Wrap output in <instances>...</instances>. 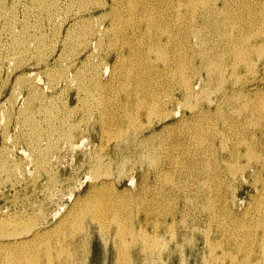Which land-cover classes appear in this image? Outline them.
<instances>
[{"label":"rangeland","instance_id":"obj_1","mask_svg":"<svg viewBox=\"0 0 264 264\" xmlns=\"http://www.w3.org/2000/svg\"><path fill=\"white\" fill-rule=\"evenodd\" d=\"M15 1V2H14ZM35 1H39L38 3L37 2H34ZM44 0H20V2H19V0H0V39H1V43H3V45H1V43H0V48H2V49H0V67H1V69H3V70H1L0 69V75L2 76V77H0V103L2 104L1 106H0V113L1 114H5V116L4 115H1L0 114V149L2 150L3 149V151H1L0 152V157H2V158H0V174H1V178H0V192H2V193H0V207H2V209H0V212H1V214H2V216H1V214H0V228H2V229H7V227H8V231L7 232H9V229H11L10 230V232H13V226H14V228H15V230L16 229H18L19 227V225H23L24 223L25 224H27V225H25L26 226V228H25V226L23 225L22 227H24V228H19L18 230H20V233L22 234V235H24V236H20V233L18 232V230H14L15 232H13L16 236H8L7 235V233L6 234H2L1 232V235H0V251H2V252H0V259H1V261H2V255H1V253L3 254L4 252H3V250H2V248H1V244H6V241H10V240H13V238H15V237H17V233L16 232H18L19 233V237H17V238H20V239H25V238H27V237H29L30 235H32V233L33 232H35L36 231V228H37V230H39L40 229V227H41V225L42 224H40V223H43L45 220H43L44 218H48L49 220H50V223H51V225H53L54 223H55V221L57 220H59L60 219V217H63L62 215H64L65 213H67L68 211H70L72 208H70V207H73L74 206V204L73 203H75V200L77 199V198H83L84 200L88 197V195H92V193H95L98 189H93V185H95L96 183H98V181H96V179L94 178V173H96V171L93 169V167H94V165L95 164H97V162H98V165L99 164H103L104 166H109L110 168H111V166H112V170H110V169H108V170H110L111 171V173H113V175H114V177H111L112 176V174H111V176L109 175L110 173H109V171H106V170H104L103 169V175L101 176V178L103 177L105 180H107L109 183H110V187H112V191L113 190H115L116 189V191H115V193H118L117 195L118 196H120L121 198H123L122 197V194H124V200L123 199H119V205L121 204V206L124 204L125 205V207L124 206H122L124 209H122V208H120V211L121 212H119V210H118V214L120 213L122 216H120V214H119V216L120 217H123V219H125L126 221H124V223H125V225H127V227H128V229H130L131 231H134V230H137L138 229V226H139V224H138V218L139 217H141L142 218V222L144 223L145 222V220H144V215H145V213H144V210H146L147 208H148V204L149 205H153L154 203H156V201H158L159 200V198H160V201L158 202L159 204L158 205H156L158 208H156V210L158 211V213H163L164 212V214L166 213V212H171V215H169L168 217H167V215L166 216H163V214H161L160 216L156 213V215L155 214H153L151 217H150V224L148 225V227H147V229H148V231L150 232L151 231V233H152V231H154V230H158L159 231V233H160V237H159V243L160 244H157V245H159V247L157 248V249H155L154 251V253L153 254H143L142 253V255L139 257V259H135V257H134V262L136 261L137 263H135V264H145L146 262H147V264L149 263H153V264H165V262H166V264H179V262H180V264H201V263H203V264H205L204 263V261L205 260H207V263L208 264H220L221 262L223 263V260L221 259V258H223L224 256H225V253L223 254V252H224V250L228 247V239H227V237H219L218 238V236L215 234L216 233V223H215V221L217 220V219H220V220H226L227 218H228V220L229 219H231V217H233V215L232 214H229L226 210L227 209H229V207L231 208V209H233V210H236V211H238V213L241 215V217H248L249 216V214H244V211H245V209L247 208V206L248 207H250L251 206V202H255V200L257 199V200H259V199H261V197H263V199H264V193H263V191H264V189H263V187H264V163H263V158H264V137H263V135H264V114H263V112H264V93H262V92H264V82H262V81H264V68L262 67L263 65H264V54H262V50H263V53H264V49H261L260 50V54H262L261 56H259L258 58H257V55H255L254 56V58H255V63H258V64H255V66L257 65V67H256V71L254 70L255 69V67H253V69L250 71V70H248L247 71V69H245L247 72H245V70H244V68L242 69H240L239 71V75H240V73H241V76L240 77H242V73H243V77L241 78V80L239 79L240 77H238L237 78V76H239L238 75V73H234L235 75H236V77H235V75L234 74H231V77H232V80H233V82H231L232 80H231V77L229 78V76H230V72H232L233 70V68L232 69H230L232 66H231V62H233L232 60H233V57L231 56V54L229 55V51H225L226 50V46L224 45V42H226L225 41V39H224V35H227L226 33H223L222 35H223V37H221V38H218V34L216 33L215 34V31L213 30V27H216V26H219L220 24H221V26L223 25L222 24V22L223 23H225L224 24V26L226 25V23H228V20H229V23H232L231 21L233 20V17H236V18H238V21H239V19L242 17V14H243V16H247V15H249V13L247 12V9H248V6H247V4L249 3V1L250 0H243V2H242V0H228L227 2H226V0H198L199 1V3H198V1H195V4L196 5H194V6H189V5H191L190 4V2L188 1V0H152V3H155L156 5H160V6H164V8L165 9H167V10H165V12L164 13H168V14H171V16H173L174 15V12H175V10H176V7H180V10L182 11V12H187L186 14H185V18L186 19H184L183 20V23H181V25L183 26V27H185V28H183L180 24L179 25H175V27H174V25L172 24V26H173V35H171L170 34V36H171V38H173L174 39V41L175 42H172L173 41V39H172V41H171V44L173 43L174 44V46H172L171 44H170V40H168L170 37L167 35H164L163 36V34L159 37V39L161 38V40H162V42L160 43V46H163V45H165V48L167 47L166 46V43L168 42L169 44H167L168 45V49H167V52H169V54L167 53V55H168V59H172V57H174V56H176L177 54H179V53H181V56L180 57H182L183 59H182V61L184 60V56L185 55H187V57H188V59H187V57L185 56V59H186V61L188 62L187 64L191 67V68H193L195 65H196V67H194V68H197V69H195V71L197 72L196 74V76H198L199 78H203V81L205 80V82H206V80H208V78H209V71L207 70L208 68H210V67H208V66H210V64H215L217 61H218V64H219V62L221 63H223V65H222V63L221 64H219V65H222V66H227V68L229 69H226V67H222L223 68V72L224 71H227V73L226 72H224V73H226L225 74V77L228 75V77H227V80L229 81H227V83L225 84V83H223V84H221V85H223L224 87H225V89H227V91H228V94L229 95H234V97L235 96H237V97H235L236 99H239V101L237 100L236 101V99L234 100V106L233 105H231V104H226L225 102V104H224V108H225V111H226V114H227V116L228 117H231V118H229L228 120L229 121H227V122H225V121H221L219 118H215V117H212V119L210 120V121H208L207 123L208 124H206V122H204V120H203V123L202 122H199L200 124H202V126L204 127V128H209L210 127V129H206L207 131L205 132V133H207V135L206 136H208L207 138H206V136H204L205 137V145H206V147L207 148H209V153L208 154H210V156L208 155V154H206V156L204 157V162L206 161V163H211L210 165H209V169H208V172H204V174H200L199 172H197L196 170L195 171H193V173H194V175H195V177H196V175H201L200 177H198V178H200L199 180H200V182H199V184H200V186H198V188L200 187L201 189H198L197 188V186H193L194 184H193V182H195L196 181V179H194L192 176V178L191 179H193V180H191L190 181V184H189V186L188 187H190V189L187 187V188H185V179L183 178L184 177V170H182V169H184L183 168V166H184V160H182V158L184 159V154L182 153L183 151H184V148H185V145H184V141L181 139L182 138V136H180L179 135V133L181 134V132H180V129H185V124H183L182 122H181V124H183L184 125V127H183V125H181V124H179L178 126H177V124H176V122L178 123L179 122V120L181 119V115H182V113L184 114V112H185V114H190L191 113V108H190V110H189V107L186 109V107H183L184 105H179L178 103L179 102H177V98H180L181 99V94L178 92L179 90H177V89H179V85H180V78H179V76H171V78H173V79H171V81H170V79H169V81L171 82L168 86L170 87V86H172L171 88H173L172 90H170V89H168L169 87L168 86H165V88L163 87V86H161V87H163L164 89H162L161 87H160V91L162 92H160L159 91V93L158 94H160V96L161 97H159V99H160V101L161 102H159V104H158V106H156L155 107V110L157 109V107L159 108V105H160V103H161V105H160V107L161 108H159V109H157L156 110V112L155 111H153L152 112V114L150 113V112H148V110H147V108H142L141 109V112L139 111V113L141 114H137L136 112H137V110L136 109H134L135 107V100H132V98H134L135 97V91H134V89L136 88V85H135V80L137 79V77L139 76L138 74H136V72L138 71V70H134L135 71V73H134V77L133 78H131V79H127V76H128V71H125V70H127L126 69V67L128 66V64L130 63L129 61H127V59L128 58H131V57H127V56H130L129 54L131 53L130 52V50H131V48H132V50L131 51H133V53H134V51H135V53L136 54H141V55H139L142 59H145L144 61L146 62V61H149V62H146V63H148V67H149V69H150V71H148L146 74H147V76H148V82H150V83H152V81H156V80H158V81H160V78L158 77L159 75H160V72H162V67L164 68V66H163V63H161L160 62V56L158 55V53L156 54L155 53V51L153 52V49H151V47H152V45H153V41H151L150 39H148V37H145L146 35H145V28H146V26H145V23H143V24H141V26L142 27H140V28H136L135 29V31H133V30H124V29H127V28H129V26H126V24L125 25H121L122 26V28H121V26H120V28L119 27H117L119 30H117V28L116 29H113V30H115L114 31V33H112L113 32V30H111V28H114V26H116V25H114V26H112L114 23V20H115V18H113L114 17V14H113V12H112V8H111V6L113 5V3H114V1L113 0H83V1H86V2H83L82 0H59V2H58V0H45L44 2H43ZM68 1H71V2H68ZM76 1H77V3H80L79 5L76 3ZM79 1V2H78ZM82 1V2H81ZM105 1H107V2H105ZM162 1V2H161ZM174 1V2H173ZM178 3H176V2ZM204 1V2H203ZM205 1H206V3H205ZM210 1V2H209ZM214 1V2H213ZM222 1V2H221ZM248 1V2H247ZM12 2V3H11ZM14 2V3H13ZM32 2V3H31ZM40 2H42V3H40ZM51 2V3H50ZM56 2V3H55ZM61 2V3H60ZM72 2H74V4H72ZM89 2H91V3H89ZM97 4V5H95V3ZM101 2V3H100ZM103 2H105V3H103ZM158 2H161V3H158ZM163 2H165V3H163ZM186 2H189V3H186ZM216 2V3H215ZM226 2V3H225ZM230 2H235L234 4L233 3H231L230 4ZM242 4H241V3ZM250 2H256V0H251ZM53 3V4H52ZM58 3V4H57ZM64 3V4H63ZM85 3V4H84ZM103 3V4H102ZM167 3V4H166ZM179 3H181V5H179ZM184 3H186V4H184ZM204 3V4H203ZM210 3V4H209ZM213 3H214V7H213ZM219 3V4H218ZM225 3V4H224ZM237 3V4H236ZM241 5H240V4ZM5 4V5H4ZM11 4H13L12 5V7H11ZM33 4V5H32ZM36 4H38V6H36ZM48 4H52V5H48ZM55 4V5H54ZM77 4V5H76ZM81 4H84V5H81ZM106 6H105V5ZM108 4V5H107ZM172 4V5H171ZM187 4H188V6H187ZM203 4V5H202ZM205 4H206V6H208V7H205ZM216 4V5H215ZM3 5V6H2ZM21 5V6H20ZM41 5H43V6H47V7H43V6H41ZM64 5V6H63ZM69 5H70V8H69ZM74 5V6H73ZM81 5V6H80ZM88 5H90V6H88ZM99 5V6H98ZM103 5V6H102ZM124 5V3H122V4H120V6H122V7H120L121 9H122V11H123V13L124 14H128L129 15V13H128V11H127V8L126 7H124L123 6ZM186 5V6H185ZM211 5V6H210ZM223 5V6H222ZM239 5V6H238ZM8 6V7H7ZM28 6V7H27ZM34 6H36V7H34ZM41 6V7H40ZM60 6V7H59ZM72 6H73V8H72ZM78 6V7H77ZM102 6V7H101ZM166 6V7H165ZM174 6V7H173ZM196 6V7H195ZM217 6V7H216ZM229 6H233L232 8L231 7H229ZM243 7V9H242V7ZM7 7V8H6ZM21 7V8H20ZM55 7V8H54ZM57 7H59V8H57ZM62 7V8H61ZM67 7H68V9H67ZM81 7V8H80ZM87 7V8H86ZM94 7V8H93ZM108 7V8H107ZM169 7V8H168ZM186 7V8H185ZM190 7H191V9L192 8H194L195 9V11H191V9H190ZM202 7H204V8H202ZM213 7V8H212ZM223 7H225L224 9H223ZM4 8V9H3ZM15 8H17V9H15ZM30 8V9H29ZM38 8H40V10L38 9ZM42 8V9H41ZM46 8H48V9H46ZM61 8V9H60ZM73 10H72V9ZM78 8H79V10H78ZM86 8V9H85ZM91 9V10H89V9ZM175 8V9H174ZM210 8H211V11H210ZM228 10H227V9ZM239 8V9H238ZM246 8V9H245ZM2 9V10H1ZM11 9H12V11H11ZM22 9V10H21ZM25 9V10H24ZM33 9V10H32ZM50 9V10H49ZM65 9H67V10H65ZM71 9V10H70ZM81 9V10H80ZM97 9V10H96ZM125 9V10H124ZM172 9V10H171ZM185 9H189L188 11L187 10H185ZM204 9H205V11H204ZM208 9V10H207ZM230 9H232V10H230ZM237 11H236V10ZM4 10V11H3ZM9 10V11H8ZM17 12V14H16V12ZM28 11V12H25V11ZM54 10H55V12H54ZM59 10V11H58ZM60 10H62V12L60 11ZM75 10V11H74ZM84 10V11H83ZM174 10V11H173ZM197 10V11H196ZM207 10V11H206ZM219 10V11H218ZM221 10H223V11H221ZM236 12H235V11ZM242 10V11H241ZM3 11V12H2ZM37 11H38V13H37ZM42 12V13H40V12ZM44 11V12H43ZM69 12V14H67L68 12ZM74 11V12H73ZM78 11H80V12H78ZM106 11V12H105ZM108 11V12H107ZM125 11H127V12H125ZM167 11V12H166ZM169 11V12H168ZM201 11V12H200ZM203 11V12H202ZM213 11V12H212ZM218 11V12H217ZM225 11V12H224ZM231 11V12H230ZM234 11V12H233ZM239 11H240V13H239ZM245 13H244V12ZM7 13V15H6V13ZM11 12V13H10ZM15 12V13H14ZM56 12H58V13H56ZM59 12H60V14H59ZM72 12V13H71ZM76 12H78V13H76ZM83 12V13H82ZM171 12V13H170ZM188 12H189V14H188ZM195 12H197V14H196V16H194V14H195ZM199 12V13H198ZM205 12V13H204ZM217 13V15L215 14V13ZM219 12H221V15H220V13ZM243 12V13H242ZM246 12H247V15H246ZM10 13V14H9ZM13 13V14H12ZM23 13H26V14H23ZM37 13V14H36ZM56 13V14H55ZM108 13V14H107ZM192 13V14H191ZM194 13V14H193ZM206 14V16H207V18H204V16H203V18L201 17V18H199L200 16H201V14ZM224 13H226V16H225V14ZM230 13H231V15H233V14H235V16L233 15L232 17H230ZM4 14H5V16H4ZM19 14V15H18ZM30 14V15H29ZM38 14H40V15H38ZM103 14V15H102ZM156 15H158V17H160V14H162V13H159V12H156L155 13ZM229 14V15H228ZM3 15V16H2ZM12 17H11V16ZM24 15V16H23ZM26 15V16H25ZM27 15H28V18H27ZM35 15V16H34ZM48 15H49V17H48ZM54 17H53V16ZM65 15H67V16H65ZM197 15H198V17H197ZM216 15V16H215ZM240 15V16H239ZM6 16H8L7 17V20H5L4 18H6ZM14 16L17 18H15L14 19ZM20 16V17H19ZM38 16V17H37ZM42 16V17H41ZM62 16V17H61ZM72 16V17H71ZM74 16V17H73ZM77 18H76V17ZM83 16H84V18H83ZM98 16V17H97ZM106 16H108L107 18H106ZM212 16V17H211ZM228 16V17H227ZM2 17V18H1ZM4 17V18H3ZM37 17V18H36ZM58 17V18H57ZM60 17V18H59ZM64 17H66L65 19L67 20V22H66V20H64ZM69 17V18H68ZM104 17V18H103ZM191 17V18H190ZM211 17V18H210ZM217 17H218V19H217ZM219 17H221V18H219ZM223 17V18H222ZM9 18H11V19H13V20H11V19H9ZM56 18V19H55ZM63 18V19H62ZM83 18V19H82ZM87 18V19H86ZM89 18L91 19V20H89ZM93 18H95V19H93ZM97 18V19H96ZM103 18V19H102ZM112 19V21H110L111 19ZM199 18V19H198ZM229 18V19H228ZM231 18V19H230ZM3 19H4V21H3ZM21 19V20H20ZM52 19V20H51ZM71 19V20H70ZM77 19V20H76ZM79 19H81V20H79ZM171 19H173V17L171 18ZM189 19H190V21H191V24H190V21H189ZM215 19H217V20H215ZM220 19V20H219ZM222 19H224V20H222ZM2 20V21H1ZM15 20H17V21H20L19 23L17 22V21H15ZM23 20V22H21ZM28 20V22L27 23H30L31 22V24H27L25 21H27ZM30 20V21H29ZM51 20V24L49 23V21ZM61 21V26H63L62 27V30H61V26H60V21ZM63 20V21H62ZM86 20V21H85ZM95 20V21H94ZM186 20V21H185ZM192 20H195L196 21V23H195V21L193 22ZM206 20V21H205ZM7 21V22H6ZM10 21V22H9ZM34 21H36L37 22V25L36 24H34L33 22ZM41 21H42V23H41ZM59 21V22H58ZM65 21V22H64ZM89 21H91L92 22V24L91 23H89ZM94 21V22H93ZM106 21V22H105ZM108 21V22H107ZM109 21H110V23H109ZM173 22H176V20H172ZM187 21H189V22H187ZM204 21V22H203ZM210 23H209V22ZM217 24H215L214 22ZM217 21V22H216ZM225 21V22H224ZM227 21V22H226ZM4 22V23H3ZM12 22H15V23H18L19 25H17V24H15L14 23V27H13V24H12ZM35 22V23H36ZM55 22V23H54ZM64 24H63V23ZM76 22V23H75ZM87 22H88V24H87ZM99 22H101V23H99ZM103 22H105V23H103ZM193 22V23H192ZM203 22V23H202ZM3 23V24H2ZM8 23H10V24H12V25H9ZM22 23H24V24H22ZM33 23V24H32ZM41 23V24H40ZM43 23H45V26L43 25L42 26V24ZM48 23V24H47ZM54 25H53V24ZM57 23V24H56ZM72 23L74 24L73 26H72ZM97 23V24H96ZM113 23V24H112ZM116 23V22H115ZM172 23V22H171ZM189 25H188V24ZM199 25H198V24ZM205 23V24H204ZM27 24V25H26ZM76 24H79V25H76ZM82 24V25H81ZM91 24V25H90ZM93 24H95V26L93 25ZM108 24V25H107ZM112 24V25H111ZM201 24V25H200ZM204 24V25H203ZM212 24V25H211ZM241 24V26H242V23H240ZM239 24V22H238V24H237V26L238 25H240ZM3 25H8L7 27L9 28H7V27H5V26H3ZM34 25H36L37 26V28H35L36 26H33ZM49 25H51V26H49ZM86 25V26H85ZM95 27V29H94V27ZM99 25H102V27L101 26H99ZM191 25V26H190ZM195 25V26H194ZM197 25H198V30H199V28H200V35H201V37H200V35H199V37L198 36H194L195 34H197V32L196 33H190V32H194V30H193V28L195 27V29H197ZM216 25V26H215ZM258 26L257 27H259L260 28V30H262V25L261 24H257ZM17 26H19V28H17ZM41 26V27H40ZM48 26H49V28H48ZM55 26H57V27H55ZM74 26H75V28H76V30H75V28H74ZM78 26V27H77ZM82 26L83 27H87L86 29L85 28H82ZM90 26H91V28H90ZM111 26V27H110ZM124 26H126V27H124ZM177 26V27H176ZM188 26V27H187ZM194 26V27H193ZM201 26V27H200ZM202 26H203V28H202ZM206 26H208L209 27V29H208V27H206ZM223 26V27H224ZM236 26V28L238 29L237 31L239 32L240 30H243V28H244V26H239V27H237ZM2 27V28H1ZM13 27V28H12ZM23 27V28H22ZM26 27H28L27 29H25ZM30 27H33L32 28V30L33 29H35L34 31H32L31 30V28ZM39 27V28H38ZM46 27V28H45ZM51 27V28H50ZM73 27V28H72ZM102 29H101V28ZM106 27V28H105ZM182 27V28H181ZM190 27L192 28L191 30H190ZM204 27H206L205 29L207 30V31H204ZM5 29V31L7 32V33H5V31H4V29ZM22 28V29H21ZM43 30H42V29ZM52 28H53V31L54 30H56L55 32V34H54V32L52 31ZM80 28V30H78ZM124 28V29H123ZM142 28H144L143 30H142ZM177 28V29H176ZM179 28H181V29H179ZM187 28V29H186ZM239 28H241V29H239ZM11 29H12V31L13 32H15V33H20L19 35L21 36V38L19 37V35L17 34V35H15V33H11L12 31H11ZM18 29V30H17ZM21 29V30H20ZM25 29V30H24ZM46 29V30H45ZM49 29V30H48ZM51 29V30H50ZM58 29V30H57ZM71 29L74 31H71ZM81 29L83 30V31H81ZM91 29V30H90ZM93 29V30H92ZM106 29H108V32L106 31ZM224 29V28H223ZM225 29H226V27H225ZM8 30L9 31H11L10 32V34L8 33ZM22 30L23 31H28V32H26V34H25V32H23L24 33V35H23V33H22ZM31 30V31H30ZM37 30H39V31H37ZM41 30V31H40ZM95 30V31H94ZM97 30V31H96ZM123 30H124V32H123ZM176 30H178V31H180V33L178 32V31H176ZM187 30V31H186ZM213 30V31H212ZM4 31V32H3ZM17 31V32H16ZM20 31V32H19ZM29 31H30V33L31 34H33V37H32V35L29 33ZM80 31V33L82 32H84V36H82L83 34L81 33L80 35H79V33H77V32H79ZM89 31H91V32H89ZM92 31H94V33L92 32ZM98 31H100V32H98ZM102 31V32H101ZM111 31V32H110ZM117 31H119V32H121L120 34H118L119 32H117ZM126 31V32H125ZM184 31H186V32H184ZM203 31V32H202ZM209 31V34L207 33ZM237 31L235 30L234 32H236V33H233L234 35L235 34H238L237 33ZM47 32V33H46ZM52 32V33H51ZM60 32V33H59ZM67 32V33H66ZM69 32L71 33H73L74 34V36H73V34L71 33V34H69ZM87 32V33H86ZM96 32V33H95ZM107 32V33H106ZM109 32H110V34H109ZM136 32H138L139 33V35H138V33H136ZM144 32V33H143ZM178 33V34H180L179 36H177L176 35V33ZM187 33V34H184V33ZM4 33H5V35H4ZM39 33V34H38ZM41 33V34H40ZM43 33V34H42ZM88 33H90V34H93V35H91V36H88V35H90V34H88ZM115 33H117L119 36H117ZM135 33V34H134ZM141 33V34H140ZM201 33H203V34H201ZM8 34H9V36H8ZM37 34V35H36ZM45 34V35H44ZM49 34V35H48ZM53 34V35H52ZM105 34H107V36H110V37H107ZM112 34V35H111ZM125 34H127V35H125ZM133 34V35H132ZM138 36H137V35ZM189 34V35H188ZM199 34V33H198ZM197 34V35H198ZM215 34V35H214ZM15 35V36H14ZM30 35V36H29ZM56 35H59L60 36V38H59V36H57L56 37ZM66 35V36H65ZM79 37H78V36ZM86 35H87V37H86ZM99 35H101V36H99ZM104 35H105V37H104ZM114 35H116L115 37H114ZM121 35H122V39L121 38H119V37H121ZM129 35H131V36H129ZM135 35V36H134ZM144 35V36H143ZM213 35V36H212ZM221 34L219 35V37L220 36H222ZM7 36L9 37L8 38V40H7ZM10 36H12V38L10 39ZM13 36L14 37H16L15 39H13ZM23 36L25 37V39L23 38ZM29 36V37H28ZM53 36V37H52ZM55 36V37H54ZM67 38L68 36L69 37H72L71 39L68 37L67 39H69L68 41H67V39L65 38V37ZM79 38V39H77V37ZM82 38H81V37ZM125 37V40H124V37ZM128 36H129V38H128ZM143 36V37H142ZM186 36H187V38H186ZM207 36V37H206ZM210 36V37H209ZM212 36V37H211ZM227 36H229V35H227ZM2 37V38H1ZM4 37L6 38V39H4ZM31 37H32V39H31ZM36 39H35V38ZM44 37V38H43ZM52 37V38H51ZM85 37L87 38V40H88V42H87V40L85 39ZM89 37H92V38H89ZM100 39H99V38ZM106 37H107V39H106ZM112 37V38H111ZM136 37H137V39H136ZM138 37H139V39H138ZM141 37V38H140ZM146 38V39H143V38ZM163 37V38H162ZM167 37V38H166ZM169 37V38H168ZM176 39H175V38ZM186 38V40L187 41H189V42H186L185 41V38ZM203 37H204V39L205 40H207V41H204V39H203ZM209 37V38H208ZM18 38H20L19 40H20V43H19V40H17ZM27 38L28 39H30V40H27ZM42 40H41V39ZM55 38H59L58 39V41L56 40H54ZM64 38V39H63ZM86 40H84V39ZM114 38H116V39H114ZM119 38V39H118ZM127 38V39H126ZM131 38V39H130ZM133 38V39H132ZM135 38V39H134ZM178 38V39H177ZM181 38V39H180ZM200 39V40H198V39ZM215 38V39H214ZM220 39V40H217V39ZM225 38H227V37H225ZM41 40L40 42L38 41V40ZM44 39V40H43ZM46 39H47V41H46ZM49 39L51 40V41H49ZM73 39H75V41L77 42H75V41H72V42H70L71 40H73ZM80 39H81V41H80ZM83 39V40H82ZM91 39V40H90ZM109 39V40H108ZM111 39V40H110ZM113 39V40H112ZM129 39V40H128ZM150 40V41H148V40ZM164 39V40H163ZM183 39H184V41H183ZM197 39V40H196ZM212 39H214V40H212ZM229 39V38H228ZM23 40H26V41H24L25 43V45H23V46H21L22 44H21V42L23 43ZM35 40V41H34ZM54 40V41H53ZM78 40V41H77ZM116 42H115V41ZM119 40V41H118ZM128 42H127V41ZM130 40H132V41H130ZM135 40H137V41H135ZM141 40H142V42H141ZM145 40V41H144ZM183 43V42H185V43H181L180 41ZM194 40V41H193ZM198 41L200 44H197L196 43V41ZM209 40V41H208ZM211 40V41H210ZM224 40V41H223ZM227 40V39H226ZM14 42V41H16V42H14V43H16V44H14V43H11V42ZM28 41V42H27ZM29 41H30V45H32V46H30L29 45ZM34 41V42H33ZM38 41V42H37ZM60 41V42H59ZM63 41H65V42H63ZM84 41H85V43H84ZM104 43H103V42ZM108 41H110V42H108ZM121 41H122V43H121ZM165 41V42H164ZM200 41H202V42H200ZM6 42V43H5ZM10 42V43H9ZM20 44H18V43ZM32 42V43H31ZM39 43L38 45L36 44V43ZM48 44H50V45H46L47 43ZM50 42V43H49ZM55 42H57V45L58 46H56V43ZM74 42V43H73ZM83 43L84 44V46H81V44H78V43ZM90 42H91V44H90ZM97 44V46L99 47V44H100V49L98 48V47H96L95 46V44ZM98 42V43H97ZM99 42H102V44L101 43H99ZM108 42V43H107ZM118 42H120V43H118ZM136 44H135V43ZM146 42V43H145ZM148 42H150V43H148ZM156 42H157V40H156ZM180 42V43H179ZM203 42H209V43H206V44H204ZM211 42V43H210ZM221 42H223V43H221ZM5 43V44H4ZM26 43H28V45H29V47L32 49H30V48H28L27 46V44ZM35 43V44H34ZM51 43H53V44H51ZM55 43V44H54ZM66 43V44H65ZM69 44V46H67L68 44ZM87 43H88V45H87ZM114 43V44H113ZM115 43H118V47H117V44H115ZM139 43V44H138ZM144 43H145V45H144ZM177 43H179V44H177ZM190 44V45H187V44ZM192 43V44H191ZM10 44V45H9ZM14 44V45H13ZM17 44H18V46H20L19 48H18V46H17ZM74 44V45H73ZM82 44V45H83ZM106 44V45H105ZM109 44V45H108ZM112 46H111V45ZM128 44V45H127ZM149 44H150V46H149ZM163 44V45H162ZM195 44H197V45H200L201 47H203L201 44H203L204 45V47H203V49L200 47V46H197V45H195ZM212 44H215V45H212ZM217 44V45H216ZM220 44H221V47H220ZM244 44H246V42H244ZM8 47H10V48H7V46ZM35 45V46H34ZM40 45V46H39ZM75 45H79L78 47L77 46H75ZM87 45V46H86ZM91 45V46H90ZM116 45V46H115ZM137 45V46H136ZM140 45V49L138 48V46ZM144 45V46H143ZM176 45H178V49L176 48L177 46ZM192 45H194V46H192ZM209 45H210V47H209ZM219 45V46H218ZM6 46V47H5ZM13 46V47H12ZM17 46V48L19 49V51H20V49H21V47H22V49H23V51L21 52L20 51V53L22 54H20L19 52H18V50L15 48V47ZM34 46V47H33ZM37 46L39 47V48H41V49H43V50H40L39 48H37ZM50 46H52V47H50ZM72 46V47H71ZM74 46V47H73ZM93 46H95L96 48H94ZM104 46H106V47H104ZM124 48H123V47ZM143 46V47H142ZM182 48V49H180V47ZM182 46H184V47H186L187 49H188V47L189 46H191V48L189 47V51L191 52H188L187 51V49H186V51H187V53H184V51H183V53L185 54L184 56H183V53H182V51H180V50H183L184 49V47H182ZM212 46L214 47V48H212ZM45 47L46 48H48V49H46L45 50ZM54 47H55V50H53L54 49ZM64 47V49H62ZM81 47H83V48H81ZM101 47L103 48V50L101 49ZM120 47V48H119ZM137 47V48H136ZM141 47L144 49V51L142 52V50L143 49H141ZM171 47V48H170ZM197 47H198V49H197ZM206 47V48H205ZM216 47H217V49L219 48V50L218 51H215V49H216ZM14 48V49H13ZM24 48H26V50L24 49ZM52 48V49H51ZM57 48V49H56ZM69 48V49H68ZM78 48H79V50H78ZM88 48H89V50H88ZM106 48V49H105ZM113 48V49H112ZM146 48V49H145ZM147 48H149V49H147ZM173 48H174V50H173ZM199 48H201V50H199ZM207 48H210V51H209V49L207 50ZM212 48V49H211ZM221 48V49H220ZM225 48V50H222V49H224ZM9 49V50H8ZM11 49H12V51H13V55L11 54V53H9L10 51H11ZM21 49V50H22ZM30 49V50H29ZM37 49L39 50V52L37 51ZM49 49H51L50 50V52H48L49 51ZM74 49H75V53H74ZM82 49H84L85 50V52H84V50H82ZM95 49H97V50H95ZM111 49V50H110ZM121 49H122V51H121ZM130 49V50H129ZM141 50V51H139V50ZM150 49H151V51H150ZM180 49V50H179ZM196 49H197V52H196ZM216 49V50H217ZM3 50H5L4 52H3ZM8 52H7V51ZM14 50H16L19 54H18V56H17V52L15 51L14 52ZM24 50H25V52H24ZM29 50V51H28ZM66 50H68V52L66 51ZM73 50V51H72ZM102 50V51H101ZM108 50V51H107ZM113 50V51H112ZM118 50V51H117ZM150 52H149V51ZM198 50H199V53H202V52H204L203 50H206L204 53H203V55L201 54V56L199 55V53H198ZM11 51V52H12ZM33 51H36V52H33ZM40 51H43V52H45V53H41ZM64 51H65V53H64ZM81 51V52H80ZM92 51V52H91ZM111 51V52H110ZM129 51V52H128ZM146 51V52H145ZM174 51V52H173ZM211 53H214V55L211 53H209V52ZM216 52V54H215V52ZM220 51H221V53L223 54V55H221L220 56ZM223 51V52H222ZM2 52H3V54H2ZM24 52V53H23ZM26 52H28L29 53V55H28V53H26ZM62 52V54H60L59 55V53H61ZM71 52V53H70ZM73 52V53H72ZM94 52V53H93ZM104 52V53H103ZM107 52V53H106ZM139 52V53H138ZM142 52V53H141ZM145 52V53H144ZM153 52V53H152ZM173 52V53H172ZM175 52L177 53V52H179V53H177V54H175ZM4 53H8L7 55H5ZM34 53V54H33ZM38 53H39V55H38ZM49 53V54H48ZM64 53V54H63ZM77 53H79V57H78V54ZM100 53V54H99ZM118 53H119V55H118ZM124 53V54H123ZM149 53V54H148ZM151 53V54H150ZM193 54V56L195 57V58H193V61L191 60L192 59V55H190V54ZM196 55H195V54ZM225 53V54H224ZM2 54V55H1ZM26 54V55H25ZM36 54V57L34 56ZM42 54L44 55L43 57H42ZM47 56H46V55ZM68 54H74V58H72V55L71 56H68ZM94 54V55H93ZM109 54V55H108ZM144 54V55H143ZM145 54H147V55H145ZM174 54V55H173ZM189 54V55H188ZM198 54V55H197ZM206 54L207 55H209V57L208 56H206ZM219 54V55H218ZM11 55V56H10ZM25 55V56H24ZM31 55V59H30V56ZM33 55V56H32ZM51 55H52V57H51ZM64 55V56H63ZM89 55H90V57H89ZM97 55H98V59H97ZM121 55V56H120ZM158 55V56H157ZM173 55V56H172ZM206 57H208V58H206ZM228 55V56H227ZM3 56V57H2ZM9 56V58H7V57ZM13 56V57H12ZM19 57V56H21V57H19V58H17V57ZM49 57L48 59L46 58V57ZM86 56H88V57H86ZM96 57V60L97 61H95L94 59H95V57ZM119 56H120V60H118L119 59ZM148 56V57H147ZM155 56V57H154ZM159 57V58H157V57ZM178 56V55H177ZM196 56H197V58H196ZM203 56V57H202ZM212 58H211V57ZM215 56V57H214ZM223 56V57H222ZM225 56V57H224ZM263 56V59H260V63H259V61L258 62H256V60L258 59L259 60V58H261ZM7 58V60L5 59V58ZM24 57V58H23ZM27 57V58H26ZM39 57V58H38ZM46 59H45V58ZM61 57H62V59H61ZM71 57V58H70ZM78 59H77V58ZM116 57V58H115ZM122 57H123V59H122ZM145 57V58H144ZM150 57L151 58H153V60H155V59H157V60H159L158 62L159 63H157V65H156V62H154V61H151L152 59H150ZM171 57V58H170ZM221 57V58H220ZM232 57V58H231ZM5 59V61L4 60H2V59ZM10 58H11V60H10ZM12 58H14V59H12ZM22 58V59H21ZM25 58H26V60H25ZM42 60H41V59ZM51 58V59H50ZM67 58V59H66ZM70 59V61H69V59ZM88 58V59H87ZM100 58V59H99ZM102 58V59H101ZM105 58H106V60H105ZM147 58V59H146ZM149 58V59H148ZM205 59V61L203 60V59ZM214 58V59H213ZM217 58H219V60L217 59ZM17 59H19V61L17 60ZM36 59V60H35ZM38 59V60H37ZM40 59V60H39ZM47 61H45V60ZM54 59H55V61H54ZM56 59H60V61H61V65H60V61H58V60H56ZM73 59V60H72ZM116 59V60H115ZM191 60V62H192V64H191V62H190V64H189V61ZM196 59V60H195ZM210 59V60H209ZM221 59H222V61H221ZM224 59V60H223ZM9 60L10 61H12L13 60V62L15 63H13L14 65H12V62H9ZM15 60V61H14ZM23 62H22V61ZM29 60V61H28ZM63 60H65V61H63ZM87 60H88V62H87ZM91 60V61H90ZM93 60H94V62H93ZM123 62H122V61ZM129 60V59H128ZM189 60V61H188ZM201 60V61H200ZM227 60V61H226ZM228 60H229V62H228ZM9 63H8V62ZM21 62V63H18V62ZM40 62V61H42V62H40V64L41 65H38L39 63H37V62ZM68 61H69V63H68ZM77 61V62H76ZM79 61V62H78ZM84 61V63H86L85 65L82 63ZM100 62V63H98V65H95V64H97L96 62ZM102 61H104L103 62V64L104 65H102ZM114 61H116V62H114ZM121 61V62H120ZM156 61V60H155ZM196 61V62H195ZM203 61V62H202ZM210 61V62H209ZM214 61V62H213ZM224 61H225V63H224ZM3 62H5V63H3ZM28 62H30L29 64H28ZM44 62V63H43ZM50 62V63H49ZM52 62V63H51ZM73 62H75V65H73L74 63ZM90 62H93V63H90ZM154 64H153V63ZM184 62V61H183ZM206 64H205V63ZM208 62V63H207ZM228 62V63H227ZM55 63V64H54ZM65 63V64H64ZM106 63L108 64V65H106ZM118 63V64H117ZM119 63L120 64H122L121 66L119 65ZM196 63V64H195ZM202 63V64H201ZM210 63V64H209ZM227 63V64H226ZM21 66H20V65ZM22 64H25V65H22ZM44 64V65H43ZM64 64V65H63ZM93 64V65H92ZM159 64V65H158ZM203 64H205V65H203ZM207 64H209V65H207ZM217 64V63H216ZM48 65V66H47ZM54 65H55V67H54ZM64 66V68H63V66ZM67 65H68V68L66 69V67H67ZM70 65H72L73 67L72 68H70L71 66ZM81 65V66H80ZM83 65V66H82ZM94 65L96 66V67H94ZM99 65H100V67H99ZM118 65V66H117ZM124 65V66H123ZM150 65V66H149ZM20 66V67H19ZM41 66V67H40ZM61 66V69H59V67ZM70 66V67H69ZM91 66V67H90ZM103 66H105V67H103ZM107 66H108V71L106 70L107 69ZM116 66V67H115ZM119 66H120V69H119ZM126 66V67H125ZM151 66H153V68H158V69H153ZM156 66V67H155ZM200 66H201V68H200ZM204 66V67H203ZM231 66V67H230ZM17 67V68H16ZM52 67L53 68V70H52V68L50 69V68ZM88 67V69H86V68ZM112 67V68H111ZM114 67V68H113ZM125 67V68H124ZM205 67L207 68V69H205ZM6 70H5V69ZM15 68V69H14ZM48 68V69H47ZM57 68V69H56ZM65 69L64 71H63V69ZM79 68V69H78ZM81 68V69H80ZM83 68V69H82ZM102 68V69H101ZM123 68H124V70H123ZM152 68V69H151ZM204 68V69H203ZM10 69V70H9ZM11 69H12V72H11ZM18 69V70H17ZM45 69V70H44ZM50 69V70H49ZM93 69V70H92ZM97 69V70H96ZM112 69V70H111ZM115 70V72H114V70ZM119 69V70H118ZM212 69V68H211ZM225 69V70H224ZM260 69V70H259ZM46 70H48V71H46ZM57 70H59V72L57 71ZM69 70V71H68ZM72 70L75 72V74L77 73L78 74V76H80L79 78L74 74V72H72ZM81 73H79L78 71ZM90 70V71H89ZM93 72H92V71ZM102 70V71H101ZM152 70H153V72H152ZM158 70V71H157ZM167 70V69H166ZM203 70H205V71H203ZM41 71V73H39ZM87 71V72H86ZM88 71H89V74H87L88 73ZM94 71H97V72H94ZM103 71H105V72H103ZM157 71V72H156ZM201 71H203V72H201ZM230 71V72H229ZM3 72V73H2ZM32 72L34 73V74H32ZM36 72V73H35ZM45 72V73H44ZM46 72H48V73H46ZM51 72V73H50ZM54 72V73H53ZM58 72V73H57ZM64 72V73H63ZM86 72V73H85ZM90 72H92V73H90ZM102 72V73H101ZM108 72V73H107ZM113 72V73H112ZM127 72V73H126ZM140 72V71H139ZM252 72H258V74H256V73H252ZM10 73H12V74H10ZM29 75H28V74ZM43 73V74H42ZM54 75H53V74ZM61 73H63L62 75H61ZM86 74V75H82V74ZM94 73H97V77H95V74ZM99 73V74H98ZM101 73V74H100ZM113 75V76H116L115 78L114 77H112V76H110L111 74ZM118 74V76H117V74ZM122 73V74H121ZM153 73L155 74V76L156 77H158V78H156L154 75H153ZM156 73H158V74H156ZM205 73V74H204ZM206 73H207V75H206ZM223 73V74H224ZM246 73V74H245ZM248 73V74H247ZM251 73V74H250ZM31 74V75H30ZM49 74V75H48ZM56 74V75H55ZM57 74H59V76H57ZM67 74H69V75H67ZM116 74V75H115ZM121 74V75H120ZM125 74V75H124ZM127 74V75H126ZM149 74H150V76H149ZM201 74V75H200ZM11 75V76H10ZM23 76V77H20V76ZM27 77H25V76ZM39 76V78L38 77H36V76ZM44 75V76H43ZM47 75V76H46ZM72 75V76H71ZM76 76L75 78H74V76ZM90 75V76H89ZM94 76V77H92V76ZM101 75V76H100ZM120 75V76H119ZM123 75V76H122ZM132 75V74H131ZM138 75V76H137ZM234 75V76H233ZM245 75H249V76H251L252 75V77H249V76H245ZM255 75V76H254ZM258 77H257V76ZM28 76H33V79L31 78V77H28ZM50 76V77H49ZM52 76V77H51ZM55 76H57V77H55ZM67 76V77H66ZM81 76H82V78H81ZM89 76V77H88ZM146 76V75H145ZM147 76H146V78H147ZM201 76V77H200ZM208 76V77H207ZM254 76V77H253ZM261 76H262V78H261ZM18 79H17V78ZM20 77V78H19ZM46 77H48V79L46 78ZM71 77L73 78V79H71ZM87 77V78H86ZM103 77V78H102ZM124 77H125V79H124ZM150 77H152V78H150ZM235 77V78H234ZM260 77V78H259ZM28 78H29V81H28ZM35 78V79H34ZM38 78V79H37ZM52 78V79H51ZM53 78H55V79H53ZM64 78V79H63ZM66 78V79H65ZM90 78H92L93 79V82H92V79H91V82H92V85L90 84L91 82H90ZM95 78V79H94ZM101 78H102V81H103V83H100V81H101ZM112 78H114V79H112ZM151 80H150V79ZM153 78H156V80L155 79H153ZM170 78V77H169ZM179 78V79H178ZM239 79V83L237 82V81H235L234 82V80L235 79ZM244 78V79H243ZM245 78H247V80H245ZM1 79L2 80H4L3 82L1 81ZM8 79V80H7ZM10 79V80H9ZM20 79V80H19ZM47 79V80H46ZM51 81H50V80ZM60 79V80H59ZM74 79H76V80H74ZM110 79V80H109ZM120 79V80H119ZM126 79H127V81H129V82H131V80H132V82L129 84V86L127 85L128 83H127V81H126ZM25 80H27V81H25ZM34 80V81H33ZM36 80H38V81H36ZM49 80V81H48ZM56 82H55V81ZM61 80H63V81H61ZM65 80V81H64ZM70 80H72V81H70ZM74 80V81H73ZM77 80H78V82H77ZM83 82H82V81ZM86 80H88V81H86ZM98 80V81H97ZM113 80H115L114 82H112ZM118 80V81H117ZM134 80V81H133ZM173 80H175V82L173 81ZM178 80H179V82L180 83H178ZM218 78L216 79V77H214L213 78V80L211 81V85H210V87H212L211 89L213 90H211V91H209L210 93H209V95L211 94V97L207 94V95H205V97H204V95H201L202 97H204L205 99H203L202 97H201V99H200V96H199V98L198 99H195V100H197V102L199 103H196V105H197V107L196 108H194V109H196V110H200L201 108H206V109H208V107H210V106H208V105H211V106H213V107H215V105H216V103H218V102H220V101H223L222 99H221V97H222V95L220 94V93H218V92H220V91H218L217 92V89H219L220 87H223V86H219L218 85ZM231 80V81H230ZM243 80V81H242ZM249 80H255L256 82H254L253 84H252V81H250L249 82ZM7 81V82H6ZM9 81V82H8ZM30 81H31V83H30ZM53 81V82H52ZM58 81V82H57ZM59 81H60V83H59ZM73 82V83H70V82ZM80 81L82 82V83H80ZM87 83H86V82ZM97 81V82H96ZM101 81V82H102ZM107 81V82H106ZM110 81V82H109ZM118 82V84H117V82ZM122 83H121V82ZM157 81V82H158ZM202 81V82H203ZM240 81H242L241 82V84H240ZM245 81V82H244ZM259 81H261V82H259ZM2 82V83H1ZM15 82H17L18 84H16ZM28 82V83H27ZM51 82V83H50ZM90 82V83H89ZM97 84H99V85H97ZM105 82V83H104ZM112 82V83H111ZM115 82H116V84H115ZM177 82V83H176ZM218 82V83H217ZM236 82L238 83L237 84V86L235 85L236 84ZM249 82V83H248ZM6 83H8V84H6ZM22 83V84H21ZM30 83V84H29ZM48 83H50V84H48ZM79 83V84H78ZM83 83H85V84H83ZM95 83V84H94ZM121 83V84H120ZM125 83V84H124ZM133 83V84H132ZM167 83V82H166ZM165 83V84H166ZM174 83V84H173ZM210 83V82H209ZM208 83V84H209ZM213 83H214V85H215V87H217V86H219V87H217V88H215V87H213L214 85H213ZM229 83H234V85L235 86H233L234 87V89H236V91H235V94H234V91H233V87H232V85H230ZM244 83H248V84H244ZM6 84V85H5ZM26 84V85H25ZM53 84V85H52ZM55 84V85H54ZM58 84V85H57ZM60 84V85H59ZM65 84V85H64ZM71 86H70V85ZM81 84H82V86H81ZM86 84H89V85H87V88H86V86H83V85H86ZM93 84H94V87H93ZM100 84L102 85L101 87H100ZM105 84V85H104ZM108 84H110L109 86L110 87H108L107 85ZM111 84H114V85H111ZM217 84V85H216ZM228 84V85H227ZM251 84V85H250ZM14 85H16L17 87H19V88H17L16 86H15V88H14ZM19 85V86H18ZM22 85V86H21ZM29 85V86H28ZM30 85L34 88H30ZM52 87V86H54V87H52V89H54V90H52L51 88H50V86ZM57 85V88H55V86ZM68 86V88L69 89H67L66 87ZM80 85V87H77V86H79ZM121 85V86H120ZM132 85V86H131ZM177 85H178V87H177ZM213 85V86H212ZM239 85V86H238ZM254 85V89H253V86ZM35 86V87H34ZM64 86H65V90H64ZM74 86L76 87V88H74ZM105 86V87H104ZM112 86V87H111ZM118 86H120V87H118ZM133 86H135L133 89H132V87ZM241 86V87H240ZM256 86V87H255ZM21 87H22V90H21ZM24 87V88H23ZM25 87H26V89H25ZM90 87V88H89ZM93 87V88H92ZM95 87L96 88H99V89H96L95 91V93H98L97 95L95 94V97H94V89H95ZM107 87V88H106ZM122 87H124V88H122ZM128 87H131V89H129ZM168 87V88H167ZM232 87V88H231ZM14 88V89H13ZM30 88V89H29ZM37 88H39V92H38V89L36 90ZM60 88V89H59ZM70 88H72V90L70 89ZM82 88V89H81ZM87 90H85V89ZM104 88H106V90L104 89ZM108 88H112V89H114V93H112L113 91H112V89H110V91H109V89ZM116 88V89H115ZM119 88L121 89V90H119ZM128 88V89H127ZM166 88H167V90H166ZM232 90H231V89ZM251 91H248V89ZM252 88V89H251ZM16 89H17V91H16ZM27 89H29V90H27ZM76 89V90H75ZM78 89H79V91H78ZM89 89L92 91H89ZM104 91V93H102L103 91ZM126 89V90H125ZM162 89V90H161ZM175 89V90H174ZM214 89H216V91L214 92ZM229 89V90H228ZM261 89V90H260ZM13 90V91H12ZM19 90V91H18ZM31 90V91H30ZM33 90H35V92L33 91ZM42 90V91H41ZM43 90L45 91V92H43ZM56 90V91H55ZM65 91V93H63L64 91ZM74 90V91H73ZM81 90H85L84 92L83 91H81ZM130 90V95H133V96H130V95H128V96H130V97H128L127 96V92ZM132 90V91H131ZM220 90V89H219ZM50 91V92H49ZM70 92V93H68V92ZM76 91H77V93H78V95L80 94V96H78L77 95V93H76ZM100 91H102L101 93H99ZM109 92V95H108V92ZM112 91V92H111ZM121 91V92H120ZM122 91H123V93H122ZM164 91L166 92V94H167V96L165 95L164 96ZM176 91V92H175ZM237 91H238V94H237ZM247 91V92H246ZM12 92V93H11ZM13 92H14V94L15 95H17V96H15V95H13ZM21 94H20V93ZM29 94H28V93ZM34 92V93H33ZM41 92V93H40ZM49 92V93H48ZM51 92H53V93H51ZM81 92H83V93H81ZM90 92V93H89ZM117 92V93H116ZM118 92H120V94H118ZM167 92H171L170 93V96H169V93H167ZM175 92V93H174ZM214 94H213V93ZM17 93V94H16ZM44 93V94H43ZM61 95H60V94ZM67 93V94H66ZM88 95H86V94ZM91 93H92V97L93 98H91ZM125 93H126V95H125ZM164 93V94H163ZM232 93V94H231ZM245 93V94H244ZM258 93H262L261 94V96H262V98H261V96L259 97V99H258V96L260 95V94H258ZM18 94H20V96L18 95ZM33 94V95H32ZM35 94V95H34ZM59 94V95H58ZM64 94H66L65 96H64ZM104 94V95H103ZM163 94V95H162ZM213 94V95H212ZM240 94V95H239ZM241 94H242V96L245 98H247V97H249V98H243L242 96H241ZM248 94V95H247ZM32 96V98L33 99H30V97ZM38 95V96H37ZM44 95H47V96H45L44 97ZM58 97H57V96ZM98 95H100V96H98ZM103 95V96H102ZM107 95H108V97H107ZM113 95V96H112ZM116 95H118V96H116ZM172 95H174V98H173V96ZM178 95V96H177ZM256 95H258L257 96V98H256ZM9 96H10V98H9ZM19 96V97H18ZM26 96V99L24 98ZM29 96V97H28ZM36 96H37V98H36ZM41 96V97H40ZM51 96V97H50ZM105 96V97H104ZM123 96H125V97H123ZM159 96V95H158ZM171 96H172V98H171ZM209 96V97H208ZM218 96V97H217ZM239 96H241V97H239ZM254 96V97H253ZM13 97L15 98V100L13 99ZM36 99H35V98ZM45 98V101H42V100H44V98ZM47 97V98H46ZM65 97V98H64ZM80 97V98H79ZM86 97V98H85ZM90 97V98H89ZM98 97H101V98H98ZM103 97V98H102ZM110 97H111V99H110ZM127 97H128V99H127ZM166 97H170V98H168V101L170 102H168L166 99ZM177 97V98H176ZM220 97V98H219ZM250 97H253V98H255V99H253V98H250ZM29 98V99H28ZM42 98V99H41ZM52 99L51 101H49L50 99ZM56 98H60V99H62V100H60V99H56ZM83 98V99H82ZM94 98H96V99H98L97 101H95V103H93V105H92V102H94ZM105 98V99H104ZM127 100V102H126V100ZM166 98V99H165ZM206 98H208L207 99V101H206ZM216 98H218V99H216ZM11 99V100H10ZM18 99V100H17ZM28 99V100H27ZM47 99V100H46ZM64 99V100H63ZM79 101H78V100ZM81 99H82V101H81ZM87 99V100H86ZM92 99H93V101H92ZM99 99H101V100H103L102 102H103V104H102V102H100V100ZM109 99V100H108ZM115 99V100H114ZM131 99V100H130ZM162 99V100H161ZM171 99H173V101L171 100ZM220 99V100H219ZM9 100H10V102H9ZM27 102H34V101H36V100H38L37 102H32L31 103V105H28V104H30V103H27ZM29 100H31V101H29ZM41 100V101H40ZM57 100V101H56ZM59 100V101H58ZM89 100L91 101L90 102V104H89ZM106 100V101H105ZM123 100H125V102L123 101ZM128 100H130L131 102H129ZM195 100H193L192 101V103L195 105ZM206 102H208L209 100L211 101V100H213L212 102V104H211V102H209V103H206ZM215 100H218V101H216L215 103H214V101ZM245 100V101H244ZM257 104H255L253 101ZM256 100V101H255ZM7 103H6V102ZM13 101V102H12ZM15 101V102H14ZM18 101V102H17ZM25 101V102H24ZM41 103H40V102ZM65 101H68V102H66L65 103ZM87 101V102H86ZM104 101L106 102V104L104 103ZM111 101H113V102H111ZM115 101V102H114ZM120 101V102H119ZM173 103H172V102ZM202 101V102H201ZM235 101H236V103H235ZM242 101H243V103H242ZM49 102V103H48ZM51 102H53V103H51ZM78 102H80L81 104H79ZM83 102V103H82ZM117 102V103H116ZM149 102V101H148ZM151 102V101H150ZM166 102H168V103H166ZM177 102V103H176ZM258 102V103H257ZM263 104H261V103ZM4 103H6V104H4ZM10 105H9V104ZM14 105V109L11 107V105L12 104ZM15 103H17L16 105H15ZM24 103V104H23ZM39 104V108L40 107H42V108H40V110H37V109H39L38 108V104ZM46 103H47V105H46ZM63 103V104H62ZM79 105H78V104ZM86 103V104H85ZM109 103H111L110 105H109ZM113 103V104H112ZM124 103V104H123ZM165 103V104H164ZM201 103H203V107H202V105H200ZM238 103H240V104H238ZM3 104H4V106H6V107H3ZM25 104H27L28 106H30V107H28L27 105H25ZM42 104H45L47 107H45V105H42ZM49 104H52V105H50V108H52V109H50L49 108ZM65 104V105H64ZM83 104V105H82ZM98 105V107H96L97 105ZM114 104H117V105H114ZM119 104V105H118ZM121 104V105H120ZM167 104H169L168 106H167ZM170 104H171V106L172 105H174V106H170ZM176 104H178L179 105V107H177V105ZM207 104V105H206ZM242 104H243V106H242ZM247 104V105H246ZM248 104H250L249 106L251 107H253V105L252 104H255L254 106V109L251 107H249L248 106ZM258 104H259V106H258ZM21 105H22V108H24V105L25 106H27V107H25L24 109H22L21 108ZM53 105H55V106H53ZM57 105H59L58 107H57ZM64 105V106H63ZM68 105V106H67ZM81 105V106H80ZM86 105V106H85ZM90 105V106H89ZM103 105V106H102ZM109 105V106H108ZM126 105V106H125ZM129 105L131 106V107H129ZM134 105V106H133ZM163 105V106H162ZM164 105H166V106H164ZM200 107H199V106ZM236 105V106H235ZM245 105V106H244ZM261 105V106H260ZM9 106H10V108H9ZM31 106H33L32 108H31ZM37 106V107H36ZM78 107V109H77V107ZM79 106H80V108H79ZM88 106V107H87ZM94 106V107H93ZM108 106V107H107ZM113 106H114V108H113ZM118 106V107H117ZM119 106H120V108H119ZM125 106V107H124ZM225 106H227V107H225ZM242 106V108H243V110H240V107ZM247 106H248V110L246 109L245 110V108H247ZM258 106V107H257ZM263 106V107H262ZM7 107H8V109H7ZM44 107V108H43ZM53 107H55V108H53ZM60 107V108H59ZM62 107H63V110H62ZM66 107V108H65ZM73 107V108H72ZM91 107H92V109H91ZM105 107H107L108 108V110H105V109H107V108H104ZM127 107H129V113L127 114V112H128V108ZM134 107V108H133ZM162 107H163V109H162ZM168 107V108H167ZM173 108V109H171V108ZM182 107V108H181ZM231 107V108H230ZM233 107V108H232ZM236 107L238 108V110L237 111H234V110H236ZM245 107V108H244ZM257 107V108H256ZM261 107V108H260ZM5 109V111L6 112H3L4 111V109ZM19 108H21V112L24 110V112H23V115L21 114V112H20V109ZM27 108V109H26ZM30 108V109H29ZM35 108V109H34ZM48 110H47V109ZM59 110H58V109ZM70 108H71V110H70ZM90 108L91 110H92V112H90V113H92V115H90L89 114V112L87 111L88 109ZM98 108V109H97ZM110 108V109H109ZM134 109L133 110V112H132V109ZM165 108L167 109V110H165ZM181 108V109H180ZM184 108H185V110H184ZM227 108H229V110L227 109ZM235 108V109H234ZM255 108H256V110H255ZM7 109V110H6ZM34 109V110H33ZM46 109V110H45ZM53 110V111H51V114L49 113V114H47V112L46 111H50V110ZM60 111V117H57L59 114V112L57 113V111ZM61 109V110H60ZM82 109H83V111H82ZM89 109V110H90ZM99 109H101L100 111H99ZM120 109H121V111H120ZM124 109V110H123ZM127 109V110H126ZM144 109H146V110H144ZM169 109V110H168ZM205 109V110H206ZM227 109V110H226ZM234 109V110H233ZM260 111V114H258L259 113V111ZM27 110H29L28 111V113H32V112H35V113H33L32 115H31V117L32 116H34L35 117V120L33 119L34 117H32V120H34V121H27V118H25V117H28L30 114H28V113H26V115L24 116V113L27 111ZM31 110V111H30ZM43 111V110H45V111H43V114H42V112H40V111ZM66 110V111H65ZM73 110V111H72ZM79 110V111H78ZM90 110V111H91ZM97 110V111H96ZM119 110V111H118ZM131 110V111H130ZM163 110H164V112H163ZM173 110V112H171V111ZM176 110H179V112H180V115H179V112L178 111H176ZM184 110V111H183ZM188 110V111H187ZM230 110H231V112L232 113H230ZM263 110V111H262ZM18 111V112H17ZM56 111V112H55ZM69 111V112H68ZM86 111H87V114H86ZM99 111V112H98ZM104 111V112H103ZM109 111V112H108ZM113 113H112V112ZM114 111H115V113L117 114H114ZM146 111V112H145ZM157 111H159V112H157ZM160 111H162V112H160ZM166 111H167V113H170V114H168V118L166 117V120L164 119L163 121H160L159 122V117H157L158 115H160V116H166L167 115V113H166ZM170 111V112H169ZM228 111H229V113H228ZM245 111H247V112H245ZM252 111V112H251ZM8 112V115H10V116H12V117H8V115H6V113ZM62 112H63V114H62ZM75 112V113H74ZM83 112V115L81 114ZM85 112V113H84ZM106 112H108L107 113V115L105 114ZM118 112V113H117ZM122 112V113H121ZM123 112H124V114H123ZM131 112V113H130ZM134 112H135V114H134ZM148 112V114H146ZM154 112L155 113H158V115H154ZM174 112H175V115H174ZM176 112L178 113V114H176ZM237 114H236V113ZM248 112H250V114H248ZM254 112V113H253ZM11 113H13V115L11 114ZM38 113V114H37ZM41 113V114H40ZM71 113V114H70ZM73 113V114H72ZM78 113V114H77ZM104 113V114H103ZM122 115H121V114ZM159 113H161V114H159ZM241 113V114H243L242 116H240L239 114ZM262 113V114H261ZM17 114V115H16ZM21 114V117L19 118V116L18 115H20ZM47 114L48 116L50 115V116H54L53 118L52 117H50V119L52 120L53 119V121L52 122H54V123H52V125L54 126V129L53 130H55L54 132L55 133H53V130L51 131L50 130V127L48 126L47 127V115L45 116V115ZM52 114H55V115H52ZM57 114V115H56ZM65 114H67V115H65ZM101 114V115H100ZM111 114V115H110ZM118 114H120V115H118ZM134 116H133V115ZM151 114V115H150ZM164 114V115H163ZM172 114V115H171ZM236 114V115H235ZM245 114V115H244ZM41 117H39V116ZM76 115V116H75ZM82 115V116H81ZM86 115V116H85ZM123 115H125V116H123ZM131 117V115L133 116L132 118H130V120H129V117ZM140 115V116H139ZM145 115H146V119H145ZM149 115H150V117H149ZM170 115V116H169ZM230 115V116H229ZM235 115V116H234ZM237 115H239V116H237ZM250 115V116H249ZM257 115H259V116H257ZM8 118H7V117ZM44 116H45V120L44 121H46V122H41L40 120L43 118L44 119ZM63 116H64V118H63ZM65 116H66V119H65ZM72 116V117H71ZM83 116H85L84 118H83ZM93 116V117H92ZM101 118H100V117ZM106 116V117H109V118H107L106 119V117H105V119L107 120V121H109V122H107L106 120H104V117ZM111 116H113V117H111ZM115 116H117V119H116V117ZM140 117V118H142V119H140V118H136V117ZM154 116H155V118H154ZM179 116V117H178ZM237 116V117H236ZM244 116V117H243ZM248 118H247V117ZM263 116V117H262ZM30 117V118H31ZM57 117V118H56ZM68 117H70V118H68ZM74 117H75V121H74ZM78 117V118H77ZM82 117V118H81ZM90 117H92V119L90 118ZM103 117V118H102ZM120 117H121V120H120ZM125 119H127V121L129 122V124H128V122L126 123V121L124 120V118ZM127 117V118H126ZM152 117H153V119H152ZM171 117V118H170ZM232 117H233V121H231V119H232ZM235 117V118H234ZM239 117H241V118H239ZM245 117H246V119H245ZM2 118V119H1ZM10 118V119H9ZM29 118V120H31ZM61 118V119H60ZM63 118V119H62ZM72 118V120H69V119H71ZM88 118H89V121H88ZM134 118H135V120H134ZM240 120H239V119ZM250 118V119H249ZM258 120H256V119ZM263 120V122H262V120ZM18 119H20L22 122H25L26 124H24V123H22L20 120H18ZM24 119H26L25 121H23ZM38 119H40V120H38ZM42 119V120H43ZM60 119V120H59ZM101 121H100V120ZM103 119V120H102ZM110 119V120H109ZM113 119V120H112ZM123 119V120H122ZM141 120V123L143 124H141L142 126H145V125H147V124H145V123H149L146 127H144V129H143V127L140 125V127H142V128H140V129H138V127H136V128H134L135 126H139V121ZM149 119H150V121H149ZM204 119V118H203ZM215 119V120H214ZM218 119V120H217ZM243 119V120H242ZM245 119V120H244ZM247 119H249L247 122H245ZM254 120V122L256 123H253L252 124V122H253V120ZM6 122H5V121ZM12 120V121H11ZM56 120V121H55ZM58 120H59V122H58ZM64 120V121H63ZM87 120V124H86V121ZM95 120V121H94ZM112 120V121H111ZM131 120L133 121V123L135 124L136 122H139L138 124H136V125H134V124H131L132 122H131ZM149 121V122H146V121ZM153 120V121H152ZM155 120H157V121H155ZM177 120V121H176ZM1 121L4 123L5 122V124H1ZM9 121V122H8ZM12 123H11V122ZM39 121H40V124H39ZM69 121V122H68ZM70 121H72V122H70ZM81 121V122H80ZM100 121V123L98 124L97 122H99ZM103 121H106L107 122V126L106 127H103V128H101V126H103ZM135 121V122H134ZM215 123H214V122ZM218 121H219V123H218ZM245 123H244V122ZM250 121V122H249ZM261 121V122H260ZM19 122V123H18ZM28 122H30V124L28 123ZM67 124H66V123ZM83 122V123H82ZM94 122V123H93ZM105 122V123H106ZM110 122L112 123V124H110ZM115 122V123H114ZM116 122H117V124H116ZM122 122V123H121ZM152 122V123H151ZM226 123V127H225V124H223V123ZM231 122V123H230ZM239 123V124H237V123ZM7 123V124H6ZM10 123V124H9ZM17 123V124H16ZM32 123V124H31ZM35 123L36 124H38V125H35ZM43 125H42V124ZM58 123H62V124H59V126H58ZM65 123V124H64ZM71 123V124H70ZM77 123V124H76ZM82 125H80V124ZM85 123V124H84ZM89 123V124H88ZM97 123V124H96ZM198 123V124H199ZM210 123L212 124V126H209L210 125ZM215 125H214V124ZM228 123V124H227ZM234 123H236V126H235V124ZM243 123V124H242ZM20 124V125H19ZM23 124H24V126H23ZM27 124H29V126L27 125ZM44 124H46L45 125V127H47L48 128V130H47V128H45L44 127ZM69 124V125H68ZM72 124H74L75 126H78V127H75L74 125H72ZM96 124V125H95ZM125 124V126H123ZM152 124V125H151ZM192 124V123H191ZM197 123H196V125H198ZM199 124V126H201ZM234 124V125H233ZM251 124V125H250ZM4 125V126H3ZM8 126L7 128H4V127H6V126ZM29 127V130H27V126ZM32 125H34V126H32ZM57 125V126H56ZM80 125V126H79ZM91 125V126H90ZM106 125V124H105ZM110 125V126H109ZM114 126L113 128H112V126ZM118 125V126H117ZM127 125H129V126H127ZM155 125V126H154ZM158 125V126H157ZM172 125H174V127L172 126ZM177 127H176V126ZM196 125H194V126H196ZM205 125H207V126H205ZM237 125H239V126H237ZM240 125H243V126H240ZM2 126H3V128H2ZM19 126H21V127H19ZM26 126V127H25ZM30 126H32V127H30ZM41 126H43L42 127V130L40 131V129H41ZM61 126V127H60ZM64 126V127H63ZM66 126V127H65ZM72 126H73V128H74V130H73V128H72ZM92 126H94V127H92ZM96 126V127H95ZM121 126V127H120ZM131 126V127H130ZM133 126V127H132ZM148 126H149V128H148ZM164 126H166V128H167V130H166V132H168L169 130V132L166 134V132H165V134H164V132L163 133H161L162 132V130H163V127ZM179 126H182L181 128L179 127ZM193 125H191L190 127H194ZM215 126V127H214ZM222 126V127H221ZM228 126V127H227ZM248 126V128H249V126H251L250 128H249V131H248V129L246 128ZM259 126V127H258ZM11 129H10V128ZM37 127V128H36ZM68 127H70V130L66 133L65 132V130L67 131L69 128ZM79 127H80V129H79ZM83 127V128H82ZM88 127V128H87ZM92 127V128H91ZM117 127H119V128H117ZM123 127V128H122ZM151 127L154 129V132H155V134H161L160 136L161 137H163L164 135H166V136H164L163 137V139L159 136V138H158V135L156 136V139H155V145H154V147H156L157 149L158 148H162L163 147V149L164 150H162V153L161 154H159L158 156H160V157H158V159L156 160V161H153L152 162V160L150 161V159L148 158V157H146V158H144V156H146V155H148V153H146V151H148L146 148H144V146H142V145H138V146H136V144L134 145L136 148H137V150H138V152L136 153V152H132V153H125V154H122V153H115L114 151H113V146L115 145V143H116V140H117V138L115 139V137H117L118 135H122L121 133L124 131L125 132V134L127 135V134H131V133H136V132H140V130H141V132L142 131H145V132H143V133H147L148 132V130H150L151 129ZM174 129H173V128ZM211 127H213V128H211ZM225 127V128H224ZM246 129H245V128ZM253 127V128H252ZM256 127V128H255ZM258 127V128H257ZM8 128H9V130H8ZM17 128H19L20 130H22V129H24V131L22 130V131H19V129L18 130H15V129H17ZM33 129V131H34V129L36 128V130L37 131H39V133L37 134V131H35V132H33L32 131V129ZM40 128V129H39ZM43 128H44V130H43ZM57 130H56V129ZM61 128H64V129H61ZM66 128H68V129H66ZM76 128V129H75ZM101 128V129H100ZM114 128H116V130L114 129ZM130 128V129H129ZM172 128V129H171ZM176 128V129H175ZM180 128V129H179ZM220 128H221V130H220ZM231 128V129H230ZM234 128H236L235 130H233ZM238 128V129H237ZM241 128H243V129H241ZM252 128V129H251ZM4 130V132H3V130ZM59 129H61V130H59ZM78 129H79V131H78ZM82 129V130H81ZM95 129V130H94ZM102 129H104V130H102ZM113 129V130H112ZM123 131H122V130ZM127 129H129V130H127ZM135 129V130H137V131H135L134 130V132H131V131H133V130ZM143 129V130H142ZM162 129V130H161ZM182 129V130H183ZM218 131H216V130ZM223 129H225V130H223ZM227 129V130H226ZM228 129H229V133H228ZM240 129V130H239ZM263 129V130H262ZM46 130V131H45ZM63 130H64V132H65V134H68L69 132L71 133V134H68V135H66V136H63ZM72 130V131H71ZM76 130V131H75ZM85 130V131H84ZM86 130H87V132H88V134H87V132H86ZM99 130H101V131H99ZM117 130H118V133H117ZM172 130H173V132H172ZM209 130V131H208ZM215 131V135L213 134L214 133V131ZM223 130V131H222ZM231 130V131H230ZM237 130H239V131H237ZM247 130V131H246ZM6 131V132H5ZM9 131V132H8ZM14 131H16V132H14ZM32 131V133H30ZM52 132V133H50V132ZM73 131H75V132H73ZM84 131V132H83ZM110 131V132H109ZM119 131H122V132H119ZM178 131V132H177ZM192 132L194 131V129H192L191 130ZM212 131V132H211ZM237 131V132H236ZM252 131H255V133L253 132L252 133ZM256 131H258L257 133H256ZM21 132H24V134L23 133H21ZM47 133V134H45V133ZM59 132V138H60V132H61V135L64 137V139H65V141H64V139L62 140V136H61V138H60V141L58 142V144H57V140L59 139L58 138V135H57V133ZM63 132V133H62ZM81 132V133H80ZM92 132H96V133H92ZM104 134H103V133ZM105 132H108V133H106L107 135H105ZM170 132H172V133H170ZM216 132H217V135L218 134H221L220 136H217L216 135ZM221 132H223V133H221ZM225 132V133H224ZM232 132V133H231ZM1 133H4L6 136H4V134H1ZM16 133V134H15ZM26 133H28V134H26ZM33 133H35V134H33ZM42 133V134H41ZM73 133V134H72ZM76 133V134H75ZM79 133V134H78ZM83 133H84V135L85 134H87V135H85L86 136V138H85V136L83 135ZM97 133H98V135H97ZM113 133V134H112ZM116 133V134H115ZM120 133V134H119ZM175 133V134H174ZM205 133L203 132V134H201V135H205ZM211 133L213 134V136L211 135ZM228 133V134H227ZM231 133V134H230ZM236 133V134H235ZM242 133H243V135H242ZM249 133V134H248ZM261 133V134H260ZM13 134V135H12ZM15 134V135H14ZM22 134V135H21ZM30 134V135H29ZM50 134H52V138L50 137L51 135ZM53 134H54V136H53ZM64 134V135H65ZM82 134V136H81V140H79V138H80V135ZM102 136H101V135ZM109 134H111V135H109ZM117 135V136H115V135ZM124 134V133H123ZM171 134V135H170ZM193 134H195V135H193ZM193 134H192V142H190V152H191V155H196L197 154V151H198V153H199V149H201V145L200 144H202L201 142L199 143V140H197V139H199V134L198 133H195V132H193ZM227 134V135H226ZM239 134V135H238ZM253 134V135H252ZM18 135H20V136H18ZM30 137H29V136ZM34 135H35V138H33L34 137ZM38 135H40V137H42V138H38ZM43 135V136H42ZM48 135H49V137L51 138L50 139V141L48 142V143H50V144H48L46 141H48L49 140V138L47 139V137H48ZM74 136V141L72 140V136ZM105 135V136H104ZM115 136V137H111V136ZM168 135V136H167ZM179 135V136H178ZM211 135V136H210ZM222 135H224L223 137H227V138H225V139H228L227 141L225 140V139H222L223 137H222ZM231 137H229V136ZM232 135H235V138H234V136H232ZM236 135H238L237 137H236ZM242 135V136H241ZM255 136V137H252V136ZM257 135V136H256ZM17 136H18V138H17ZM24 138H23V137ZM25 136H26V138H25ZM36 136H37V140H36ZM47 136V137H46ZM110 138H108V137ZM173 136L175 137V139L173 138ZM177 136V137H176ZM195 136V137H194ZM246 137V139H245V137ZM249 136H251V138H249ZM260 136V140L258 139V137ZM3 137V138H2ZM10 137V138H9ZM14 137V138H13ZM15 137H16V140H14L15 139ZM29 139H31V140H33V141H31V140H29ZM44 137V138H43ZM70 137V139H68V141H67V138H69ZM77 137V138H76ZM107 137V138H106ZM202 137V136H201ZM213 137V138H212ZM244 137V138H243ZM249 139H248V138ZM257 137V138H256ZM261 137H263V138H261ZM21 138V139H20ZM23 138V139H22ZM56 138H58L57 140H56ZM90 138H92L91 140H90ZM101 138V139H100ZM103 138V139H102ZM176 138L178 139V140H176ZM180 138V139H179ZM196 139V142H195V139ZM218 138H221V139H218ZM233 138V139H232ZM239 139V141L237 140H234V139ZM240 138H242V139H240ZM254 138V140L255 141H253V140H250V139H253ZM3 139V140H2ZM8 139V140H7ZM10 139V140H9ZM18 139H20V140H18ZM25 139H28V140H25ZM34 139H35V143H34V145H35V147L33 146V142H34ZM39 139H40V141L43 143V145H42V143L39 141ZM42 139V140H41ZM47 139V140H46ZM55 139V140H54ZM89 139V140H88ZM112 139V143H110V140ZM114 139V140H113ZM210 139H213V140H210ZM215 139V140H214ZM53 140L56 142H54V143H52L51 144V142H53ZM69 140H70V143H69ZM76 140V141H75ZM100 141V144H99V141ZM103 140V141H102ZM108 140V141H107ZM222 140H224V141H222ZM229 140H231V141H229ZM241 140V141H240ZM243 140H245L244 142H243ZM249 140V141H252L251 143L250 142H248L247 143V141ZM4 141H6V142H4ZM9 141V142H8ZM12 141H13V143L14 142H16V143H14L15 144V146L16 147H14V148H16V149H13L12 151H14V152H10V148H13V144H12ZM19 141V142H18ZM39 141V143H41V145H38L39 143H36V142H38ZM44 141H45V143H44ZM65 143H64V142ZM87 141V142H86ZM107 141V142H106ZM160 141H161V143H160ZM165 141V142H164ZM166 141H167V144H165L166 143ZM175 141H176V143H175ZM178 141V142H177ZM208 141V142H207ZM209 141H211V142H209ZM259 141V142H258ZM66 142L68 143V144H70L71 146H69L68 144H66ZM73 142V143H72ZM75 142V143H74ZM83 142V143H82ZM89 142H91L92 143V146H91V143H89ZM104 144V146H102L103 144ZM105 142H106V144L107 145H105ZM156 142H157V144H156ZM163 142V143H162ZM170 142V143H169ZM194 142V143H193ZM214 142V143H213ZM215 142H216V144H215ZM220 142V143H219ZM223 144H222V143ZM224 142H227L226 144L228 145H226ZM238 142V143H237ZM240 142V143H239ZM246 142V143H245ZM253 142H256L255 144H257V145H255L256 146V148H255V146H254V143ZM9 143V144H8ZM25 143H27V144H25ZM31 143V146H33V147H31L29 144ZM47 143V144H46ZM81 143V144H80ZM160 143V144H159ZM175 145H174V144ZM178 143V144H177ZM182 145H180V144ZM208 143V144H207ZM212 143H213V145H212ZM236 143V145H234V144ZM253 143V144H252ZM5 144V145H4ZM12 144V145H11ZM20 144V145H19ZM36 144H37V146H36ZM56 145V147H51L52 145ZM62 145V146H60V145ZM66 144V145H65ZM78 144H80V145H78ZM87 144H88V146H87ZM102 144V145H101ZM165 144V146H163ZM169 144V145H168ZM180 145V146H177V145ZM186 144V143H185ZM195 144H196V146H198L197 148L195 147ZM199 144V145H198ZM232 144V145H231ZM241 144V145H240ZM250 144H252V145H250ZM261 144H262V146L263 147H261ZM6 145H7V148H5L6 147ZM25 145H27V146H25ZM28 145H29V147H28ZM48 145H49V147H48ZM58 145H59V147H58ZM68 145V146H67ZM73 145V146H72ZM76 145V146H75ZM97 145V146H96ZM108 145H110V146H108ZM157 145L158 146H161L162 145V147H157ZM166 145H167V147H166ZM173 145H174V147H173ZM212 145V146H211ZM214 145H215V149L214 148H212V147H214ZM223 145V146H222ZM244 145V146H243ZM250 145V147H248ZM10 148H9V147ZM40 146V147H39ZM43 146H44V148H43ZM46 146V147H45ZM67 146V147H66ZM83 146V147H82ZM87 146V147H86ZM98 146H101L102 148L100 149V147H98ZM107 146L109 147V149L107 148ZM131 146L132 147H134L133 146V144H131ZM169 146V147H168ZM192 146H194L193 148H192ZM200 146V147H199ZM209 146V147H208ZM217 146V147H216ZM226 146V147H225ZM240 148H239V147ZM252 146H254L253 148H252ZM260 146V147H259ZM4 147V148H3ZM19 149H18V148ZM23 147V148H22ZM61 147V148H60ZM71 147V148H70ZM74 147H76L75 149H74ZM80 147V148H79ZM93 147H95V149L93 148ZM98 148V150H97V148ZM140 149H139V148ZM165 147V148H164ZM176 147V148H175ZM184 147V148H183ZM220 147V148H219ZM222 147V148H221ZM227 148V150H225V148ZM238 147V148H237ZM247 147V148H246ZM31 148H33V149H31ZM35 148H36V150H35ZM40 148V150H38V149ZM48 148V149H47ZM53 149L54 148V150H50V149ZM64 148H66V149H64ZM105 148V149H104ZM168 150H167V149ZM172 148V149H171ZM182 148V149H181ZM192 148V149H191ZM195 148V149H194ZM216 148H219V149H216ZM234 148V149H233ZM257 148H258V150H257ZM6 149H7V151H9V152H7L6 151ZM10 149V150H9ZM22 149L24 150L23 152H22ZM44 149V150H43ZM63 149H64V151H63ZM80 149V150H79ZM83 149H84V152H83ZM88 149V150H87ZM89 149H90V151H92V152H90L89 151ZM95 150V152H94V150ZM103 149L104 150H106V151H103ZM143 149H145L144 151H143ZM174 149V150H173ZM176 149H177V152H176ZM179 149V150H178ZM194 149V150H193ZM211 149V150H210ZM221 149H224V151H222ZM241 150V151H238V150ZM244 149V150H243ZM246 149H251V150H253V151H245ZM262 149V150H261ZM20 150V151H19ZM34 151V153H33V151ZM43 150V151H42ZM56 150V151H55ZM58 150H60L61 151V153L60 152H58ZM66 150V151H65ZM67 150L70 152H67ZM76 150H77V152H76ZM101 150V151H100ZM142 150V152H140ZM151 150V149H150ZM149 150V151H150ZM170 150V151H169ZM172 150V151H171ZM195 150H197V151H195ZM214 150V151H213ZM218 151V152H216V151ZM233 150V151H232ZM235 150H236V152H235ZM257 150V151H256ZM28 151V152H27ZM39 151V152H38ZM49 151V152H48ZM51 151V152H50ZM53 151V152H52ZM55 151V152H54ZM64 153H63V152ZM107 151H109V152H107ZM148 151V152H149ZM166 151V153H164ZM169 151V152H168ZM181 151V152H180ZM195 153H194V152ZM212 151L215 153V155H214V153H212ZM228 151V152H227ZM237 151L240 153H242V155H240L239 153L238 154H236L237 153ZM8 154H7V153ZM25 152H27V153H25ZM30 152L32 153V154H34L35 155V153H37L36 155H39V156H37V158L36 159H34L35 157H36V155L34 156V155H31V157H29L30 156ZM41 152V153H40ZM47 152L49 153L48 155H47ZM97 152V153H96ZM98 152H100V154H101V156L100 155H98L99 153ZM115 154H114V153ZM172 152V153H171ZM194 154H193V153ZM211 152V153H210ZM220 152H221V154H220ZM230 152H234V155L231 157L230 155L232 154V153H230ZM249 153V155L250 156H248V154H243V153ZM250 152L251 153H253L254 154V152H255V154H254V156L257 154V155H260V156H255L254 158L257 160H255L254 158H253V154H250ZM2 153H4V154H2ZM6 153V154H5ZM11 153H12V156H13V158H17L18 159V157H20L18 160L17 159H14L13 161H11L13 158H12V156H10L11 155ZM13 153H15V154H13ZM23 153H25V154H27L28 155V157H27V155H26V157H25V154H23ZM51 153L53 154V155H51ZM66 153H68V154H66ZM81 153V154H80ZM87 153H90V154H87ZM91 153H94L93 155H91ZM133 153H135V155L133 154ZM139 153V154H138ZM143 153L144 154H146V155H143ZM168 153V154H167ZM176 155H175V154ZM179 155H178V154ZM183 155H182V154ZM217 153V154H216ZM219 153V154H218ZM227 153H229V154H227ZM263 154V158H262V154ZM17 154V155H16ZM47 156H46V155ZM86 154V155H85ZM97 156H96V155ZM106 154H108V155H106ZM119 154V155H118ZM122 154V155H121ZM130 154V155H129ZM131 154H133V155H131ZM137 154V155H136ZM142 154V155H141ZM170 154H172V155H170ZM224 154V155H223ZM2 155V156H1ZM8 155V156H7ZM16 155V156H15ZM19 155V156H18ZM41 155V156H40ZM44 157H43V156ZM54 155H56V156H54ZM57 155H60V156H58L57 157ZM63 155H67L66 157L65 156H63ZM89 155V156H88ZM91 155V156H90ZM105 155V156H104ZM110 155V156H109ZM123 155H124V157H123ZM125 155H127L128 156V158L126 159L125 158ZM141 155V156H140ZM168 155V156H167ZM175 155V156H174ZM222 155V156H221ZM225 155H227V156H225ZM237 155V156H236ZM245 155V156H244ZM32 156H33V158H32ZM51 156V157H50ZM63 158H62V157ZM94 156V157H93ZM104 156V157H103ZM116 156V157H115ZM119 156V157H118ZM131 157V160H130V157ZM137 156H140V157H137ZM167 156V157H166ZM173 157V159H171V161H169L170 160V158H172ZM177 156H179V157H177ZM180 156H182V157H180ZM209 156V157H208ZM226 157L227 159H223V157ZM235 156H236V158H235ZM241 158H240V157ZM249 158H248V157ZM252 156V157H251ZM7 157V158H6ZM11 159H10V158ZM40 157H43L44 159L42 160V158H40ZM60 157V158H59ZM81 157H85L86 159L84 160L83 158H81ZM91 157V158H90ZM98 157V158H97ZM100 157H102L101 159L102 160H105V161H102V160H100ZM113 157V158H112ZM134 157H135V159H134ZM175 157V158H174ZM206 157H208V159L206 158ZM215 157V158H214ZM218 157H219V159H218ZM222 157V158H221ZM229 157H231L230 158V160H229ZM234 157V160L232 159ZM241 160H238V158ZM243 157H244V159H243ZM247 157V158H246ZM252 159H251V158ZM259 157H261L260 158V160L259 159H257V158H259ZM9 159V161L8 160H6V159ZM28 158V159H27ZM46 158V159H45ZM61 159V160H58V159ZM66 158H67V160H66ZM69 158V159H68ZM89 158H90V160H89ZM93 158H94V160H93ZM96 158H97V160H96ZM121 158H124V160L123 159H121ZM137 158V159H136ZM144 158V159H143ZM148 158V159H147ZM176 158H178L177 160H176ZM214 158V159H213ZM6 160V161H4L3 162V160ZM21 159V160H20ZM23 159H25V160H23ZM30 159H32V160H30ZM42 160V161H40V160ZM48 159H50L49 161H47ZM100 160V162H102V163H100L99 162V160ZM110 159V160H109ZM111 159H112V161H111ZM140 159H142V160H140ZM161 159V160H160ZM165 159V160H164ZM209 159H210V162H208L209 161ZM212 159V160H211ZM250 160V162H249V160ZM261 159L263 160L262 162H261ZM17 160V162H15ZM33 160H35L34 162H33ZM45 160V161H44ZM58 160V161H57ZM84 160V161H83ZM89 160V161H88ZM92 160V161H91ZM128 160V161H127ZM130 160V161H129ZM144 160V161H143ZM147 160V161H146ZM159 160V161H158ZM163 160V161H162ZM181 160V161H180ZM248 160V161H247ZM253 160V161H252ZM255 160V161H254ZM24 164H22L21 162ZM37 161V162H36ZM40 161V162H39ZM44 161V162H43ZM47 161V162H46ZM50 161H52V162H50ZM61 161V162H60ZM108 161H111L110 163L108 162ZM115 161V162H114ZM121 161H123L122 163H120ZM127 161V162H126ZM135 161H137L136 162V165H135V163L134 164H132L133 162H135ZM142 162V165H143V167H139V166H142L141 165V163L140 162ZM160 162V164L161 165H159V163L158 162ZM224 161V162H223ZM235 162L234 163V166H233V162ZM243 161H244V163H243ZM3 162V163H2ZM13 162H15V163H13ZM29 162V163H28ZM32 162H33V164H32ZM39 162V163H38ZM48 162H50V163H48ZM107 162L109 163L108 165H107ZM113 162L116 164V166H115V164H113ZM124 162H126V163H124ZM130 162H132L131 164H130ZM149 162H151V168H149L150 167V163ZM163 162V163H162ZM164 162H166V163H164ZM169 162H172V163H169ZM174 162V163H173ZM177 162V163H176ZM180 162V164H178ZM182 162V163H181ZM215 162V163H214ZM216 162L218 163L219 162V164H217L216 165ZM222 162V163H221ZM230 162H232V163H230ZM236 162L237 163H241V164H237L236 165ZM246 162H248L249 164H247ZM259 163V165L261 164V167L258 165V163ZM13 165H12V164ZM21 163V164H20ZM34 163H35V165H34ZM39 165H38V164ZM45 163V164H44ZM47 163H48V165H47ZM55 163H57V164H55ZM84 164V165H82L83 167H81V165L80 164ZM89 163V164H88ZM95 163V164H94ZM123 163L125 164V165H123ZM127 163H129V164H127ZM138 163V164H137ZM156 163V164H155ZM168 163V164H167ZM228 163V164H227ZM253 163V164H252ZM4 166H3V165ZM16 164V165H15ZM26 164H27V166H26ZM30 164V165H29ZM61 164V165H60ZM86 164V165H85ZM90 164H91V166H90ZM114 166H113V165ZM122 164V165H121ZM140 164V165H139ZM147 164H148V166H147ZM173 166V168H172V166ZM177 164H178V166H177ZM183 164V165H182ZM212 164H214L213 166H211ZM225 164V165H224ZM231 164V165H230ZM249 165V166H247V165ZM262 164H263V166H262ZM11 165L15 168H12L11 167ZM21 165V166H20ZM41 165L43 166V165H46V166H44V167H41ZM52 165V166H51ZM61 167H60V166ZM119 165V166H118ZM160 166V168L162 167V165L164 166V169L166 170V173H167V171H168V173L166 174L165 172H164V177H165V179H164V177H163V175H159L157 172V168H159V166ZM179 165H182V166H179ZM205 166H206V164H204ZM229 165V166H228ZM239 165V166H238ZM241 165V166H240ZM25 166H26V168H25ZM38 166H40V167H38ZM59 166V167H58ZM88 166V167H87ZM89 166L92 168V170L89 168ZM102 166V165H101ZM123 166V167H122ZM136 168H134V167ZM155 166V167H154ZM166 166V167H165ZM217 166V167H216ZM223 166V167H222ZM236 166V167H235ZM238 166V167H237ZM246 166V167H245ZM252 166V167H251ZM5 167L8 169V170H6L5 169ZM23 167V168H22ZM34 167V168H33ZM50 167H52V168H50ZM54 167V168H53ZM73 167H74V169H75V172H72V171H74V169H73ZM76 167V168H75ZM78 167V168H77ZM81 167V168H80ZM108 167V168H109ZM125 167V168H124ZM129 167V168H128ZM210 167L211 168H213V170H214V172H213V170H210ZM225 167H227L228 169H229V171H228V169L227 168H225ZM229 167H233V169L232 168H229ZM243 167V168H242ZM248 167V168H247ZM254 167V168H253ZM3 168V169H2ZM36 168V169H35ZM39 168V169H38ZM59 168V169H58ZM85 168V169H84ZM116 168V169H115ZM120 170H119V169ZM126 169V172L124 171V169ZM138 168H144V169H138ZM147 168V169H146ZM182 168V169H181ZM219 168V169H218ZM222 168H223V170H222ZM245 168H247V169H245ZM258 170H257V169ZM11 169L13 170L12 171V173H11ZM19 169H21V170H19ZM23 169H25L24 170V173H23ZM43 171H42V170ZM50 170V171H47L48 173H46V170ZM55 169H56V171H55ZM84 169V170H83ZM87 169V170H86ZM90 169V170H89ZM102 169V168H101ZM100 169V170H101ZM115 169V170H114ZM131 169L132 171H133V169H134V171H133V173H132V171H129V170ZM148 169H149V173H148ZM170 169V170H169ZM173 169H175V170H173ZM215 169H217V171L219 172H217ZM225 169V170H224ZM231 169H232V173L234 172H236L235 174L233 173V175L235 176L236 174V176L239 178H237V177H234L233 175H232V173H231ZM240 169V170H239ZM4 172V174L2 173V171ZM18 170V171H17ZM36 170V171H35ZM45 170V171H44ZM52 170H54V171H52ZM82 170V171H81ZM120 171V173H122V174H124V177L122 176V174H120V173H118L117 171ZM123 170V171H122ZM128 170V171H127ZM147 170V171H146ZM157 172H156V171ZM182 170V171H181ZM194 170V169H193ZM228 172H227V171ZM243 171V173H242V171ZM261 170V171H260ZM15 171V172H14ZM20 171V172H19ZM38 171V172H37ZM41 171V172H40ZM71 171V172H70ZM79 171H80V173H79ZM92 171H94V172H92ZM102 171V170H101ZM100 171V172H101ZM105 171L106 172H108V176L107 177H105V175L107 174V173H105ZM113 171V172H112ZM137 171V172H136ZM142 171H143V173H142ZM151 171V172H150ZM156 173H155V172ZM169 171H170V173H171V176L169 175L170 173H169ZM181 171V172H180ZM210 171V172H209ZM215 171H216V173H215ZM237 171H239V172H237ZM244 171H245V174H244ZM10 172V173H9ZM51 172V173H50ZM57 174H56V173ZM77 172H78V174H77ZM92 172V173H91ZM129 174H128V173ZM145 172V173H144ZM153 172V173H152ZM174 172V173H173ZM196 172H197V174H196ZM213 172V173H212ZM253 172H254V175H253ZM258 172V173H257ZM5 173H6V175H5ZM9 173V177L7 176V174ZM14 173V174H13ZM18 175H17V174ZM21 173V175H19ZM23 173V174H22ZM26 173V174H25ZM32 173V174H31ZM38 173V174H37ZM39 173H41V174H39ZM46 173V174H45ZM62 175H61V174ZM82 173H84L83 174V176H82ZM90 173H91V175H90ZM117 173V174H116ZM132 173V174H131ZM138 173V174H137ZM153 175H152V174ZM154 173H155V176H154ZM177 173H179V176H178V174ZM180 173H181V175H180ZM206 173V174H205ZM225 173H226V175H225ZM261 173V174H260ZM13 174V175H12ZM25 174V175H24ZM47 174H48V177H47ZM54 174H55V176H54ZM75 174V175H74ZM94 174V175H93ZM102 174V173H101ZM148 174V175H147ZM158 174V175H157ZM172 174L173 175H175V177H172ZM211 174H215L214 176L213 175H211ZM242 176H244L243 178L241 177V175ZM23 175V176H22ZM36 175V176H35ZM38 175V176H37ZM40 175V176H39ZM46 175V176H45ZM50 175V176H49ZM61 175V176H60ZM70 175L71 176H73L72 177V179H71V177H70ZM117 175H118V177H117ZM120 175V176H119ZM145 177H144V176ZM168 175V176H167ZM203 175V176H202ZM207 175H208V177H207ZM248 175V176H247ZM259 175H261V176H259ZM3 176V177H2ZM13 176H15L16 178H12ZM22 176V177H21ZM33 178H32V177ZM59 176V177H58ZM63 176V177H62ZM68 176V177H67ZM79 176L81 177V179L79 178ZM88 176V177H87ZM90 176V177H89ZM125 176H126V178H125ZM128 176V177H127ZM158 176H160L161 177V179L158 177ZM176 176H177V181H179L180 183H179V185L177 186V184H178V182L176 181V180H174V178H176ZM181 176H182V178H181ZM206 176V177H205ZM210 176H211V178H210ZM227 176V177H226ZM229 176H231V178L229 177ZM233 176V177H232ZM253 176V177H252ZM254 176H256V177H258L257 179L259 180V179H261L260 181H258ZM7 178V180L6 179H3V178ZM23 177H25V178H23ZM30 177V178H29ZM35 177H37L36 179H35ZM42 178V180H41V178ZM47 177V178H46ZM50 177H53L52 178V181L54 182H56V185L51 181V179H50ZM64 177H67V178H64ZM76 177V178H75ZM110 177V178H109ZM119 177H121V179L119 178ZM129 177H131V178H129ZM132 177H133V180H132ZM166 177H167V180L168 181H166ZM204 177V178H203ZM213 177V178H212ZM248 177V178H247ZM12 178V179H11ZM20 178H22L23 179V181H22V179H20ZM29 178V179H28ZM38 178H39V180H38ZM62 178V179H61ZM64 178V179H63ZM74 178V179H73ZM116 178H118V179H116ZM147 178V179H146ZM158 178H159V183H158ZM173 180H172V179ZM201 178H203L202 180H201ZM208 178V180L210 181H208V180H206ZM221 178V179H220ZM232 180H230V179ZM234 178V179H233ZM245 178V179H244ZM255 178V179H254ZM8 179H9V181H8ZM28 179V180H27ZM32 179H33V181H32ZM61 179V180H60ZM79 181H78V180ZM95 181H94V180ZM109 179H110V181H112V183L109 181ZM123 179V180H122ZM138 179V180H137ZM140 179H142V180H140ZM149 179V180H148ZM170 179V180H169ZM184 179V180H183ZM211 179H213V181H214V183H216V184H214L213 183V185L211 184L213 181L211 180ZM215 179V180H214ZM217 179V180H216ZM218 179H220V180H218ZM236 179V180H235ZM239 181H238V180ZM244 179V180H243ZM263 179V180H262ZM5 180H6V182H7V184L5 183ZM13 180V183L11 182ZM14 180H15V182H14ZM76 180V181H75ZM92 180V181H91ZM116 180H118V182L116 181ZM120 180V181H119ZM135 180V181H134ZM155 180V181H154ZM163 180H165V181H163ZM172 180V181H171ZM249 180V181H248ZM253 180H255L254 182H253ZM4 181V182H3ZM18 181V182H17ZM20 181V182H19ZM22 181V182H21ZM28 181H29V183H28ZM60 182V183H58V182ZM141 181V182H140ZM171 181V183L169 184V182ZM184 181V182H183ZM202 181H205V183L204 182H202ZM212 181V182H211ZM237 181L238 182H240V183H237ZM246 181V182H245ZM17 182V183H16ZM43 182V183H42ZM50 182V183H49ZM68 182V183H67ZM71 182V183H70ZM115 184H114V183ZM139 182V183H138ZM156 184H155V183ZM175 182H177V184H174ZM219 182H221V183H219ZM233 183V184H231V183ZM255 184H253V183ZM260 182V183H259ZM261 182H263V183H261ZM4 183V184H3ZM10 183V184H9ZM19 183V184H18ZM31 183H32V185H31ZM34 183H35V185H34ZM41 183V184H40ZM54 185H53V184ZM58 183V184H57ZM66 183V184H65ZM75 183V184H74ZM93 183V184H92ZM125 183V184H124ZM144 183L145 184V188L147 187V190H151L152 189V187H154L155 188V185H156V189L154 190V188L149 192V191H146V189L144 188V184L142 185V184ZM148 183V184H147ZM149 183H151V184H149ZM154 183V184H153ZM158 183V184H157ZM161 183V184H160ZM203 183V185H202V187H204V189L201 187V184ZM217 183H218V185H217ZM228 184V185H225V184ZM236 183V185H235V188H234V184ZM248 183V184H247ZM251 183H252V185H251ZM30 186H28V185ZM44 184V186L42 187V185ZM47 186H46V185ZM69 184V185H68ZM113 184V185H112ZM141 184V185H140ZM148 186H147V185ZM160 184V185H159ZM164 185V187H163V185ZM173 184V185H172ZM206 184V185H205ZM210 184V185H209ZM238 184V185H237ZM241 184V185H240ZM250 184V185H249ZM262 184V185H261ZM10 185H12V186H10ZM16 185V186H15ZM27 185V186H26ZM73 186L74 188V191H72L73 189H72V187L71 186ZM139 185V186H138ZM151 185V186H150ZM153 185V186H152ZM184 185V186H183ZM196 185V184H195ZM225 185V186H224ZM13 186H14V188H13ZM19 186V187H18ZM22 186H24V187H22ZM32 186H35V188L34 187H32ZM50 186V187H49ZM59 186V187H58ZM62 186V187H61ZM115 186V187H114ZM123 186V187H122ZM157 186H159V187H157ZM169 186H170V188H169ZM177 186V187H176ZM184 188H183V187ZM206 186H208V187H206ZM209 186L211 187V189L209 188ZM213 186H218V188L216 187L215 189L213 188ZM239 186V187H238ZM262 186V187H261ZM9 187V188H8ZM25 187H27V188H25ZM54 187L55 188H57L56 190H54ZM66 187H68V190H66ZM88 187V188H87ZM140 187V188H139ZM171 187H173L172 189H171ZM176 187V188H175ZM178 187H180V188H178ZM206 187V188H205ZM21 188V189H20ZM30 188V189H29ZM35 189H39L38 191L37 190H35V192H34V190ZM89 188H91V189H89ZM142 188V189H141ZM149 188V189H148ZM151 188V189H150ZM158 188V189H157ZM163 189L164 190V192H163V190H159V189ZM174 188H175V190H174ZM182 188L185 190V189H187V190H185L184 192L186 193H184V192H182L183 190H182ZM237 188V189H236ZM257 188V189H256ZM59 189H61L60 191H59ZM65 189V190H64ZM71 189V190H70ZM104 189H106V190H104ZM108 189V190H107ZM110 188H109V186H107L106 188H102L101 189V192H96V193H101V195H102V191H103V194L104 195H102V196H105V197H103V199L104 198H106V199H102L101 197L102 196H100V198H98V200H97V198L96 199H94L93 201L94 202H88L89 204H90V206L91 207H89V204H87L88 205V207L91 209H93L94 210V208L96 209L97 207H98V205H100L102 202V204H104V202H105V204H106V202H108V200L107 199H111L110 197V195H108L110 192H111V189L109 190ZM132 191H131V190ZM142 190V192H141V190ZM166 189V190H165ZM182 191H181V190ZM211 194H209L206 190ZM209 189H210V191H209ZM214 189V190H213ZM232 191H231V190ZM237 191H236V190ZM242 189V190H241ZM23 190V191H22ZM25 190V191H24ZM43 190H45L46 192H44ZM52 190V191H51ZM69 190H70V192H69ZM88 190V191H87ZM90 190H91V193H90ZM124 190V191H123ZM137 190V195H135V193H134V191H136ZM140 192H139V191ZM154 190V191H153ZM159 192L158 194H156L157 193V191ZM170 190V191H169ZM189 190V191H188ZM195 190V191H194ZM199 190V191H198ZM233 190H234V192H233ZM261 190V191H260ZM17 193H15V192ZM37 191V192H36ZM49 193H48V192ZM52 193H51V192ZM58 191H59V195L58 196H56L57 194H58ZM92 191H94V192H92ZM105 191H108V192H106L105 193ZM169 191V192H168ZM172 191H175V192H173V193H175V194H173L172 193ZM180 191V192H179ZM211 191H213V192H211ZM230 191V192H229ZM258 191V192H257ZM8 192V193H7ZM27 192V193H26ZM42 192V193H41ZM55 192H56V195H55ZM63 192V193H62ZM67 192H69V193H67ZM89 192V193H88ZM121 192V193H120ZM123 192V193H122ZM125 192V193H124ZM133 192V193H132ZM148 192V193H147ZM151 192H153V193H151ZM166 192V193H165ZM189 192V193H188ZM217 192H218V194L219 195H217ZM220 192V193H219ZM235 194V196H234V194ZM261 192H262V194H261ZM12 193H15V194H12ZM31 193H34V195L33 194H30ZM37 193V194H36ZM42 195H41V194ZM47 193V194H46ZM52 195H54V196H52ZM62 193V194H61ZM66 193V194H65ZM72 195H71V194ZM95 193V194H96ZM139 193V194H138ZM141 193V194H140ZM143 193H145V194H143ZM156 195H155V194ZM165 193V194H164ZM191 193V194H190ZM198 193H199V195H198ZM209 194V196H208V194ZM215 194L216 193V195L215 196H212V194ZM4 194L5 195H7V196H4ZM10 196H9V195ZM29 194V195H28ZM50 194V196H48ZM79 194V195H78ZM85 195V196H83V195ZM88 194V195H87ZM106 194V195H105ZM131 194V195H130ZM134 196H136V197H134ZM150 194H152V195H150ZM163 194H164V196H163ZM168 194V195H167ZM190 194V195H189ZM195 194V196H193ZM205 194V195H204ZM213 194V195H214ZM229 194V195H228ZM232 194V195H231ZM249 194V195H248ZM251 194V195H250ZM12 195H13V197H12ZM33 195V196H32ZM141 195V196H140ZM149 195V196H148ZM160 195V196H159ZM167 195V196H166ZM169 195H170V197H169ZM173 195V196H172ZM222 195H224L223 196V198H222ZM237 195V196H236ZM258 195H260V196H258ZM15 196H17V200H16V198H15ZM21 196H23L22 198H21ZM38 196H39V199H38ZM60 196H62V197H60ZM64 196V197H63ZM71 196V197H70ZM110 196V197H109ZM126 196V197H125ZM132 196V197H131ZM139 196V197H138ZM144 196V197H143ZM151 196V201H150V199H149V197ZM155 196H157V197H155ZM175 196H176V199H173V197L175 198ZM182 196V197H181ZM185 196H190L189 197V201L186 203V202H184L183 200H184V197ZM197 196V197H196ZM205 196V197H204ZM207 196V197H206ZM211 196V197H210ZM218 196V197H217ZM233 196H234V198H233ZM250 196V197H249ZM9 197V198H8ZM26 197V198H25ZM29 197H30V201L28 200L29 199ZM48 197H50V198H48ZM77 197V198H76ZM134 197V198H133ZM138 197V199H137V201H136V198ZM143 198V199H145V202L143 201V200H141V198ZM148 197V198H147ZM159 197V198H158ZM197 199H196V198ZM212 198L211 200L209 199V198ZM254 197V198H253ZM258 197V198H257ZM7 198V199H6ZM11 198V199H10ZM19 198V199H18ZM36 198H37V200H36ZM43 198V199H42ZM50 200V201H48V199ZM72 198V199H71ZM76 198V199H75ZM172 198V199H171ZM178 198V199H177ZM181 198V199H180ZM193 198L195 199V200H193ZM200 198V199H199ZM217 200V201H219V202H217V201H214L215 199ZM221 198V199H220ZM232 200H231V199ZM235 198L237 199V200H235ZM250 198V199H249ZM256 198V199H255ZM9 199V200H8ZM44 199H45V202H44ZM70 199V200H69ZM100 199V200H99ZM102 199V200H101ZM125 199H127V200H125ZM132 199V200H131ZM139 199L141 200L140 202L141 203H139ZM146 199H147V201L149 202H147L146 201ZM155 199V200H154ZM158 199V200H157ZM167 199V200H166ZM170 199L172 200V202L170 201ZM192 199V200H191ZM205 199H207V200H205ZM208 199H209V201H210V203H207L208 202ZM219 199V200H218ZM228 199V200H227ZM21 200V201H20ZM24 200V201H23ZM34 200V201H33ZM47 200V201H46ZM83 200V201H84ZM131 202H129V201ZM135 200V201H134ZM175 200H179V202H177V201H174ZM198 200V201H197ZM207 201V202H203V201ZM240 200H242L241 201V203H239L240 202ZM256 200V201H257ZM9 201V202H8ZM18 201V202H17ZM40 201V202H39ZM73 201V202H72ZM92 201V200H91ZM96 201V202H95ZM101 201V202H100ZM143 201V202H142ZM155 201V202H154ZM164 203H163V202ZM165 201H166V203H165ZM190 201H196L197 202V207L195 206V208H194V206H192V205H196V202L194 203V202H192L193 204H191L190 205ZM201 201H202V203H201ZM220 201H222L221 203H220ZM225 201V202H224ZM233 201V202H232ZM8 202V203H7ZM16 202V203H15ZM30 202V203H29ZM33 204H32V203ZM36 202V203H35ZM48 202H49V204H48ZM52 202V204H50ZM97 202L98 203H100V204H97ZM121 202H123V203H121ZM126 202V203H125ZM133 202V203H132ZM136 202V203H135ZM138 202V203H137ZM153 202V203H152ZM161 202V203H160ZM168 202V203H167ZM171 202V203H170ZM174 202V203H173ZM214 202H215V208L212 206V210H211V207H207V209L209 210H206V208H202V207H205V206H208V204H211V203H213L212 205H214ZM237 202V203H236ZM243 202V203H242ZM22 203V204H21ZM28 205H26V204ZM41 203V204H40ZM87 203V202H86ZM86 203H85V205H81L82 207H84V209H85V207H87L86 206ZM145 205H143V204ZM146 203V204H145ZM169 203L170 204H172L173 203V205H169ZM176 203V204H175ZM201 204V206L199 205V204ZM206 205H205V204ZM217 203H219L218 205H217ZM224 203V204H223ZM231 203V204H230ZM234 203V204H233ZM252 203V204H253ZM17 204V205H16ZM32 204V205H31ZM37 204V205H36ZM39 204H40V206H39ZM92 204V205H91ZM100 205V206H103V207H100L99 206V209L96 211L95 210V212L97 213H95L94 214V211L93 210H91L92 212L91 213H89L88 214V210L87 209H83L81 206V208L79 207V211L81 210V214H82V216H81V218H83L82 220L83 221H86V222H83L82 223V225H81V223L79 222V223H77L78 225H75L76 223H73L74 224V226L75 227H78L79 225V228L80 229H78V228H76L75 230H74V227H73V225L72 224H67V225H63L59 230H57L56 232H53L54 234L51 236L52 238H51V240H55V237H58L57 235L59 234V236H63L64 234L65 235H67V234H70L71 232L72 233H74L75 231L77 232V234H75V235H77V237L78 236H80V237H85L87 234H88V236H89V238L90 239H88L89 241L87 242V248L85 247V249L83 250L82 249V247H80L82 250H79L78 251V255H76V256H74V257H72V258H77V263H74V260H72L71 262H72V264L74 263V264H82V261H84L83 263L84 264H114V261H117L116 259H117V257H118V255L116 254V249H114L115 248V246H114V243L117 241V239H116V237L114 236V232H115V229H116V225L113 223V224H111V227H109V228H112V229H110V231H109V228H107V231H103L104 229H100V226L98 225V223L97 222H95V221H93V223L90 221V219H91V217H95V215H98V216H102L103 215V211L105 210V207L107 206V204L105 205ZM132 206H131V205ZM139 204H140V206H139ZM162 204V205H161ZM163 204H165L164 206H163ZM187 204L189 205V206H187ZM205 206H204V205ZM224 206H223V205ZM236 204V206H234ZM26 206V207H24V206ZM34 205H36L35 207H34ZM46 205V206H45ZM48 205H50V206H48ZM79 205V204H78ZM94 205V206H93ZM97 207H96V206ZM128 205V206H127ZM137 205V206H136ZM175 205H177V207L175 206ZM187 206L186 208L187 209H185V206ZM232 205V206H231ZM10 208H9V207ZM18 207V208H16V207ZM77 206V205H76ZM75 206V207H76ZM136 208H135V207ZM140 207V209H139V207ZM143 206V207H142ZM165 207V208H163V207ZM171 206V207H170ZM173 206H175L174 208H176V210L173 208ZM192 206V207H191ZM243 206V207H242ZM9 208V209H7V208ZM21 207V208H20ZM33 207V208H32ZM40 207V208H39ZM69 207V208H68ZM74 207V208H75ZM168 207H170V208H168ZM194 208V209H191V208ZM216 207H218V208H216ZM226 207H228L226 210H225V208ZM26 210H25V209ZM36 208V209H35ZM39 208V209H38ZM68 208V209H67ZM73 208V209H74ZM107 208H108V206H107ZM106 208V209H107ZM174 210H173V209ZM181 210H179V209ZM190 208V209H189ZM200 208V209H199ZM238 208V209H237ZM15 209V210H14ZM28 209V210H27ZM33 209H35V210H33ZM45 209H46V211H45ZM49 209V210H48ZM103 209V210H102ZM122 209V210H121ZM128 210V212H127V210ZM134 209H138L139 210V212H138V210H134ZM141 209L143 210V211H141ZM161 211V210H164V211H159V210ZM168 209V210H167ZM172 209V210H171ZM183 209H185V210H187L186 212H185V210H183ZM188 209L189 210H192V214H191V211H189L188 212ZM196 209V210H195ZM200 211H199V210ZM216 209V210H215ZM10 210V211H9ZM11 210H13V211H11ZM21 210H23V211H21ZM102 210V211H101ZM185 212V214H187V215H185L184 214V212ZM195 210V211H194ZM243 210V211H242ZM8 211H9V213H8ZM26 213H25V212ZM28 211H31V213L30 212H28ZM35 211V212H34ZM40 211V212H39ZM42 211V212H41ZM99 211H100V213H99ZM115 211H117V210H115ZM115 211H113V213L115 212ZM124 211V212H123ZM174 211V212H173ZM180 211V212H179ZM196 211H197V213H196ZM199 211V212H198ZM214 211H217V212H215V213H217V217H216V214L214 213ZM219 211V212H218ZM221 211V212H220ZM226 211V212H225ZM242 211V212H241ZM4 212V213H3ZM15 212V213H14ZM24 212V213H23ZM36 212H38V213H36ZM46 214H45V213ZM55 212L57 213V216H56V218H53V214H55ZM83 212L86 214V215H88L87 217H86V215L84 214L83 215ZM87 212V213H86ZM102 212V213H101ZM108 212H110V214L108 213ZM112 211H109L108 209H107V214H106V217L108 216V217H111L112 216V214L113 213H111ZM130 212V213H129ZM135 212V213H134ZM188 212V213H187ZM194 212V213H193ZM202 212V213H201ZM211 212H213V213H211ZM12 215H11V214ZM28 213V214H27ZM36 213V214H35ZM44 213V214H43ZM51 213H52V215H51ZM74 213V212H73ZM73 213H71V214H73ZM127 213V214H126ZM138 213V214H137ZM139 213L141 214V215H139ZM174 213V214H173ZM181 213H182V216L183 217H181V216H179V215H181ZM200 213H201V215H200ZM205 214V217L206 218H204V214ZM220 213V214H219ZM4 214V215H3ZM5 214H6V216H5ZM20 214V215H19ZM33 216H31V215ZM34 214V215H33ZM39 214V215H38ZM42 214V215H41ZM91 214L93 215L94 214V216H91ZM101 214V215H100ZM175 214H176V216H175ZM212 214L215 216V221L213 220V219H211L210 217H212ZM228 214V215H227ZM11 217H10V216ZM14 215V216H13ZM16 215L17 216H19V221L16 219L15 220V217H16ZM25 215V216H24ZM31 216V220H30V217L29 216ZM37 217H36V216ZM41 215V216H40ZM47 215V216H46ZM109 215H111V216H109ZM124 215V216H123ZM154 215H155V217H154ZM158 215V216H157ZM189 215V216H188ZM197 215V216H196ZM201 217V216H203V217H199V216ZM222 215V217H220ZM225 217H224V216ZM8 216H9V218H8ZM13 216V217H12ZM90 216V217H89ZM162 216V217H161ZM171 216V217H170ZM174 216V217H173ZM187 216V217H186ZM191 216V217H190ZM193 216V217H192ZM195 216H196V218H195ZM210 216V217H209ZM228 216V217H227ZM2 217V218H1ZM22 218V220H21V218ZM24 217V218H23ZM29 217V218H28ZM36 217V218H35ZM41 217V218H40ZM43 217V218H42ZM84 217H85V219H84ZM89 217V218H88ZM97 217V216H96ZM125 217V218H124ZM173 217V218H172ZM181 217V218H180ZM185 217V218H184ZM5 218V219H4ZM18 218V217H17ZM27 218V219H26ZM35 218V219H34ZM38 218V219H37ZM130 218V219H129ZM151 218H152V220H151ZM153 218H154V220H153ZM157 218H159V219H157ZM160 218H162V219H160ZM163 218H165V219H163ZM169 218V219H168ZM171 218V219H170ZM174 218H175V221H173L174 223H176V224H174L171 220H174ZM186 218H188V219H186ZM191 218V219H190ZM193 218V219H192ZM209 220H208V219ZM213 218V217H212ZM4 219V220H3ZM10 221H12V219H13V222L14 223H12L11 221H10V223L9 222H6V221H8V220ZM23 219H25V221L23 220ZM33 219L35 220V221H33ZM87 219V220H86ZM180 219V223H179V220ZM183 219V220H182ZM188 221H186V220ZM201 219V220H200ZM204 220V223H203V220ZM2 220V221H1ZM6 220V221H5ZM27 220V221H26ZM28 220H29V224H28ZM38 220V221H37ZM40 220H42V222L40 221ZM88 220L90 221V222H88ZM130 220H131V222H130ZM136 220H137V222H136ZM166 220V221H165ZM169 220V221H168ZM185 220V221H184ZM193 220V221H192ZM195 220V221H194ZM198 220H200V222L202 223H200ZM228 220H226V221H228ZM17 221V222H16ZM21 221V222H20ZM24 223H23V222ZM35 222V224H33V222ZM36 221L38 222V223H36ZM154 221V222H153ZM162 221V222H161ZM165 221V222H164ZM177 221V222H176ZM183 221V223H181ZM213 221H214V223H213ZM2 222H4V223H2ZM88 222V223H87ZM130 222V223H129ZM135 222V223H134ZM156 222H158V223H156ZM172 222V223H171ZM186 222V223H185ZM191 222V223H190ZM210 222V223H209ZM211 222H212V225H210L211 224ZM6 223H8L7 225H6ZM11 223H12V226H11ZM15 223H17L16 224V226H15ZM18 223H20L19 225H18ZM33 225H32V224ZM156 225H158V226H154L155 224ZM163 223V224H162ZM167 223V224H166ZM169 223H170V225H169ZM177 223H179V225H180V228H179V226H178V224ZM187 224V223H189V224H187V225H185V224ZM194 223V224H193ZM207 223H209L208 225H207ZM14 224V225H13ZM31 224V225H30ZM88 226H87V225ZM154 224V225H153ZM160 224V225H159ZM172 224H174V226H171ZM181 224H183V227L181 226ZM193 224V225H192ZM198 224V225H197ZM204 224V225H203ZM5 225V226H4ZM9 225V226H8ZM18 225V226H17ZM39 225V226H38ZM86 225V226H85ZM91 225V226H90ZM166 225V226H165ZM195 225H196V227H195ZM202 226V227H200V226ZM205 225H206V227H205ZM5 227V228H3V227ZM11 226V227H10ZM30 226V227H29ZM32 226H36V228L33 230V228L34 227H32ZM70 226V227H69ZM85 226V227H84ZM114 226V227H113ZM167 226H168V228L169 227H171L170 229H168L167 230ZM176 226V227H175ZM186 226V227H185ZM191 227V228H189V227ZM209 226V227H208ZM211 226H213L212 228H210ZM10 227V228H9ZM18 227V228H17ZM21 227V226H20ZM64 227H66V230H64L65 228ZM90 228L91 227V229H89L88 231V233H87V228ZM152 227V228H151ZM155 227H157L156 229H154ZM159 227H160V229H159ZM173 227V228H172ZM185 227V228H184ZM198 227V228H197ZM32 228V229H31ZM67 228H68V230H67ZM74 230V232L71 230ZM81 228H82V232H81ZM193 228V231L191 230ZM195 228H196V230H195ZM201 228V229H200ZM207 228H208V230H207ZM32 231H31V230ZM100 229V230H99ZM175 229H176V231H175ZM204 229H206V231L204 230ZM214 231H213V230ZM23 230V231H22ZM29 230V231H28ZM65 231V233H64V231ZM83 230H85L84 232H83ZM187 230V231H186ZM199 230V231H198ZM210 230H212V231H210ZM70 231V232H69ZM79 231V232H78ZM100 231H102V232H100ZM164 231H165V233H164ZM170 231V232H169ZM174 231V232H173ZM179 231V232H178ZM180 231H181V233H180ZM203 231V232H202ZM24 232V233H23ZM27 232V233H26ZM29 232H31V233H29ZM81 232V233H80ZM92 234H91V233ZM106 232V233H105ZM109 232H111L110 233V236H109ZM162 232V233H161ZM171 232H172V234H171ZM175 232H176V234H175ZM196 232V233H195ZM203 234H202V233ZM210 233V234H207V233ZM215 232V233H214ZM29 233V234H28ZM79 233H80V235H79ZM105 235H104V234ZM107 233H108V236H107ZM199 233V234H198ZM201 233V234H200ZM205 233V234H204ZM27 234V235H26ZM98 234V235H97ZM183 234V236H181ZM186 234V235H185ZM188 234V235H187ZM192 234V235H191ZM213 234V235H212ZM6 235V236H5ZM82 235V236H81ZM175 235H177V237H175ZM194 235V236H193ZM207 235H209V236H207V238H208V240H207V238H206V236ZM210 235H211V238H210ZM3 236V237H2ZM104 236V237H103ZM105 236H106V238H110V239H106L105 238ZM180 236L183 238H180ZM185 236V237H184ZM188 238H187V237ZM191 236L193 237V238H191ZM13 237V238H12ZM102 237V238H101ZM115 237V238H114ZM131 236H130V234H126L125 235V238H127L126 240H128V242L129 241H132L131 240V238H130ZM172 237V238H171ZM194 237H195V239H194ZM54 238V239H53ZM104 238V239H103ZM115 239L114 241H112L113 239ZM174 238H175V240H174ZM197 238V239H196ZM204 238V239H203ZM216 238V239H215ZM218 238V239H217ZM101 239V240H100ZM181 239H182V241H181ZM184 239H190L189 241H190V243H192V245L191 244H189V242H188V240L187 241H185ZM191 239H192V241H191ZM194 239V240H193ZM210 239V240H209ZM212 239H213V241H212ZM221 239V240H220ZM225 239V240H224ZM227 239V240H226ZM110 240V241H109ZM169 240V241H168ZM171 240H173V241H171ZM196 240H198V241H196ZM205 240V241H204ZM207 240V241H206ZM217 240H218V242L220 243H218L217 242ZM224 240V241H223ZM108 241H109V245H106V244H108ZM196 241V242H195ZM204 241V242H203ZM212 241V242H211ZM227 241V242H226ZM2 242H4V243H2ZM96 242V243H95ZM105 242V243H104ZM163 242V243H162ZM170 242H171V247H169L168 248V246H170ZM176 242V243H175ZM180 243V244H178V243ZM195 242V243H194ZM205 242H206V244H205ZM207 242H209V245L210 244H214L215 243V245H211V246H209V245H207ZM211 242V243H210ZM89 243V244H88ZM135 243H138L137 244V247L139 248V244L141 245V241H139V242H135ZM135 243H131L130 244V247L127 249L128 250V254L130 253V252H132V250H133V247L135 246ZM184 243H185V245H184ZM197 243V244H196ZM225 243V244H224ZM176 244H178V246L176 245ZM191 245V246H188V245ZM199 244V245H198ZM216 244H219L218 246L220 247H216L217 245ZM224 244V245H223ZM174 245H175V247L176 248H174ZM182 245V246H181ZM187 246V248H184L183 249V247L184 246ZM194 245V246H193ZM204 245V246H203ZM207 245V246H206ZM4 246H6V245H4ZM3 245H2V247H4ZM89 246V247H88ZM91 246V247H90ZM106 246V247H105ZM193 246V248H190V247H192ZM210 248H209V247ZM223 246H225V247H223ZM162 247V248H161ZM181 247H182V249H181ZM195 247V248H194ZM197 247V248H196ZM200 247V248H199ZM207 248V249H205V248ZM211 247H213V248H211ZM218 249H216V248ZM5 248V247H4ZM79 248V249H80ZM164 248V249H163ZM215 248V249H214ZM223 248V250H221ZM87 249H89V250H87ZM105 249V250H104ZM175 249V250H174ZM186 249V250H185ZM199 249V250H198ZM211 249H214V251H217V252H214V251H212ZM163 250V251H162ZM164 250H165V252H164ZM170 250H172L171 252L168 251ZM199 251V253H198V251ZM209 250H211V251H209ZM90 251V252H89ZM160 251V252H159ZM164 253V254H162V252ZM166 251H167V253H166ZM179 251V252H178ZM185 253H184V252ZM201 251V252H200ZM204 251V252H203ZM83 252V253H82ZM86 252V253H85ZM159 252V253H158ZM184 254H183V253ZM211 252V253H210ZM85 253V254H84ZM89 253V254H88ZM97 253V254H96ZM176 253V254H175ZM205 253V254H204ZM212 254L211 256L214 258L215 257V259L213 260V258L212 257H210L208 254ZM215 253V254H214ZM84 254V255H83ZM107 254V255H106ZM161 254V255H160ZM187 254V255H186ZM198 254V255H197ZM219 255V256H217V255ZM222 254L224 255V256H222ZM84 257H83V256ZM88 257H87V256ZM90 255V256H89ZM149 255V256H148ZM152 255V257H150ZM156 255V256H155ZM158 255V256H157ZM167 255H169L170 256V258H169V256H167ZM181 255V256H180ZM184 255H186V259H185V257H183ZM190 257H189V256ZM207 256V257H205V256ZM221 255V256H220ZM107 256V257H106ZM161 256V257H160ZM164 256V257H163ZM202 256H204V257H202ZM208 256H209V258H208ZM227 256V255H226ZM86 257V258H85ZM95 257V258H94ZM143 259H142V258ZM145 257H147L146 259H145ZM154 257V258H153ZM160 257V258H159ZM168 257V258H167ZM218 257V258H217ZM78 258H80V259H78ZM86 260H85V259ZM107 258V259H106ZM150 258V259H149ZM152 258V259H151ZM166 258L168 259L167 261H165L166 260ZM183 260H182V259ZM203 258H204V260H203ZM219 258H220V260H219ZM226 258H228V257H226ZM145 259V260H144ZM157 259H158V261H157ZM185 259V260H184ZM197 259V260H196ZM209 259V260H208ZM213 260V261H211V260ZM96 260V261H95ZM105 260V261H104ZM107 260V261H106ZM144 260V261H143ZM149 260V261H148ZM155 260V261H154ZM164 260V262L162 263V262H159V261H163ZM203 260V261H202ZM219 262V263H217V261ZM222 260V261H221ZM0 261V262H1ZM35 261V260H34ZM33 261V263H32V260H30V262H29V264H36V262H34ZM86 261V262H85ZM88 261V262H87ZM143 261V262H142ZM153 261V262H152ZM187 261V262H186ZM228 261V260H227ZM142 262V263H141ZM155 262V263H154ZM159 262V263H158ZM167 262H169V263H167ZM194 262H196V263H194ZM213 262V263H212ZM216 262V263H215ZM116 263V262H115ZM206 263V264H207ZM221 263V264H222Z\"/></svg>","mask_w":264,"mask_h":264},{"label":"bare ground","instance_id":"obj_2","mask_svg":"<svg viewBox=\"0 0 264 264\" xmlns=\"http://www.w3.org/2000/svg\"><path fill=\"white\" fill-rule=\"evenodd\" d=\"M1 1H2V0H1ZM5 1H6V0H5ZM44 1H45V0H44ZM44 1H43V2H44ZM49 1H50V0H49ZM53 1H54V0H53ZM64 1H65V0H64ZM73 1H74V0H73ZM82 1H83V0H82ZM82 1H81V2H82ZM89 1H90V0H89ZM113 1H114V3H113V5L111 6V8L113 9V10H112V12H113V14H114V17H113V18H115V20H114V22H113L114 24L112 23L113 25H112V24H111V25H112V26L116 25V26H114V28H111V30L116 29L117 27L120 28L121 25H125V24H126V26H129V28H127V29H124V28H123L124 30H126V31H127V30H130V31L133 30V31H135L136 28H140V27H142L141 24L145 23V26H146V28H145V29H146V30H145V35H146V36H145V37H148V39H150L151 41H153V45H152L151 49H153V52L155 51L156 54L158 53V55L160 56V62L163 63V66H164V68L162 67V69H163L162 72H160V75L158 76V77L160 78V81L156 80V78H158V77H156L157 75L155 76V74L153 73V75L156 77V78H153V79H155L156 81H152V83H150L151 81L148 82V80H147V79H148V76H147V74H146L148 71H150V69H149V67H148V63H146V62H149V61H146V62H145V61H144L145 59H142L143 57L141 58V57L139 56V55H141V54H136L135 51H134V53H133V51H131L132 48H131V50L129 49L131 53L129 54L130 56H127V57H131V58H128L129 60L127 59V61H129L130 63L128 64L127 67L125 66L126 69H127V70H125V71H128L127 79H131V78H133V77H134L133 75H134V73H135L136 70H138V71L136 72V74L139 75V76L137 75L138 77H137V79L135 80V81H136V82H135L136 88L134 89V91H135V97L132 98V100H135V103H134L135 106L133 105L135 108H134V107H133V108L137 110L136 113L138 114L139 111L141 112V109H142V108H147L148 112H150L151 114H152L153 111L156 112L157 109L161 108V107H160L161 103H160L159 108L157 107V109L155 110V107L158 106L159 102H161L160 99H159V97H161V96H160V94H158L159 91H160V87L163 86V87L165 88V86H168V85L172 82L171 79H173V78H171V76H173V77H174V76H179V78H180V82H181V83H180L179 80H178V83H180V85H179L180 87H179V89H177V90H179L178 92L181 94V96H180L181 99L176 97V98H177V102H179V103H178L179 105H184L183 107H186V109L189 107V110H190V108H191V110H192V111L190 110L191 113H190L189 115H188V114H185V112H184V114L182 113V115H181V119L179 120L178 123L176 122L177 126H178L179 124H181V122H182L183 124H185V126H186L185 129L182 128L183 130L180 129L182 126H179V127H180L179 129H180V132H181V134L179 133V135L182 136L181 139L184 141V145H185V148L183 147V148H184V151L182 152V153L184 154V159L182 158V160H184V166H183L184 169H182V168H181V169L184 170V174H183L184 177H183V178H184L185 180H184V179H183V180L185 181V183H184V184H185V188H187V187L189 186V184H190V181L193 180V179H191L192 177H193L194 179H196V181L193 182V184L195 183L196 185L194 184L193 186H197V188H198V186H200V184H199V182H200L199 179H200V178H198V177L201 176L200 174H204V172H208L209 165L211 164V163H210V164H209V163H206V161L204 162V157L206 156V154L209 153V148H207L206 145H205L206 143H205V137H204V136L207 135V133H205V132L207 131L206 129H210V127H209V128H204V127L202 126V124H200L199 122H202V123H203V120H204V122H206V124H208L207 122L210 121V120L212 119V117H215V118H216V117H217V118L220 117L219 119H220V120L222 119V120H221L222 122H223V121L227 122V121L230 120L229 118H231V117H228V116H227L226 111H225V108H224V104L226 103V104L229 105V104L232 103L231 105L234 106V100L236 99L235 97H237V96L234 97V95H229L227 89H225V87L223 86V85H224L223 83L226 84L227 81H228V80H227L228 75L225 77V74L227 73V71H224V72H226V73H224V72H223V68L226 67V69H228L229 67L227 68L228 65H227V66H222V65H223L222 62H221L222 65H219V64H221V63L219 62V64H218V61L216 62L217 64H216V63H215V64H213V63L210 64V63H209L210 66H208V67H210V68L207 69V68L205 67V69H207V70L210 72L209 75H208L209 78H208V80H206V82H205V80L203 81V78L201 79V78H199L198 76H196V75H197L196 73L198 72V71H197V72L195 71V69H197V68H194V67H196V65H195L193 68H191V67L187 64L188 62H187L186 59H185V56L187 57V55H185L184 53H187V51L190 52L191 50L189 51L188 49H189V47L191 48V46H189L188 49H187L186 47L182 46V47H184L183 50H180V49H182V48L179 46V47H180L179 50L182 51V53H183V51H184V53H183V56L185 55V56H184V60H183L184 62L182 61L183 58L180 57V56H181V53H179V52H177V53H179V54H177V53L175 52V54H177L178 56L176 55V56L172 57V59H168L169 57H168L167 53L169 54V52H167V49H168V45H167V44H169V43H168V42L166 43V46H167L166 48H167V49L165 48V45H163V44H162L163 46H160V43L162 42V40H161V38L159 39V37H160L163 33H164L163 36H164V35H166V36L168 35V36L170 37V38L168 37V38H169L168 40H170V44H171V41H172L173 38H171L170 34L173 32V29H174L173 26H172V24L174 25V27H175V25H179V24L181 25V23H183V20L186 19V18H185V17H186L185 14H186L187 12H186V13H185V12H182V11L180 10V7H181V6H180L179 8L176 7V10H175V12H174V15L171 16V14L164 13L165 10H167V9L164 8V6L162 7V6H160V5H156L155 3H152V0H113ZM158 1H159V0H158ZM163 1H164V0H163ZM179 1H180V0H179ZM188 1H189L190 4H191V5H189V6L192 7V6L196 5V4H195V1H198V0H188ZM206 1H207V0H206ZM206 1H205V3H206ZM217 1H218V0H217ZM227 1H228V0H226V2H227ZM229 1H230V0H229ZM234 1H235V0H234ZM238 1H239V0H238ZM250 1H251V0H250ZM250 1H249V3L247 4V6H248L247 12L249 13V15H247V12H246V15H247V16H243V14H242V17L239 19V21H238V18H239V17H238V18L233 17V20L231 21L232 23H229V20H228V23H226L225 26H224L225 23H223V22H222V24H223L222 26H221V24L219 25L218 23H217V24H218L219 26H216L217 24L213 21V22L216 24V25H215L216 27H213V30L215 31V34H216V33L218 34V38L223 37V35H222L223 33H226L227 35H229V36L224 35L225 37H227V38L224 37V39H225V41H226V42H224V45L226 46V50H225V48L222 49V50H225L226 52L229 51V55L231 54V56L233 57V60H232L233 62H231V63H232L231 66H232V67L230 66V67H231L230 69L233 68V69H232L233 71H232V72L229 71V72H230V76H229V78L231 77V74H234V73H238V75H239V72L241 71V70H240L241 68H242V69L244 68V70L247 69V71H248V70H250V69L252 70L253 67H255L254 70L256 71V67H257V65L255 66V64H258V63H255V58H254V56L257 55V58H258L259 56H261L262 54H264V53H263V50H262V54H260V50H261V49H264V0H256V2H250ZM14 2H15V1H14ZM14 2H13V3H14ZM19 2H20V0H19ZM33 2H34V1H33ZM35 2H37V1H35ZM35 2H34V3H35ZM38 2H39V1H38ZM38 2H37V3H38ZM58 2H59V0H58ZM68 2H71V1H68ZM78 2H79V1H78ZM83 2H86V1H83ZM105 2H107V1H105ZM105 2H103V3H105ZM161 2H162V1H161ZM161 2H158V3H161ZM173 2H174V1H173ZM175 2H176V1H175ZM189 2H186V3H189ZM203 2H204V1H203ZM209 2H210V1H209ZM213 2H214V1H213ZM221 2H222V1H221ZM226 2H225V3H226ZM242 2H243V0H242ZM247 2H248V1H247ZM1 3H2V2H1ZM1 3H0V4H1ZM11 3H12V2H11ZM31 3H32V2H31ZM40 3H42V2H40ZM50 3H51V2H50ZM55 3H56V2H55ZM60 3H61V2H60ZM76 3H77V1H76ZM89 3H91V2H89ZM94 3H95V2H94ZM100 3H101V2H100ZM103 3H102V4H103ZM122 3H124L123 6L127 8V11H128V13H129V15H128V14H127V15L124 14L123 11H122V9L120 8V7H122V6H120V4H122ZM163 3H165V2H163ZM176 3H177V2H176ZM186 3H184V4H186ZM198 3H199V1H198ZM215 3H216V2H215ZM225 3H224V4H225ZM227 3H228V2H227ZM231 3H233V2H230V4H231ZM234 3H235V2H234ZM234 3H233V4H234ZM240 3H241V2H240ZM240 3H239V4H240ZM52 4H53V3H52ZM52 4H48V5H52ZM57 4H58V3H57ZM63 4H64V3H63ZM72 4H74V2H72ZM77 4L79 5L80 3H77ZM77 4H76V5H77ZM84 4H85V3H84ZM84 4H81V5H84ZM91 4H92V3H91ZM166 4H167V3H166ZM177 4H178V3H177ZM203 4H204V3H203ZM203 4H202V5H203ZM209 4H210V3H209ZM218 4H219V3H218ZM236 4H237V3H236ZM241 4H242V3H241ZM241 4H240V5H241ZM4 5H5V4H4ZM12 5H13V4H11V7H12ZM32 5H33V4H32ZM54 5H55V4H54ZM74 5H75V4H74ZM74 5H73V6H74ZM81 5H80V6H81ZM95 5H97V4L95 3ZM104 5H105V4H104ZM107 5H108V4H107ZM171 5H172V4H171ZM179 5H181V3H179ZM215 5H216V4H215ZM2 6H3V5H2ZM20 6H21V5H20ZM36 6H38V4H36ZM36 6H34V7H36ZM41 6H43V5H41ZM41 6H40V7H41ZM63 6H64V5H63ZM73 6H72V8H73ZM88 6H90V5H88ZM98 6H99V5H98ZM102 6H103V5H102ZM102 6H101V7H102ZM105 6H106V5H105ZM185 6H186V5H185ZM187 6H188V4H187ZM189 6H188V7H189ZM210 6H211V5H210ZM222 6H223V5H222ZM238 6H239V5H238ZM7 7H8V6H7ZM7 7H6V8H7ZM27 7H28V6H27ZM43 7L45 8V7H47V6H43ZM59 7H60V6H59ZM59 7H57V8H59ZM77 7H78V6H77ZM165 7H166V6H165ZM173 7H174V6H173ZM191 7H190V9H191ZM195 7H196V6H195ZM205 7H208V6H206V4H205ZM213 7H214V3H213ZM213 7H212V8H213ZM216 7H217V6H216ZM229 7H231V6H229ZM232 7H233V6H232ZM232 7H231V8H232ZM241 7H242V6H241ZM20 8H21V7H20ZM54 8H55V7H54ZM61 8H62V7H61ZM61 8H60V9H61ZM69 8H70V5H69ZM72 8H71V9H72ZM80 8H81V7H80ZM86 8H87V7H86ZM86 8H85V9H86ZM93 8H94V7H93ZM107 8H108V7H107ZM122 8H123V7H122ZM168 8H169V7H168ZM185 8H186V7H185ZM202 8H204V7H202ZM224 8H225V7H223V9H224ZM3 9H4V8H3ZM15 9H17V8H15ZM29 9H30V8H29ZM38 9L40 10V8H38ZM41 9H42V8H41ZM46 9H48V8H46ZM67 9H68V7H67ZM67 9H65V10H67ZM71 9H70V10H71ZM88 9H89V8H88ZM174 9H175V8H174ZM226 9H227V8H226ZM232 9H233V8H232ZM232 9H230V10H232ZM238 9H239V8H238ZM242 9H243V7H242ZM245 9H246V8H245ZM1 10H2V9H1ZM21 10H22V9H21ZM24 10H25V9H24ZM32 10H33V9H32ZM49 10H50V9H49ZM68 10H69V9H68ZM72 10H73V9H72ZM78 10H79V8H78ZM80 10H81V9H80ZM89 10H91V9H89ZM96 10H97V9H96ZM124 10H125V9H124ZM171 10H172V9H171ZM185 10H187V9H185ZM188 10H189V9H188ZM188 10H187V11H188ZM207 10H208V9H207ZM207 10H206V11H207ZM227 10H228V9H227ZM235 10H236V9H235ZM235 10H234V11H235ZM3 11H4V10H3ZM3 11H2V12H3ZM8 11H9V10H8ZM11 11H12V9H11ZM14 11H15V10H14ZM16 11H17V10H16ZM16 11H15V12H16ZM28 11H29V10H28ZM28 11L26 10L25 12H28ZM58 11H59V10H58ZM60 11L62 12V10H60ZM74 11H75V10H74ZM74 11H73V12H74ZM83 11H84V10H83ZM127 11H125V12H127ZM173 11H174V10H173ZM191 11L193 12V11H195V9L192 8ZM196 11H197V10H196ZM204 11H205V9H204ZM210 11H211V8H210ZM218 11H219V10H218ZM218 11H217V12H218ZM221 11H223V10H221ZM234 11H233V12H234ZM236 11H237V10H236ZM236 11H235V12H236ZM241 11H242V10H241ZM15 12H14V13H15ZM39 12H40V11H39ZM43 12H44V11H43ZM54 12H55V10H54ZM67 12H68V11H67ZM69 12H70V11H69ZM69 12H68L67 14H69ZM78 12H80V11H78ZM78 12H76V13H78ZM105 12H106V11H105ZM107 12H108V11H107ZM156 12L162 13V14H160V17H158V15L155 14ZM166 12H167V11H166ZM168 12H169V11H168ZM200 12H201V11H200ZM202 12H203V11H202ZM212 12H213V11H212ZM224 12H225V11H224ZM230 12H231V11H230ZM243 12H244V11H243ZM243 12H242V13H243ZM5 13H6V12H5ZM10 13H11V12H10ZM10 13H9V14H10ZM37 13H38V11H37ZM37 13H36V14H37ZM40 13H42V12H40ZM56 13H58V12H56ZM56 13H55V14H56ZM71 13H72V12H71ZM82 13H83V12H82ZM170 13H171V12H170ZM198 13H199V12H198ZM204 13H205V12H204ZM204 13L201 14V16H200L199 18H201V17L203 18V16H204V18H207L208 15L206 16V14H204ZM214 13H215V12H214ZM219 13H220V15H221V12H219ZM239 13H240V11H239ZM244 13H245V12H244ZM12 14H13V13H12ZM16 14H17V12H16ZM23 14H26V13H23ZM59 14H60V12H59ZM107 14H108V13H107ZM188 14H189V12H188ZM191 14H192V13H191ZM193 14H194V13H193ZM196 14H197V12H195L194 16H196ZM215 14L217 15V13H215ZM224 14H225V16H226V13H224ZM6 15H7V13H6ZM18 15H19V14H18ZM29 15H30V14H29ZM38 15H40V14H38ZM102 15H103V14H102ZM216 15H215V16H216ZM228 15H229V14H228ZM233 15L235 16V14H233ZM233 15H231V13H230V17H232ZM2 16H3V15H2ZM4 16H5V14H4ZM10 16H11V15H10ZM23 16H24V15H23ZM25 16H26V15H25ZM34 16H35V15H34ZM52 16H53V15H52ZM54 16H55V15H54ZM54 16H53V17H54ZM65 16H67V15H65ZM239 16H240V15H239ZM7 17H8V16H6V18H4V17H3V18H4L5 20H7ZM11 17H12V16H11ZM19 17H20V16H19ZM37 17H38V16H37ZM37 17H36V18H37ZM41 17H42V16H41ZM48 17H49V15H48ZM61 17H62V16H61ZM71 17H72V16H71ZM73 17H74V16H73ZM75 17H76V16H75ZM97 17H98V16H97ZM107 17H108V16H106V18H107ZM172 17H173V19H171ZM197 17H198V15H197ZM208 17H209V16H208ZM211 17H212V16H211ZM211 17H210V18H211ZM227 17H228V16H227ZM1 18H2V17H1ZM15 18H16V17L14 16V19H15ZM17 18H18V17H17ZM17 18H16V19H17ZM27 18H28V15H27ZM57 18H58V17H57ZM59 18H60V17H59ZM65 18H66V17H64V20H66ZM68 18H69V17H68ZM76 18H77V17H76ZM83 18H84V16H83ZM83 18H82V19H83ZM103 18H104V17H103ZM103 18H102V19H103ZM190 18H191V17H190ZM199 18H198V19H199ZM219 18H221V17H219ZM222 18H223V17H222ZM4 19H3V21H4ZM9 19H11V18H9ZM55 19H56V18H55ZM62 19H63V18H62ZM86 19H87V18H86ZM93 19H95V18H93ZM96 19H97V18H96ZM110 19H111V18H110ZM217 19H218V17H217ZM217 19H215V20H217ZM228 19H229V18H228ZM230 19H231V18H230ZM11 20H13V19H11ZM20 20H21V19H20ZM51 20H52V19H51ZM51 20L49 21V23L51 22ZM70 20H71V19H70ZM76 20H77V19H76ZM79 20H81V19H79ZM89 20H91V19L89 18ZM172 20H176V22H173ZM219 20H220V19H219ZM222 20H224V19H222ZM1 21H2V20H1ZM15 21H17V20H15ZM29 21H30V20H29ZM59 21H60V20H59ZM59 21H58V22H59ZM62 21H63V20H62ZM85 21H86V20H85ZM94 21H95V20H94ZM94 21H93V22H94ZM110 21H112V19H111ZM110 21H109V23H110ZM185 21H186V20H185ZM189 21H190V19H189ZM189 21H187V22H189ZM192 21L194 22L195 20H192ZM205 21H206V20H205ZM6 22H7V21H6ZM9 22H10V21H9ZM17 22L19 23L20 21H17ZM21 22H23V20H22ZM25 22L27 23L28 20L25 21ZM35 22H36V21H34L33 23L37 25V22H36V23H35ZM64 22H65V21H64ZM66 22H67V20H66ZM105 22H106V21H105ZM105 22H103V23H105ZM107 22H108V21H107ZM115 22H116V23H115ZM171 22H172V23H171ZM193 22H192V23H193ZM203 22H204V21H203ZM203 22H202V23H203ZM208 22H209V21H208ZM216 22H217V21H216ZM224 22H225V21H224ZM226 22H227V21H226ZM238 22H239V24L242 23V26H244L243 30H240L239 32L237 31L238 29L236 28ZM3 23H4V22H3ZM3 23H2V24H3ZM14 23H15V22H12L13 27L15 26ZM18 23H15V24L19 25ZM33 23H32V24H33ZM41 23H42V21H41ZM41 23H40V24H41ZM54 23H55V22H54ZM62 23H63V22H62ZM75 23H76V22H75ZM89 23L92 24L91 21H89ZM99 23H101V22H99ZM195 23H196V21H195ZM209 23H210V22H209ZM258 23L261 24V25L263 26V27H262V30H260V28L257 27V26H258V25H257ZM8 24H9V25H12V24H10V23H8ZM22 24H24V23H22ZM27 24H31V22H30V23H27ZM27 24H26V25H27ZM47 24H48V23H47ZM50 24H51V23H50ZM52 24H53V23H52ZM56 24H57V23H56ZM63 24H64V23H63ZM87 24H88V22H87ZM91 24H90V25H91ZM96 24H97V23H96ZM187 24H188V23H187ZM190 24H191V21H190ZM197 24H198V23H197ZM204 24H205V23H204ZM204 24H203V25H204ZM0 25H1V24H0ZM36 25H34V26H36ZM43 25L45 26V23H43L42 26H43ZM53 25H54V24H53ZM61 25H62V24H61V21H60V26H61ZM73 25H74V24L72 23V26H73ZM76 25H79V24H76ZM81 25H82V24H81ZM93 25L95 26V24H93ZM93 25H92V26H93ZM107 25H108V24H107ZM188 25H189V24H188ZM191 25H192V24H191ZM191 25H190V26H191ZM198 25H199V24H198ZM198 25H197V29H195V27H194L195 25H194V26H193V27H194V28H193L194 32H190V33H196V32H197V34H198V33H199V34H198V35L195 34L194 36H198V37H199V35H200V31H201L202 29L200 30V28H199V30H198ZM200 25H201V24H200ZM211 25H212V24H211ZM3 26L7 27L8 25H7V26H6V25H3ZM32 26H33V25H32ZM34 26H33V27H34ZM37 26H38V25H37ZM37 26H36L35 28H37ZM49 26H51V25H49ZM49 26H48V28H49ZM63 26H64V25H63ZM63 26H61V30H62V27H63ZM85 26H86V25H85ZM94 26H93V27H94ZM99 26L102 27V25H99ZM126 26H124V27H126ZM181 26H182V25H181ZM223 26H224V27H223ZM239 26H241V24L238 25L237 27H239ZM242 26H241V27H242ZM13 27H12V28H13ZM33 27H30L31 30H32ZM40 27H41V26H40ZM55 27H57V26H55ZM77 27H78V26H77ZM87 27H88V26H87ZM87 27H86V28H87ZM101 27H100V28H101ZM110 27H111V26H110ZM176 27H177V26H176ZM182 27H183V26H182ZM182 27H181V28H182ZM187 27H188V26H187ZM200 27H201V26H200ZM206 27H208V26H206ZM206 27H204V31H207V30L205 29ZM225 27H226V29H225ZM1 28H2V27H1ZM7 28H8V27H7ZM9 28H10V27H9ZM9 28H8V29H9ZM17 28H19V26H17ZM22 28H23V27H22ZM22 28H21V29H22ZM27 28H28V27H26L25 29H27ZM38 28H39V27H38ZM45 28H46V27H45ZM50 28H51V27H50ZM72 28H73V27H72ZM74 28H75V26H74ZM82 28H85V27L82 26ZM86 28H85V29H86ZM88 28H89V27H88ZM88 28H87V29H88ZM90 28H91V26H90ZM105 28H106V27H105ZM121 28H122V26H121ZM181 28H179V29H181ZM183 28H185V27H183ZM202 28H203V26H202ZM223 28H224V29H223ZM3 29H4V28H3ZM21 29H20V30H21ZM25 29H24V30H25ZM41 29H42V28H41ZM87 29H86V30H87ZM94 29H95V27H94ZM101 29H102V28H101ZM143 29H144V28H142V30H143ZM176 29H177V28H176ZM186 29H187V28H186ZM191 29H192V28L190 27V30H191ZM208 29H209V27H208ZM239 29H241V28H239ZM17 30H18V29H17ZM31 30H30V31H31ZM34 30H35V29H33L32 31H34ZM42 30H43V29H42ZM45 30H46V29H45ZM48 30H49V29H48ZM50 30H51V29H50ZM57 30H58V29H57ZM75 30H76V28H75ZM75 30H74V31H75ZM78 30H80V28H79ZM83 30H84V29H83ZM83 30L81 29V31H83ZM90 30H91V29H90ZM92 30H93V29H92ZM117 30H119V29L117 28ZM124 30H123V32H124ZM181 30H182V29H181ZM181 30H180V31H181ZM213 30H212V31H213ZM235 30L237 31L238 34H235V35H234L233 33H236V32H234ZM1 31H2V30H1ZM1 31H0V32H1ZM4 31H5V29H4ZM4 31H3V32H4ZM11 31H12V29H11ZM11 31L8 30V33L10 34ZM13 31H14V30H13ZM13 31H12L11 33H15V32H13ZM30 31H29V33H30ZM35 31H36V30H35ZM37 31H39V30H37ZM40 31H41V30H40ZM52 31H53V28H52ZM55 31H56V30L53 31L54 34L56 33ZM71 31H73V30L71 29ZM74 31H73V32H74ZM84 31H85V30H84ZM94 31H95V30H94ZM94 31H92V32L94 33ZM96 31H97V30H96ZM106 31L108 32V29H106ZM114 31H115V30H113L112 33H114ZM126 31H125V32H126ZM176 31H178V30H176ZM180 31H178V32L180 33ZM182 31H183V30H182ZM186 31H187V30H186ZM186 31H184V32H186ZM16 32H17V31H16ZM19 32H20V31H19ZM23 32H25V31L22 30V33H23ZM26 32H28V31H26ZM26 32H25V34H26ZM89 32H91V31H89ZM98 32H100V31H98ZM101 32H102V31H101ZM107 32H106V33H107ZM110 32H111V31H110ZM110 32H109V34H110ZM117 32H119V31H117ZM121 32H122V31H121ZM121 32H119L118 34H120ZM127 32H128V31H127ZM184 32H183V33H184ZM202 32H203V31H202ZM5 33H7V32L5 31ZM5 33H4V35H5ZM31 33H32V32H31ZM31 33H30V34H31ZM46 33H47V32H46ZM51 33H52V32H51ZM59 33H60V32H59ZM66 33H67V32H66ZM71 33H72V32H71ZM71 33L69 32V34H71ZM77 33H79V35H80L82 32L80 33V31H79V32H77ZM86 33H87V32H86ZM95 33H96V32H95ZM136 33H138V32H136ZM143 33H144V32H143ZM175 33H176V32H175ZM207 33L209 34V31H208ZM9 34H8V36H9ZM17 34H18V33H15V35H17ZM19 34H20V33H19ZM19 34H18V35H19ZM38 34H39V33H38ZM40 34H41V33H40ZM42 34H43V33H42ZM72 34H73V33H72ZM82 34H83L82 36H84V32H83ZM88 34H90V33H88ZM115 34H116L117 36H119L117 33H115ZM134 34H135V33H134ZM140 34H141V33H140ZM180 34H181V33H180ZM180 34L176 33L177 36H179ZM184 34H187V33H184ZM201 34H203V33H201ZM215 34H214V35H215ZM220 34H221L222 36L219 37ZM15 35H14V36H15ZM23 35H24V33H23ZM31 35H32V37H33V34H31ZM36 35H37V34H36ZM44 35H45V34H44ZM48 35H49V34H48ZM52 35H53V34H52ZM91 35H93V34H90V35H88V36H91ZM105 35L107 36V34H105ZM105 35H104V37H105ZM111 35H112V34H111ZM116 35H114V37H115ZM125 35H127V34H125ZM132 35H133V34H132ZM136 35H137V34H136ZM138 35H139V33H138ZM138 35H137V36H138ZM171 35H173V33H172ZM188 35H189V34H188ZM203 35H204V34H203ZM209 35H210V34H209ZM8 36H7V40H8V38H9ZM14 36H13V39H15V38L17 37V36H16V37H14ZM24 36H25V35H24ZM24 36H23V38L25 39ZM29 36H30V35H29ZM29 36H28V37H29ZM57 36H59V35H56V37H57ZM65 36H66V35H65ZM65 36H64V37H65ZM73 36H74V34H73ZM77 36H78V35H77ZM77 36H76V37H77ZM99 36H101V35H99ZM129 36H131V35H129ZM129 36H128V38H129ZM134 36H135V35H134ZM143 36H144V35H143ZM143 36H142V37H143ZM173 36H174V35H173ZM204 36H205V35H204ZM212 36H213V35H212ZM212 36H211V37H212ZM19 37L21 38L20 35H19ZM32 37H31V39H32ZM52 37H53V36H52ZM52 37H51V38H52ZM54 37H55V36H54ZM68 37H69V36H68ZM68 37H67V38H68ZM78 37H79V36H78ZM78 37H77V39H79ZM80 37H81V36H80ZM86 37H87V35H86ZM86 37H85V39L87 40ZM107 37H110V36H107ZM107 37H106V39H107ZM123 37H124V36H123ZM145 37H144L143 39H146ZM200 37H201V35H200ZM206 37H207V36H206ZM209 37H210V36H209ZM209 37H208V38H209ZM1 38H2V37H1ZM11 38H12V36H10V39H11ZM20 38H18L17 40H19ZM34 38H35V37H34ZM43 38H44V37H43ZM59 38H60V36H59ZM59 38H58V39H59ZM65 38H66V37H65ZM67 38H66V39H67ZM69 38L71 39L72 37H69ZM81 38H82V37H81ZM89 38H92V37H89ZM98 38H99V37H98ZM111 38H112V37H111ZM119 38L122 39V35H121V37H119ZM119 38H118V39H119ZM140 38H141V37H140ZM162 38H163V37H162ZM166 38H167V37H166ZM174 38H175V37H174ZM184 38H185V37H184ZM186 38H187V36H186ZM186 38H185V41H186V42H189V41L186 40ZM201 38H202V37H201ZM201 38H200V39H201ZM228 38H229V39H228ZM4 39H6V38L4 37ZM35 39H36V38H35ZM40 39H41V38H40ZM40 39L38 40L39 42L42 40V39H41V40H40ZM53 39H54V38H53ZM55 39L58 41L57 38H55ZM55 39H54V40H55ZM63 39H64V38H63ZM83 39H84V38H83ZM83 39H82V40H83ZM85 39H84V40H85ZM99 39H100V38H99ZM114 39H116V38H114ZM126 39H127V38H126ZM130 39H131V38H130ZM132 39H133V38H132ZM134 39H135V38H134ZM136 39H137V37H136ZM138 39H139V37H138ZM148 39H147V40H148ZM175 39H176V38H175ZM177 39H178V38H177ZM180 39H181V38H180ZM197 39H198V38H197ZM197 39H196V40H197ZM200 39H198V40H200ZM203 39H204V37H203ZM205 39H206V38H205ZM205 39H204V41H207V40H205ZM214 39H215V38H214ZM214 39H212V40H214ZM216 39H217V38H216ZM221 39H222V38H221ZM226 39H227V40H226ZM20 40H21V39H20ZM20 40H19V43H20ZM27 40H30V39L27 38ZM43 40H44V39H43ZM54 40H53V41H54ZM56 40H55V41H56ZM68 40H69V39H67V41H68ZM86 40H85V41H86ZM88 40H89V39H88ZM88 40H87V42H88ZM90 40H91V39H90ZM108 40H109V39H108ZM110 40H111V39H110ZM112 40H113V39H112ZM124 40H125V37H124ZM128 40H129V39H128ZM150 40H148V41H150ZM156 40H157V42H156ZM163 40H164V39H163ZM196 40H195V41H196ZM217 40H220V39H217ZM0 41H1V39H0ZM24 41H26V40H23V43L21 42V44H22L21 46L25 45V44H24V43H25ZM34 41H35V40H34ZM34 41H33V42H34ZM38 41H37V42H38ZM46 41H47V39H46ZM49 41H51V40L49 39ZM72 41H75V39L71 40L70 42H72ZM77 41H78V40H77ZM80 41H81V39H80ZM85 41H84V43H85ZM114 41H115V40H114ZM118 41H119V40H118ZM126 41H127V40H126ZM130 41H132V40H130ZM135 41H137V40H135ZM144 41H145V40H144ZM179 41H180V40H179ZM183 41H184V39H183ZM193 41H194V40H193ZM208 41H209V40H208ZM210 41H211V40H210ZM223 41H224V40H223ZM10 42H11V41H10ZM10 42H9V43H10ZM14 42H16V41H14ZM14 42H11V43H14ZM27 42H28V41H27ZM59 42H60V41H59ZM63 42H65V41H63ZM75 42H76V41H75ZM102 42H103V41H102ZM102 42H99V43L102 44ZM108 42H110V41H108ZM108 42H107V43H108ZM115 42H116V41H115ZM127 42H128V41H127ZM132 42H133V41H132ZM141 42H142V40H141ZM164 42H165V41H164ZM172 42H175L174 39H173ZM180 42H181V41H180ZM180 42H179V43H180ZM200 42H202V41H200ZM244 42H246V44H244ZM0 43H1V42H0ZM5 43H6V42H5ZM5 43H4V44H5ZM17 43H18V42H17ZM19 43H18V44H19ZM31 43H32V42H31ZM35 43H36V42H35ZM35 43H34V44H35ZM46 43H47V42H46ZM49 43H50V42H49ZM55 43H56V46H58V45H57V42H55ZM55 43H54V44H55ZM73 43H74V42H73ZM76 43H77V42H76ZM93 43H94V42H93ZM97 43H98V42H97ZM103 43H104V42H103ZM118 43H120V42H118ZM118 43H115V44H117V47H118ZM121 43H122V41H121ZM134 43H135V42H134ZM145 43H146V42H145ZM145 43H144V45H145ZM148 43H150V42H148ZM179 43H177V44H179ZM181 43H182V42H181ZM183 43H185V42H183ZM183 43H182V44H183ZM196 43H197V44H200L198 41H196ZM203 43L206 44V43H209V42H206V43L203 42ZM210 43H211V42H210ZM221 43H223V42H221ZM14 44H16V43H14ZM14 44H13V45H14ZM18 44H17V46H18ZM26 44L28 45V43H26ZM36 44L38 45L39 43H36ZM51 44H53V43H51ZM65 44H66V43H65ZM67 44H68V43H67ZM78 44H81V46H84V44H83L82 42H81V43H78ZM82 44H83V45H82ZM90 44H91V42H90ZM94 44H95V43H94ZM113 44H114V43H113ZM135 44H136V43H135ZM138 44H139V43H138ZM172 44H173V43H172ZM172 44H171V45H172ZM186 44H187V43H186ZM191 44H192V43H191ZM197 44H195V45H197ZM1 45H3V43H1ZM1 45H0V46H1ZM9 45H10V44H9ZM9 45H8V46H9ZM19 45H20V44H19ZM29 45H30V41H29ZM29 45L27 46L28 48H30ZM46 45L48 46V45H50V44L47 43ZM73 45H74V44H73ZM87 45H88V43H87ZM87 45H86V46H87ZM105 45H106V44H105ZM108 45H109V44H108ZM110 45H111V44H110ZM127 45H128V44H127ZM144 45H143V46H144ZM179 45H180V44H179ZM187 45H190V44H187ZM201 45L204 47L203 44H201ZM206 45H207V44H206ZM212 45H215V44H212ZM216 45H217V44H216ZM6 46H7V45H6ZM6 46H5V47H6ZM8 46H7V48H10V47H8ZM17 46H16V47L14 46V47L18 50L19 53H20V51L22 52V51H23L22 47H21L22 50L20 49V51H19L18 48H19L20 46H18V48H17ZM30 46H32V45H30ZM34 46H35V45H34ZM34 46H33V47H34ZM39 46H40V45H39ZM67 46H69V44H68ZM75 46H77V45H75ZM78 46H79V45H78ZM78 46H77V47H78ZM90 46H91V45H90ZM95 46L98 47L97 44H95ZM95 46H93V47L96 48ZM111 46H112V45H111ZM115 46H116V45H115ZM136 46H137V45H136ZM143 46H142V47H143ZM149 46H150V44H149ZM172 46H174V44H173ZM176 46H177L176 48L178 49V45H176ZM192 46H194V45H192ZM197 46H200V45H197ZM218 46H219V45H218ZM12 47H13V46H12ZM23 47H24V46H23ZM50 47H52V46H50ZM69 47H70V46H69ZM71 47H72V46H71ZM73 47H74V46H73ZM104 47H106V46H104ZM122 47H123V46H122ZM142 47H141V49H143ZM194 47H195V46H194ZM200 47H201V46H200ZM203 47H201V48L203 49ZM209 47H210V45H209ZM220 47H221V44H220ZM2 48H3V47H2ZM2 48H0V49H2ZM37 48H39V47L37 46ZM81 48H83V47H81ZM98 48L100 49V44H99V47H98ZM119 48H120V47H119ZM123 48H124V47H123ZM136 48H137V47H136ZM138 48L140 49V45L138 46ZM170 48H171V47H170ZM201 48H199V50H201ZM205 48H206V47H205ZM212 48H214V47L212 46ZM212 48H211V49H212ZM13 49H14V48H13ZM24 49L26 50V48H24ZM30 49H31V48H30ZM30 49H29V50H30ZM32 49H33V48H32ZM32 49H31V50H32ZM39 49H40V50H43V49H41V48H39ZM46 49H48V48L45 47V50H46ZM51 49H52V48H51ZM51 49H49L48 52H50ZM56 49H57V48H56ZM62 49H64V47H63ZM68 49H69V48H68ZM101 49L103 50L102 47H101ZM105 49H106V48H105ZM112 49H113V48H112ZM139 49H138V50H139ZM145 49H146V48H145ZM147 49H149V48H147ZM151 49H150V51H151ZM186 49H187V51H186ZM191 49H192V48H191ZM197 49H198V47H197ZM197 49H196V52H197ZM208 49H209V51H210V48H207V50H208ZM216 49H217V47H216ZM216 49H215V51H218V50H219V48H218L217 50H216ZM220 49H221V48H220ZM8 50H9V49H8ZM25 50H24V52H25ZM29 50H28V51H29ZM53 50H55V47H54ZM78 50H79V48H78ZM82 50H84V49H82ZM88 50H89V48H88ZM95 50H97V49H95ZM102 50H101V51H102ZM110 50H111V49H110ZM168 50H169V49H168ZM173 50H174V48H173ZM199 50H198V53H199ZM4 51H5V50H3V52H4ZM6 51H7V50H6ZM11 51H12V49H11ZM11 51H10L9 53H11V54L13 55V51H12V52H11ZM15 51H16V50H14V52H15ZM37 51L39 52L38 49H37ZM51 51H52V50H51ZM66 51L68 52V50H66ZM72 51H73V50H72ZM107 51H108V50H107ZM112 51H113V50H112ZM117 51H118V50H117ZM121 51H122V49H121ZM139 51H141V50H139ZM143 51H144V49L142 50V52H143ZM148 51H149V50H148ZM150 51H149V52H150ZM201 51H202V50H201ZM203 51L205 52L206 50H203ZM209 51H208V52H209ZM215 51H214V52H215ZM3 52H2V54H3ZM7 52H8V51H7ZM16 52H17V51H16ZM18 52H17V56H18V54H19ZM24 52H23V53H24ZM33 52H36V51H33ZM40 52L42 53L43 51H40ZM45 52H46V51H45ZM45 52H43V53H45ZM80 52H81V51H80ZM84 52H85V50H84ZM91 52H92V51H91ZM110 52H111V51H110ZM128 52H129V51H128ZM142 52H141V53H142ZM145 52H146V51H145ZM145 52H144V53H145ZM153 52H152V53H153ZM173 52H174V51H173ZM173 52H172V53H173ZM204 52L199 53V55H200V56H201V54L203 55ZM206 52H207V51H206ZM222 52H223V51H222ZM0 53H1V52H0ZM26 53H28V52H26ZM36 53H37V52H36ZM46 53H47V52H46ZM50 53H51V52H50ZM64 53H65V51H64ZM64 53H63V54H64ZM70 53H71V52H70ZM72 53H73V52H72ZM74 53H75V49H74ZM93 53H94V52H93ZM103 53H104V52H103ZM106 53H107V52H106ZM138 53H139V52H138ZM190 53H191V52H190ZM190 53H189V54H190ZM209 53H210V52H209ZM211 53H212V52H211ZM211 53H210V54H211ZM2 54H1V55H2ZM4 54L7 55L8 53H7V54L4 53ZM20 54H21V53H20ZM20 54H19V55H20ZM33 54H34V53H33ZM48 54H49V53H48ZM60 54H62V52L59 53V55H60ZM77 54H78V57H79V56H80L79 53H77ZM99 54H100V53H99ZM123 54H124V53H123ZM148 54H149V53H148ZM150 54H151V53H150ZM189 54H188V55H189ZM194 54H195V53H194ZM204 54H205V53H204ZM212 54L214 55V53H212ZM215 54H216V52H215ZM224 54H225V53H224ZM14 55H15V54H14ZM14 55H13V56H14ZM21 55H22V54H21ZM25 55H26V54H25ZM25 55H24V56H25ZM28 55H29V53H28ZM38 55H39V53H38ZM45 55H46V54H45ZM71 55H72V58L75 57L74 54H71ZM71 55L68 54V56H71ZM93 55H94V54H93ZM108 55H109V54H108ZM118 55H119V53H118ZM143 55H144V54H143ZM145 55H147V54H145ZM158 55H157V56H158ZM173 55H174V54H173ZM173 55H172V56H173ZM190 55L193 56V54H190ZM195 55H196V54H195ZM197 55H198V54H197ZM218 55H219V54H218ZM221 55H223V54H222L221 51H220V56H221ZM10 56H11V55H10ZM13 56H12V57H13ZM17 56H16V57H17ZM32 56H33V55H32ZM34 56L36 57V54H35ZM43 56H44V55L42 54V57H43ZM46 56H47V55H46ZM46 56H45V57H46ZM63 56H64V55H63ZM73 56H74V57H73ZM120 56H121V55H120ZM120 56H119V59H118V60H120ZM141 56H142V55H141ZM157 56H156V57H157ZM204 56H205V55H204ZM206 56L209 57V55H207V54H206ZM206 56H205V57H206ZM227 56H228V55H227ZM263 56H264V55H263ZM263 56H262L261 58H259V60L257 59L256 62L259 61V63H260V62L262 61V60L260 61V59H263ZM2 57H3V56H2ZM6 57H7V56H6ZM19 57H21V56H19ZM19 57H17V58H19ZM29 57H30V59H31V55H30ZM45 57H44V58H45ZM51 57H52V55H51ZM86 57H88V56H86ZM89 57H90V55H89ZM94 57H95V56H94ZM147 57H148V56H147ZM154 57H155V56H154ZM202 57H203V56H202ZM208 57H206V58H208ZM210 57H211V56H210ZM214 57H215V56H214ZM222 57H223V56H222ZM224 57H225V56H224ZM232 57H231V58H232ZM4 58H5V57H4ZM4 58H3L2 60L5 61V59L7 60V58H9V56H8L7 58H5V59H4ZM23 58H24V57H23ZM26 58H27V57H26ZM26 58H25V60H26ZM38 58H39V57H38ZM46 58L48 59L49 57H46ZM46 58H45V59H46ZM70 58H71V57H70ZM76 58H77V57H76ZM115 58H116V57H115ZM144 58H145V57H144ZM157 58H159V57H157ZM170 58H171V57H170ZM193 58H195V57H194V56L192 57V59H191L192 61H193ZM196 58H197V56H196ZM211 58H212V57H211ZM220 58H221V57H220ZM12 59H14V58H12ZM21 59H22V58H21ZM40 59H41V58H40ZM40 59H39V60H40ZM45 59H44V60H45ZM50 59H51V58H50ZM61 59H62V57H61ZM66 59H67V58H66ZM68 59H69V58H68ZM77 59H78V58H77ZM87 59H88V58H87ZM97 59H98V55H97ZM99 59H100V58H99ZM101 59H102V58H101ZM122 59H123V57H122ZM146 59H147V58H146ZM148 59H149V58H148ZM150 59H152L151 61L156 62V65H157V63H159V62H158L159 60H157V59H155L156 61L153 60V58H151V57H150ZM187 59H188V57H187ZM202 59H203V58H202ZM213 59H214V58H213ZM217 59L219 60V58H217ZM10 60H11V58H10ZM10 60H9V62H12V65H14V64L16 63V62L14 63L13 60H12V61H10ZM17 60L19 61V59H17ZM35 60H36V59H35ZM37 60H38V59H37ZM41 60H42V59H41ZM56 60H58V59H56ZM72 60H73V59H72ZM94 60L97 61V60H96V57H95ZM94 60H93V62H94ZM105 60H106V58H105ZM115 60H116V59H115ZM189 60H190V59H189ZM189 60H188V61H189ZM191 60L189 61V64H190ZM195 60H196V59H195ZM203 60L205 61V59H203ZM209 60H210V59H209ZM223 60H224V59H223ZM14 61H15V60H14ZM18 61H17V62H18ZM21 61H22V60H21ZM28 61H29V60H28ZM45 61H46V60H45ZM54 61H55V59H54ZM58 61H60V59H59ZM63 61H65V60H63ZM69 61H70V59H69ZM69 61H68V63H69ZM90 61H91V60H90ZM121 61H122V60H121ZM121 61H120V62H121ZM200 61H201V60H200ZM221 61H222V59H221ZM226 61H227V60H226ZM7 62H8V61H7ZM9 62H8V63H9ZM22 62H23V61H22ZM40 62H42V61H40ZM40 62H39V61L37 62V63H39L38 65H41ZM46 62H47V61H46ZM65 62H66V61H65ZM76 62H77V61H76ZM78 62H79V61H78ZM87 62H88V60H87ZM93 62H90V63H93ZM103 62H104V61H102V65L105 64V63L103 64ZM114 62H116V61H114ZM122 62H123V61H122ZM195 62H196V61H195ZM202 62H203V61H202ZM205 62H206V61H205ZM205 62H204V63H205ZM209 62H210V61H209ZM213 62H214V61H213ZM228 62H229V60H228ZM228 62H227V63H228ZM3 63H5V62H3ZM13 63H14V64H13ZM18 63H21V62H18ZM29 63H30V62H28V64H29ZM43 63H44V62H43ZM49 63H50V62H49ZM51 63H52V62H51ZM73 63H74L73 65H75V62H73ZM82 63H83L84 65L86 64V63H84V61H83ZM96 63H97V64H95V65H98V63H100V62L98 61V62H96ZM152 63H153V62H152ZM207 63H208V62H207ZM224 63H225V61H224ZM227 63H226V64H227ZM54 64H55V63H54ZM64 64H65V63H64ZM64 64H63V65H64ZM117 64H118V63H117ZM153 64H154V63H153ZM191 64H192V62H191ZM195 64H196V63H195ZM201 64H202V63H201ZM205 64H206V63H205ZM205 64H203V65H205ZM209 64H207V65H209ZM19 65H20V64H19ZM22 65H25V64H22ZM43 65H44V64H43ZM60 65H61V61H60ZM63 65H62V66H63ZM92 65H93V64H92ZM95 65H94V67H96ZM106 65H108V64L106 63ZM119 65L121 66L122 64L119 63ZM158 65H159V64H158ZM192 65H193V64H192ZM0 66H1V65H0ZM20 66H21V65H20ZM20 66H19V67H20ZM47 66H48V65H47ZM70 66H71V67H70ZM70 66H69L70 68L73 67L72 65H70ZM80 66H81V65H80ZM82 66H83V65H82ZM117 66H118V65H117ZM120 66H119V69H120ZM123 66H124V65H123ZM149 66H150V65H149ZM205 66H206V65H205ZM40 67H41V66H40ZM54 67H55V65H54ZM90 67H91V66H90ZM99 67H100V65H99ZM103 67H105V66H103ZM115 67H116V66H115ZM125 67H124V68H125ZM151 67L153 68V66H151ZM155 67H156V66H155ZM203 67H204V66H203ZM222 67H223V68H222ZM262 67L264 68V65H263ZM16 68H17V67H16ZM49 68H50V67H49ZM51 68H52V67H51ZM51 68H50V69H51ZM63 68H64V66H63ZM63 68H62V69H63ZM67 68H68V65H67L66 69H67ZM85 68H86V67H85ZM111 68H112V67H111ZM113 68H114V67H113ZM124 68H123V70H124ZM152 68H151V69H152ZM200 68H201V66H200ZM211 68H212V69H211ZM0 69H1V67H0ZM4 69H5V68H4ZM14 69H15V68H14ZM47 69H48V68H47ZM50 69H49V70H50ZM56 69H57V68H56ZM59 69H61V66L59 67ZM68 69H69V68H68ZM78 69H79V68H78ZM80 69H81V68H80ZM82 69H83V68H82ZM86 69H88V67H87ZM101 69H102V68H101ZM119 69H118V70H119ZM153 69H158V68H153ZM166 69H167V70H166ZM203 69H204V68H203ZM1 70H3V69H1ZM5 70H6V69H5ZM9 70H10V69H9ZM17 70H18V69H17ZM44 70H45V69H44ZM52 70H53V68H52ZM64 70H65V69H63V71H64ZM92 70H93V69H92ZM92 70H91V71H92ZM96 70H97V69H96ZM106 70H107V71L109 70V69H108V66H107V69H106ZM111 70H112V69H111ZM113 70H114V69H113ZM115 70H116V69H115ZM115 70H114V72H115ZM134 70H135V71H134ZM224 70H225V69H224ZM228 70H229V69H228ZM239 70H240V71H239ZM251 70H250V71H251ZM259 70H260V69H259ZM46 71H48V70H46ZM57 71L59 72V70H57ZM68 71H69V70H68ZM77 71H78V70H77ZM89 71H90V70H89ZM89 71H88L87 74H89ZM101 71H102V70H101ZM139 71H140V72H139ZM157 71H158V70H157ZM157 71H156V72H157ZM203 71H205V70H203ZM203 71H201V72H203ZM247 71L245 70V72H247ZM11 72H12V69H11ZM48 72H49V71H48ZM48 72H46V73H48ZM58 72H57V73H58ZM72 72H74V71L72 70ZM78 72H79V71H78ZM86 72H87V71H86ZM86 72H85V73H86ZM92 72H93V71H92ZM92 72H90V73H92ZM94 72H97V71H94ZM103 72H105V71H103ZM152 72H153V70H152ZM2 73H3V72H2ZM35 73H36V72H35ZM39 73H41V71H40ZM44 73H45V72H44ZM50 73H51V72H50ZM53 73H54V72H53ZM53 73H52V74H53ZM63 73H64V72H63ZM63 73H61V75H62ZM79 73H80V72H79ZM101 73H102V72H101ZM101 73H100V74H101ZM107 73H108V72H107ZM112 73H113V72H112ZM126 73H127V72H126ZM198 73H199V72H198ZM223 73H224V74H223ZM252 73L254 74V73H256V72H252ZM10 74H12V73H10ZM27 74H28V73H27ZM32 74H34V73L32 72ZM42 74H43V73H42ZM74 74H75V72H74ZM76 74H77V73H76ZM76 74H75V75H76ZM80 74H81V73H80ZM94 74H95V77H97V76H96L97 73H94ZM98 74H99V73H98ZM110 74H111V73H110ZM116 74H117V73H116ZM116 74H115V75H116ZM118 74H119V73H118ZM118 74H117V76H118ZM121 74H122V73H121ZM121 74H120V75H121ZM131 74H132V75H131ZM156 74H158V73H156ZM204 74H205V73H204ZM245 74H246V73H245ZM247 74H248V73H247ZM250 74H251V73H250ZM256 74H258V72H257ZM28 75H29V74H28ZM30 75H31V74H30ZM48 75H49V74H48ZM53 75H54V74H53ZM55 75H56V74H55ZM63 75H64V74H63ZM67 75H69V74H67ZM82 75L84 76V75H86V74L83 73ZM120 75H119V76H120ZM124 75H125V74H124ZM126 75H127V74H126ZM145 75L147 76V78H146ZM200 75H201V74H200ZM206 75H207V73H206ZM234 75H235V74H234ZM234 75H233V76H234ZM236 75H237V74H236ZM236 75H235V77H236ZM10 76H11V75H10ZM24 76H25V75H24ZM39 76H40V75H39ZM39 76L37 75L36 77L39 78ZM43 76H44V75H43ZM46 76H47V75H46ZM57 76H59V74H57ZM57 76H55V77H57ZM71 76H72V75H71ZM73 76H74V75H73ZM76 76H77L78 78L80 77V76H78V74H77ZM76 76H74V78H75ZM89 76H90V75H89ZM89 76H88V77H89ZM91 76H92V75H91ZM100 76H101V75H100ZM110 76H112V77H114V78L116 77V76H113L112 74H111ZM122 76H123V75H122ZM149 76H150V74H149ZM208 76H207V77H208ZM240 76H241V73H240L239 76H237V78L240 77ZM245 76H249V75H245ZM254 76H255V75H254ZM254 76H253V77H254ZM256 76H257V75H256ZM0 77H2V76L0 75ZM20 77H23V76L21 75ZM20 77H19V78H20ZM25 77H26V76H25ZM28 77H31V78L33 79V76H28ZM49 77H50V76H49ZM51 77H52V76H51ZM59 77H60V76H59ZM66 77H67V76H66ZM92 77H94V76H92ZM169 77H170V78H169ZM200 77H201V76H200ZM214 77H216V79L218 78V80H217V81L219 82V83L217 82L218 85H219V86H223V87H220V88H219L220 90L217 89V92L220 91V92H218V93H220V94L222 95L221 99H222L223 101H220V102L216 103L215 107H213V106H211V105H208V106H210V107H208V109H206V108H201L200 110H196V109H194V108L197 107L196 103H198L197 100H195V99H198L199 96H200V99H201V97H202L201 95H204V97H205V95H207V94L209 95V93H210L209 91L212 90V89H211L212 87H210V85L212 84L211 81L213 80ZM235 77H234V78H235ZM242 77H243V73H242ZM242 77H240L239 79L241 80ZM249 77H252V75L249 76ZM257 77H258V76H257ZM16 78H17V77H16ZM26 78H27V77H26ZM38 78H37V79H38ZM46 78L48 79V77H46ZM81 78H82V76H81ZM86 78H87V77H86ZM102 78H103V77H102ZM102 78H101V81H102ZM114 78H112V79H114ZM134 78H135V77H134ZM150 78H152V77H150ZM150 78H149V79H150ZM159 78H158V79H159ZM179 78H178V79H179ZM237 78L234 80V82L237 81V82L239 83V79H237ZM259 78H260V77H259ZM261 78H262V76H261ZM17 79H18V78H17ZM34 79H35V78H34ZM47 79H46V80H47ZM51 79H52V78H51ZM53 79H55V78H53ZM63 79H64V78H63ZM65 79H66V78H65ZM71 79H73V78L71 77ZM91 79H92V78H90V82H91ZM94 79H95V78H94ZM115 79H116V78H115ZM124 79H125V77H124ZM127 79H126V81H127ZM169 79H170L171 82L169 81ZM243 79H244V78H243ZM262 79H263V78H262ZM7 80H8V79H7ZM9 80H10V79H9ZM19 80H20V79H19ZM49 80H50V79H49ZM49 80H48V81H49ZM59 80H60V79H59ZM74 80H76V79H74ZM74 80H73V81H74ZM109 80H110V79H109ZM119 80H120V79H119ZM150 80H151V79H150ZM231 80H232V77H231ZM231 80H230V81H231ZM245 80H247V78H245ZM1 81L3 82L4 80L1 79ZM25 81H27V80H25ZM28 81H29V78H28ZM33 81H34V80H33ZM36 81H38V80H36ZM50 81H51V80H50ZM54 81H55V80H54ZM61 81H63V80H61ZM64 81H65V80H64ZM70 81H72V80H70ZM70 81H69V82H70ZM81 81H82V80H81ZM81 81H80V83L83 82V81H82V82H81ZM86 81H88V80H86ZM86 81H85V82H86ZM97 81H98V80H97ZM97 81H96V82H97ZM101 81H100V83H103V81H102V82H101ZM114 81H115V80H113L112 82H114ZM117 81H118V80H117ZM117 81H116V82H117ZM133 81H134V80H133ZM157 81H158V82H157ZM173 81L175 82V80H173ZM202 81H203V82H202ZM242 81H243V80H242ZM242 81H240V84H241ZM250 81H252V84H253L254 82H256L255 80H254V81H253V80H249V82H250ZM2 82H1V83H2ZM6 82H7V81H6ZM8 82H9V81H8ZM52 82H53V81H52ZM55 82H56V81H55ZM57 82H58V81H57ZM77 82H78V80H77ZM90 82H89V83H90ZM92 82H93V79H92ZM92 82L90 83L91 85H92ZM96 82H95V83H96ZM106 82H107V81H106ZM109 82H110V81H109ZM112 82H111V83H112ZM116 82H115V84H116ZM120 82H121V81H120ZM122 82H123V81H122ZM122 82H121V83H122ZM128 82H129V81H127V83H128ZM131 82H132V80H131ZM131 82H129L127 85L129 86V84H130ZM166 82H167V83H166ZM209 82H210V83H209ZM228 82H229V81H228ZM231 82H233V80H232ZM237 82H236V84H235L236 86H237V84H238ZM244 82H245V81H244ZM249 82H248V83H249ZM259 82H261V81H259ZM262 82H264V81H262ZM15 83L18 84L17 82H15ZM27 83H28V82H27ZM30 83H31V81H30ZM30 83H29V84H30ZM50 83H51V82H50ZM50 83H48V84H50ZM59 83H60V81H59ZM70 83H73V82H70ZM86 83H87V82H86ZM95 83H94V84H95ZM104 83H105V82H104ZM121 83H120V84H121ZM165 83H166V84H165ZM168 83H169V84H168ZM176 83H177V82H176ZM208 83H209V84H208ZM248 83H244V84H248ZM6 84H8V83H6ZM6 84H5V85H6ZM21 84H22V83H21ZM78 84H79V83H78ZM83 84H85V83H83ZM94 84H93V87H94ZM96 84H97V83H96ZM117 84H118V82H117ZM124 84H125V83H124ZM132 84H133V83H132ZM173 84H174V83H173ZM221 84H223V85H221ZM229 84H230V85L233 84L232 87L235 86L234 83H229ZM25 85H26V84H25ZM52 85H53V84H52ZM54 85H55V84H54ZM57 85H58V84H57ZM57 85L55 86V88H57ZM59 85H60V84H59ZM64 85H65V84H64ZM69 85H70V84H69ZM87 85H89V84H86V85H83V86H86V88H87ZM97 85H99V84H97ZM104 85H105V84H104ZM109 85H110V84H108L107 86L110 87ZM111 85H114V84H111ZM118 85H119V84H118ZM213 85H214V83H213ZM213 85H212V86H213ZM216 85H217V84H216ZM227 85H228V84H227ZM248 85H249V84H248ZM250 85H251V84H250ZM15 86H16V85H14V88H15ZM18 86H19V85H18ZM21 86H22V85H21ZM28 86H29V85H28ZM32 86H33V85H32ZM32 86L30 85V88H31ZM49 86H50V85H49ZM66 86H67V85H66ZM70 86H71V85H70ZM81 86H82V84H81ZM101 86H102V85L100 84V87H101ZM120 86H121V85H120ZM120 86H118V87H120ZM131 86H132V85H131ZM219 86H217V87H219ZM238 86H239V85H238ZM16 87H17V86H16ZM19 87H20V86H19ZM19 87H17V88H19ZM34 87H35V86H34ZM52 87H54V86H52ZM52 87L50 86L51 89H52ZM77 87H80V85L77 86ZM93 87H92V88H93ZM104 87H105V86H104ZM111 87H112V86H111ZM134 87H135V86H133L132 89H133ZM163 87H161V88L164 89ZM168 87H169V86H168ZM168 87H167V88H168ZM171 87H172V86H170L168 89H170ZM177 87H178V85H177ZM213 87H215V85H214ZM217 87H215V88H217ZM232 87H231V88H232ZM240 87H241V86H240ZM252 87H253V89H254V85H253ZM255 87H256V86H255ZM0 88H1V87H0ZM14 88H13V89H14ZM23 88H24V87H23ZM30 88H29V89H30ZM32 88H33V87H32ZM32 88H31V89H32ZM66 88L69 89L68 86H67ZM74 88H76V87L74 86ZM89 88H90V87H89ZM106 88H107V87H106ZM106 88H104V89L106 90ZM122 88H124V87H122ZM128 88L131 89V87H128ZM128 88H127V89H128ZM167 88H166V90H167ZM231 88H230V89H231ZM25 89H26V87H25ZM29 89H27V90H29ZM33 89H34V88H33ZM35 89H36V88H35ZM37 89H38V92H39V88H37ZM37 89H36V90H37ZM59 89H60V88H59ZM70 89L72 90V88H70ZM81 89H82V88H81ZM84 89H85V88H84ZM96 89H99V88H96V87H95V89H94V94H93L94 97H95V94H96V95L98 94V93H95V92H96V91H95ZM108 89H109V91H110V89H112V88H108ZM115 89H116V88H115ZM162 89H161V90H162ZM172 89H173V88H171L170 90H172ZM232 89H233L234 94H235L236 89H234V87H233ZM232 89H231V90H232ZM247 89H248V88H247ZM251 89H252V88H251ZM21 90H22V87H21ZM52 90H54V89H52ZM64 90H65V86H64ZM64 90H63V91H64ZM75 90H76V89H75ZM85 90H86V89H85ZM85 90H84V91H85ZM87 90H88V89H87ZM87 90H86V91H87ZM101 90H102V89H101ZM105 90H104V91H105ZM119 90H121V89L119 88ZM125 90H126V89H125ZM174 90H175V89H174ZM228 90H229V89H228ZM260 90H261V89H260ZM0 91H1V90H0ZM12 91H13V90H12ZM16 91H17V89H16ZM18 91H19V90H18ZM22 91H23V90H22ZM30 91H31V90H30ZM33 91L35 92V90H33ZM41 91H42V90H41ZM55 91H56V90H55ZM73 91H74V90H73ZM78 91H79V89H78ZM81 91H83V90H81ZM84 91H83V92H84ZM86 91H85V92H86ZM89 91H91V90L89 89ZM102 91H103V90H102ZM102 91H100L99 93H101ZM104 91H103L102 93H104ZM112 91H113V92H112ZM112 91H111V92L114 93V89H112ZM131 91H132V90H131ZM212 91H213V90H212ZM215 91H216V89H214V92H215ZM248 91H250V90L248 89ZM34 92H33V93H34ZM43 92H45V91L43 90ZM49 92H50V91H49ZM49 92H48V93H49ZM67 92H68V91H67ZM83 92H81V93H83ZM91 92H92V91H91ZM107 92H108V91H107ZM120 92H121V91H120ZM120 92H118V94H120ZM160 92H161V91H160ZM175 92H176V91H175ZM175 92H174V93H175ZM246 92H247V91H246ZM250 92H251V91H250ZM11 93H12V92H11ZM19 93H20V92H19ZM21 93H22V92H21ZM21 93H20V94H21ZM27 93H28V92H27ZM29 93H30V92H29ZM29 93H28V94H29ZM35 93H36V92H35ZM40 93H41V92H40ZM51 93H53V92H51ZM63 93H65V91H64ZM68 93H70V92H68ZM76 93H77V91H76ZM89 93H90V92H89ZM116 93H117V92H116ZM122 93H123V91H122ZM161 93H162V92H161ZM164 93H165V94H164ZM164 93H163L164 96H165V95L167 96V94H166L165 91H164ZM167 93H169V92H167ZM170 93H171V92H170ZM170 93H169V96H170ZM212 93H213V92H212ZM262 93H264V92H262ZM262 93H258V94H260V95H259V96L256 95V98H257V96H258V99H259V97L261 96ZM16 94H17V93H16ZM20 94H18V95L20 96ZM43 94H44V93H43ZM59 94H60V93H59ZM59 94H58V95H59ZM61 94H62V93H61ZM61 94H60V95H61ZM66 94H67V93H66ZM66 94H64V96H65ZM83 94H84V93H83ZM85 94H86V93H85ZM163 94H162V95H163ZM213 94H214V93H213ZM213 94H212V95H213ZM231 94H232V93H231ZM237 94H238V91H237ZM244 94H245V93H244ZM13 95H15L14 92H13ZM32 95H33V94H32ZM34 95H35V94H34ZM77 95H78V93H77ZM86 95H87V94H86ZM88 95H89V94H88ZM88 95H87V96H88ZM93 95H92V93H91V95H90L91 98H93V97H92ZM103 95H104V94H103ZM103 95H102V96H103ZM108 95H109V92H108ZM108 95H107V97H108ZM125 95H126V93H125ZM128 95H130V90L127 92V96H128ZM133 95H134V94H133ZM133 95H130V96H133ZM158 95H159V96H158ZM239 95H240V94H239ZM247 95H248V94H247ZM0 96H1V95H0ZM15 96H17V95H15ZM19 96H18V97H19ZM30 96H31V95H30ZM37 96H38V95H37ZM37 96H36V98H37ZM45 96H47V95H44V97H45ZM56 96H57V95H56ZM66 96H67V95H66ZM66 96H65V97H66ZM78 96H80V94H79ZM98 96H100V95H98ZM112 96H113V95H112ZM116 96H118V95H116ZM130 96H128V97H130ZM172 96H173V98H174V95H172ZM172 96H171V98H172ZM177 96H178V95H177ZM209 96L211 97V94H210ZM209 96H208V97H209ZM241 96H242V94H241ZM241 96H239V97H241ZM28 97H29V96H28ZM40 97H41V96H40ZM44 97H43V98H44ZM50 97H51V96H50ZM57 97H58V96H57ZM65 97H64V98H65ZM104 97H105V96H104ZM123 97H125V96H123ZM128 97H127V99H128ZM204 97H202V98L205 99ZM217 97H218V96H217ZM242 97H243V96H242ZM242 97H241V98H242ZM253 97H254V96H253ZM253 97H250V98H253ZM9 98H10V96H9ZM24 98L26 99V96H25ZM34 98H35V97H34ZM36 98H35V99H36ZM46 98H47V97H46ZM79 98H80V97H79ZM85 98H86V97H85ZM89 98H90V97H89ZM98 98H101V97H98ZM102 98H103V97H102ZM125 98H126V97H125ZM125 98H124V99H125ZM166 98H167V99H166ZM166 98H165V99L168 101V98H170V97H166ZM219 98H220V97H219ZM243 98H244V97H243ZM245 98H246V97H245ZM245 98H244V99H245ZM247 98H249V97H247ZM247 98H246V99H247ZM261 98H262V96H261ZM13 99L15 100L14 97H13ZM28 99H29V98H28ZM28 99H27V100H28ZM30 99H33L32 96L30 97ZM41 99H42V98H41ZM49 99H50V98H49ZM52 99H53V98H52ZM52 99H50L49 101H51ZM56 99H60V98H56ZM82 99H83V98H82ZM82 99H81V101H82ZM94 99H95V100H94V102H92V105H93V103H95V101L98 100V99H96V98H94ZM104 99H105V98H104ZM104 99H103V100H104ZM110 99H111V97H110ZM207 99H208V98H206V101H207ZM216 99H218V98H216ZM246 99H245V100H246ZM253 99H255V98H253ZM10 100H11V99H10ZM10 100H9V102H10ZM17 100H18V99H17ZM46 100H47V99H46ZM60 100H62V99H60ZM63 100H64V99H63ZM77 100H78V99H77ZM79 100H80V99H79ZM79 100H78V101H79ZM86 100H87V99H86ZM99 100H100V102L103 101V100H101V99H99ZM108 100H109V99H108ZM114 100H115V99H114ZM125 100H126V99H125ZM125 100H123V101L125 102ZM130 100H131V99H130ZM130 100H128V101L131 102ZM161 100H162V99H161ZM171 100L173 101V99H171ZM193 100L196 101V102H195V105L192 103ZM201 100H202V99H201ZM219 100H220V99H219ZM237 100L239 101V99H236V101H237ZM245 100H244V101H245ZM25 101H26V100H25ZM25 101H24V102H25ZM29 101H31V100H29ZM37 101H38V100H36V101H34V102H37ZM40 101H41V100H40ZM40 101H39V102H40ZM42 101H45V98H44V100H42ZM52 101H53V100H52ZM56 101H57V100H56ZM58 101H59V100H58ZM92 101H93V99H92ZM105 101H106V100H105ZM105 101H104V103L106 104ZM148 101H149V102H148ZM150 101H151V102H150ZM169 101H170V100H169ZM169 101H168V102H169ZM172 101H171V102H172ZM204 101H205V100H204ZM206 101H205V102H206ZM212 101H213V100H211V101L209 100V101L206 102V103L211 102V104H212V103H213ZM216 101H218V100H215L214 103H215ZM236 101H235V103H236ZM246 101H247V100H246ZM252 101H253V100H252ZM255 101H256V100H255ZM5 102H6V101H5ZM7 102H8V101H7ZM7 102H6V103H7ZM12 102H13V101H12ZM14 102H15V101H14ZM17 102H18V101H17ZM26 102H27V101H26ZM32 102H33V101H32ZM32 102H27V103H30V104H28V105H31ZM34 102H33V103H34ZM53 102H54V101H53ZM53 102H51V103H53ZM66 102H68V101H65V103H66ZM86 102H87V101H86ZM90 102H91V101L89 100V104H90ZM97 102H98V101H97ZM111 102H113V101H111ZM114 102H115V101H114ZM119 102H120V101H119ZM126 102H127V100H126ZM126 102H125V103H126ZM168 102H166V103H168ZM177 102H176V103H177ZM201 102H202V101H201ZM224 102H225V103H224ZM247 102H248V101H247ZM249 102H250V101H249ZM249 102H248V103H249ZM253 102H254V101H253ZM6 103H4V104H6ZM40 103H41V102H40ZM48 103H49V102H48ZM78 103L81 104L80 102H78ZM78 103H77V104H78ZM82 103H83V102H82ZM116 103H117V102H116ZM131 103H132V102H131ZM169 103H170V102H169ZM172 103H173V102H172ZM199 103H200V102H199ZM199 103H198V104H199ZM223 103H224V104H223ZM242 103H243V101H242ZM244 103H245V102H244ZM244 103H243V104H244ZM254 103H255V102H254ZM257 103H258V102H257ZM260 103H261V102H260ZM263 103H264V102H263ZM4 104H3V107H6V106H4ZM8 104H9V103H8ZM11 104H12V103H11ZM16 104H17V103H15V105H16ZM23 104H24V103H23ZM37 104H38V103H37ZM53 104H54V103H53ZM62 104H63V103H62ZM79 104H78V105H79ZM85 104H86V103H85ZM102 104H103V102H102ZM110 104H111V103H109V105H110ZM112 104H113V103H112ZM123 104H124V103H123ZM164 104H165V103H164ZM178 104H176L177 107H179ZM209 104H210V103H209ZM236 104H237V103H236ZM238 104H240V103H238ZM243 104H242V106H243ZM255 104H256V103H255ZM255 104H252L253 107L251 106L253 109H254V107L257 105V104L255 105ZM261 104H262V103H261ZM1 105H2V104L0 103V106H1ZM9 105H10V104H9ZM25 105H27V104H25ZM25 105H24V108L28 106V105H27V106H25ZM42 105H45V104H42ZM46 105H47V103H46ZM46 105H45V107L48 106V105H47V106H46ZM50 105H52V104H49V108H50ZM64 105H65V104H64ZM64 105H63V106H64ZM82 105H83V104H82ZM90 105H91V104H90ZM90 105H89V106H90ZM96 105H97V104H96ZM109 105H108V106H109ZM114 105H117V104H114ZM118 105H119V104H118ZM120 105H121V104H120ZM168 105H169V104H167V106H168ZM200 105H202V107L204 106L203 103H201ZM206 105H207V104H206ZM246 105H247V104H246ZM249 105H250V104H248V106H249ZM254 105H255V106H254ZM262 105H263V104H262ZM12 106L14 107L13 104L11 105V107H12ZM53 106H55V105H53ZM58 106H59V105H57V107H58ZM67 106H68V105H67ZM80 106H81V105H80ZM80 106H79V108H80ZM85 106H86V105H85ZM102 106H103V105H102ZM108 106H107V107H108ZM125 106H126V105H125ZM125 106H124V107H125ZM162 106H163V105H162ZM164 106H166V105H164ZM170 106H171V104H170ZM172 106H174V105H172ZM172 106H171V107H172ZM198 106H199V105H198ZM229 106H230V105H229ZM235 106H236V105H235ZM242 106L240 107V110H243ZM244 106H245V105H244ZM248 106H247V108L244 107L245 110H246V109L248 110ZM258 106H259V104H258ZM258 106H257V107H258ZM260 106H261V105H260ZM263 106H264V105H263ZM263 106H262V107H263ZM13 107H12V108H13ZM28 107H30V106H28ZM32 107H33V106H31V108H32ZM36 107H37V106H36ZM55 107H56V106H55ZM55 107H53V108H55ZM76 107H77V106H76ZM87 107H88V106H87ZM93 107H94V106H93ZM96 107H98V105H97ZM107 107H105V108H107ZM117 107H118V106H117ZM129 107H131V106L129 105ZM129 107H127V108H128V112H127V114L129 113ZM171 107H170V108H171ZM174 107H175V106H174ZM174 107H173V108H174ZM199 107H200V106H199ZM225 107H227V106H225ZM249 107H250V106H249ZM251 107H250V108H251ZM257 107H256V108H257ZM9 108H10V106H9ZM21 108H22V105H21ZM21 108H19V109H20V112H21ZM24 108H22V109H24ZM38 108H39V104H38ZM40 108H42V107H40ZM40 108L37 109V110H40ZM43 108H44V107H43ZM59 108H60V107H59ZM65 108H66V107H65ZM72 108H73V107H72ZM98 108H99V107H98ZM98 108H97V109H98ZM103 108H104V107H103ZM105 108H104V109H105ZM113 108H114V106H113ZM119 108H120V106H119ZM167 108H168V107H167ZM173 108H171V109H173ZM181 108H182V107H181ZM181 108H180V109H181ZM230 108H231V107H230ZM232 108H233V107H232ZM256 108H255V110H256ZM260 108H261V107H260ZM3 109H4V108H3ZM7 109H8V107H7ZM7 109H6V110H7ZM13 109H14V108H13ZM26 109H27V108H26ZM29 109H30V108H29ZM34 109H35V108H34ZM34 109H33V110H34ZM46 109H47V108H46ZM46 109H45V110H46ZM50 109H52V108H50ZM50 109H49V110H50ZM57 109H58V108H57ZM77 109H78V107H77ZM80 109H81V108H80ZM87 109H88V108H87ZM89 109H90V108H89ZM89 109H88L87 111L89 112L90 115H92V113L94 112V111L92 112V110H93L92 107H91L92 110L90 109L91 111H90ZM109 109H110V108H109ZM131 109H132V108H131ZM134 109H132V112H133ZM162 109H163V107H162ZM174 109H175V108H174ZM174 109H173V110H174ZM205 109H206V110H205ZM227 109L229 110V108H227ZM227 109H226V110H227ZM234 109H235V108H234ZM234 109H233V110H234ZM45 110H43V111H45ZM47 110H48V109H47ZM55 110H56V109H55ZM58 110H59V109H58ZM60 110H61V109H60ZM62 110H63V107H62ZM70 110H71V108H70ZM100 110H101V109H99V111H100ZM105 110H108V108L105 109ZM123 110H124V109H123ZM126 110H127V109H126ZM144 110H146V109H144ZM147 110H146V111H147ZM165 110H167V109L165 108ZM168 110H169V109H168ZM173 110H172V111L170 110V111L173 112ZM184 110H185V108H184ZM184 110H183V111H184ZM237 110H238V108L236 107V110H234V111H237ZM257 110H258V109H257ZM28 111H29V110H27V111L24 113V116L26 115V113H28ZM30 111H31V110H30ZM43 111L41 110L40 112H42V114H43ZM51 111H53V110L46 111V112H47V114H49V113L51 114ZM56 111H57V110H56ZM56 111H55V112H56ZM63 111H64V110H63ZM65 111H66V110H65ZM72 111H73V110H72ZM78 111H79V110H78ZM82 111H83V109H82ZM87 111H86V114H87ZM96 111H97V110H96ZM99 111H98V112H99ZM101 111H102V110H101ZM118 111H119V110H118ZM120 111H121V109H120ZM130 111H131V110H130ZM146 111H145V112H146ZM170 111H169V112H170ZM176 111L179 112V110H176ZM187 111H188V110H187ZM238 111H239V110H238ZM243 111H244V110H243ZM258 111H259V110H258ZM260 111H261V110H260ZM260 111H259L258 114H260ZM262 111H263V110H262ZM0 112H1V111H0ZM3 112H6L5 109H4ZM17 112H18V111H17ZM23 112H24V110L21 112L22 115H23ZM58 112H59V113H58ZM68 112H69V111H68ZM90 112H92V113H90ZM103 112H104V111H103ZM108 112H109V111H108ZM108 112H106L105 114L107 115ZM111 112H112V111H111ZM148 112H147L146 114H148ZM155 112H154V115H155V114L158 115V113H155ZM157 112H159V111H157ZM160 112H162V111H160ZM163 112H164V110H163ZM163 112H162V113H163ZM245 112H247V111H245ZM251 112H252V111H251ZM33 113H35V112H32V113L30 112V113H28V114H30V115H29L28 117H25V118H27V121H30V122H31V121H34V120H35V117H34V116H32V117H34V118H33L34 120H32V117H31V115H32ZM57 113L59 114L57 117H60V116H61V115H60V111H57ZM74 113H75V112H74ZM84 113H85V112H84ZM112 113H113V112H112ZM117 113H118V112H117ZM121 113H122V112H121ZM121 113H120V114H121ZM130 113H131V112H130ZM164 113H165V112H164ZM166 113H167V111H166ZM228 113H229V111H228ZM230 113H232L231 110H230ZM235 113H236V112H235ZM253 113H254V112H253ZM0 114H1V113H0ZM11 114L13 115V113H11ZM21 114L18 115L19 118L21 117ZM37 114H38V113H37ZM40 114H41V113H40ZM47 114H46V115H47ZM62 114H63V112H62ZM70 114H71V113H70ZM72 114H73V113H72ZM77 114H78V113H77ZM81 114L83 115V112H82ZM103 114H104V113H103ZM114 114H116L115 111H114ZM120 114H118V115H120ZM123 114H124V112H123ZM134 114H135V112H134ZM139 114H140V113H139ZM141 114H142V113H141ZM141 114H140V115H141ZM151 114H150V115H151ZM159 114H161V113H159ZM168 114H170V113H167L166 116H165L164 114H163L164 116H160V115H158L157 117H159V122H160V121H163L164 119L166 120V117L168 116ZM176 114H178V113L176 112ZM236 114H237V113H236ZM236 114H235V115H236ZM238 114H239V113H238ZM240 114H241V113H240ZM240 114H239V115H240ZM248 114H250V112H248ZM261 114H262V113H261ZM263 114H264V112H263ZM1 115H4V116H5L4 113L1 114ZM6 115H8V112L6 113ZM16 115H17V114H16ZM44 115H45V114H44ZM46 115H45V116H46ZM52 115H55V114H52ZM56 115H57V114H56ZM65 115H67V114H65ZM82 115H81V116H82ZM100 115H101V114H100ZM110 115H111V114H110ZM116 115H117V114H116ZM121 115H122V114H121ZM132 115H133V114H132ZM132 115H131V117H129L130 115H129V116L127 115V116L129 117V120H130V118H132V117L134 116V115H133V116H132ZM140 115H139V116H140ZM150 115H149V117H150ZM156 115H155V116H156ZM171 115H172V114H171ZM174 115H175V112H174ZM179 115H180V112H179ZM235 115H234V116H235ZM239 115H237V116H239ZM242 115H243V114H241L240 116H242ZM244 115H245V114H244ZM9 116H10V115H8V117H9ZM38 116H39V115H38ZM45 116H44V119L42 118L43 120H42V119H41V120L38 119V120H40L41 122H42V121H43V122H46V121H44V120H45ZM49 116H50V115H49ZM49 116L47 115V119H46V120H47L48 123H47V122H46V123L48 124L47 127L49 126V127H50V130L52 131V130L54 129V126H53L54 124L52 125V123H54V122H52L53 119L51 120L50 117L53 118L54 116H50V117H49ZM67 116H68V115H67ZM75 116H76V115H75ZM85 116H86V115H85ZM85 116H83V118H84ZM123 116H125V115H123ZM155 116H154V118H155ZM169 116H170V115H169ZM229 116H230V115H229ZM237 116H236V117H237ZM249 116H250V115H249ZM257 116H259V115H257ZM6 117H7V116H6ZM8 117H7V118H8ZM10 117H12V116H10ZM30 117H31V118H30ZM39 117H40V116H39ZM57 117H56V118H57ZM71 117H72V116H71ZM92 117H93V116H92ZM92 117H90V118L92 119ZM99 117H100V116H99ZM103 117H104V116H103ZM103 117H102V118H103ZM105 117H106V116H105ZM105 117H104V120H106L107 118H109V117H106V119H105ZM111 117H113V116H111ZM115 117H116V119H117V116H115ZM178 117H179V116H178ZM243 117H244V116H243ZM246 117H247V116H246ZM246 117H245V119H246ZM262 117H263V116H262ZM12 118H13V117H12ZM21 118H22V117H21ZM29 118H30L31 120H29ZM40 118H41V117H40ZM63 118H64V116H63ZM63 118H62V119H63ZM68 118H70V117H68ZM77 118H78V117H77ZM81 118H82V117H81ZM100 118H101V117H100ZM113 118H114V117H113ZM123 118H124V117H123ZM126 118H127V117H126ZM136 118H140V117L137 116ZM150 118H151V117H150ZM167 118H168V117H167ZM170 118H171V117H170ZM203 118H204V119H203ZM234 118H235V117H234ZM239 118H241V117H239ZM239 118H238V119H239ZM247 118H248V117H247ZM1 119H2V118H1ZM9 119H10V118H9ZM60 119H61V118H60ZM60 119H59V120H60ZM65 119H66V116H65ZM127 119H128V118H127ZM127 119L124 118V120L126 121V123L128 122ZM140 119H142V118H140ZM140 119H139V120H140ZM145 119H146V115H145ZM152 119H153V117H152ZM168 119H169V118H168ZM228 119H229V120H228ZM245 119H244V120H245ZM249 119H250V118H249ZM249 119H247L245 122H247ZM255 119H256V118H255ZM260 119H261V118H260ZM18 120H20V119H18ZM25 120H26V119H24L23 121H25ZM59 120H58V122H59ZM66 120H67V119H66ZM69 120H72V118L69 119ZM75 120H76V119H75V117H74V121H75ZM92 120H93V119H92ZM99 120H100V119H99ZM102 120H103V119H102ZM107 120H108V119H107ZM107 120H106V121H107ZM109 120H110V119H109ZM112 120H113V119H112ZM112 120H111V121H112ZM120 120H121V117H120ZM122 120H123V119H122ZM134 120H135V118H134ZM214 120H215V119H214ZM217 120H218V119H217ZM239 120H240V119H239ZM242 120H243V119H242ZM252 120H253V119H252ZM256 120H257V119H256ZM261 120H262V119H261ZM4 121H5V120H4ZM11 121H12V120H11ZM11 121H10V122H11ZM20 121H21V120H20ZM40 121H39V124H40ZM55 121H56V120H55ZM63 121H64V120H63ZM88 121H89V118H88ZM94 121H95V120H94ZM100 121H101V120H100ZM100 121L97 122V123L99 124ZM106 121H103V122H102V123H103V126H101V128L106 127V126L109 124V123L107 124V122H109V121H107V122H106ZM135 121H136V120H135ZM135 121H134V122H135ZM149 121H150V119H149ZM149 121L147 120L146 122H149ZM152 121H153V120H152ZM155 121H157V120H155ZM176 121H177V120H176ZM231 121H233V117H232ZM257 121H258V120H257ZM5 122H6V121H5ZM5 122L3 123V122L1 121V124H2V123L5 124ZM8 122H9V121H8ZM21 122H22V121H21ZM25 122H26V121H25ZM25 122H22V123L26 124L27 122H26V123H25ZM30 122H28V123L30 124ZM68 122H69V121H68ZM68 122H67V123H68ZM70 122H72V121H70ZM80 122H81V121H80ZM85 122H86V124H87V120H86ZM105 122H106V123H105ZM131 122H132L131 124H134L132 120H131ZM139 122H140V123H139ZM139 122H136V123L134 124V125H136V124L139 123V126H135L134 128L138 127V129H140V128L143 127V129H144V127H146V126L149 124V123H145V124H147V125L142 126L144 123L142 122V123H143V124H142V123H141V120H140ZM210 122H211V121H210ZM213 122H214V121H213ZM225 122H224L223 124H225V127H226V123H225ZM243 122H244V121H243ZM245 122H244V123H245ZM249 122H250V121H249ZM255 122H256V121H255ZM255 122H254V120H253L252 124L255 123ZM260 122H261V121H260ZM262 122H263V120H262ZM11 123H12V122H11ZM18 123H19V122H18ZM65 123H66V122H65ZM65 123H64V124H65ZM67 123H66V124H67ZM82 123H83V122H82ZM82 123H81V124H82ZM93 123H94V122H93ZM97 123H96V124H97ZM112 123H113V122H112ZM112 123L110 122V124H112ZM114 123H115V122H114ZM121 123H122V122H121ZM151 123H152V122H151ZM191 123H192V124H191ZM196 123H197V124L199 123L201 126H199V124L196 125ZM214 123H215V122H214ZM214 123H213V124H214ZM218 123H219V121H218ZM230 123H231V122H230ZM236 123H237V122H236ZM236 123H234L235 126H236ZM239 123H240V122H239ZM239 123H237V124H239ZM6 124H7V123H6ZM9 124H10V123H9ZM16 124H17V123H16ZM24 124H23V126H24ZM29 124H27V125L29 126ZM31 124H32V123H31ZM41 124H42V123H41ZM59 124H62V123H58V126H59ZM70 124H71V123H70ZM76 124H77V123H76ZM79 124H80V123H79ZM81 124H80V125H81ZM84 124H85V123H84ZM88 124H89V123H88ZM96 124H95V125H96ZM105 124H106V125H105ZM116 124H117V122H116ZM128 124H129V122H128ZM141 124H142V125H141ZM183 124H181V125H183ZM227 124H228V123H227ZM234 124H233V125H234ZM242 124H243V123H242ZM255 124H256V123H255ZM19 125H20V124H19ZM27 125H26V126H27ZM35 125H38V124L35 123ZM42 125H43V124H42ZM45 125H46V124H44V127H45ZM62 125H63V124H62ZM68 125H69V124H68ZM72 125H74V124H72ZM80 125H79V126H80ZM82 125H83V124H82ZM82 125H81V126H82ZM140 125H141L142 127H140ZM151 125H152V124H151ZM191 125H193V126L196 125V126H194V127H190ZM214 125H215V124H214ZM250 125H251V124H250ZM253 125H254V124H253ZM3 126H4V125H3ZM3 126H2V128H3ZM5 126H6V125H5ZM8 126H9V125H8ZM8 126H6V127H4V128H7ZM26 126H25V127H26ZM28 126H27V127H28ZM32 126H34V125H32ZM32 126H30V127H32ZM38 126H39V125H38ZM56 126H57V125H56ZM74 126H75V125H74ZM83 126H84V125H83ZM90 126H91V125H90ZM109 126H110V125H109ZM111 126H112V125H111ZM114 126H115V125H114ZM114 126H112V128H113ZM117 126H118V125H117ZM123 126H125V124H124ZM127 126H129V125H127ZM154 126H155V125H154ZM157 126H158V125H157ZM172 126L174 127V125H172ZM175 126H176V125H175ZM177 126H176V127H177ZM205 126H207V125H205ZM209 126H212V124L210 123ZM237 126H239V125H237ZM240 126H243V125H240ZM19 127H21V126H19ZM34 127H35V126H34ZM42 127H43V126H41V129L39 128L40 131L42 130ZM47 127H45V128H47ZM60 127H61V126H60ZM63 127H64V126H63ZM65 127H66V126H65ZM75 127H78V126H75ZM92 127H94V126H92ZM92 127H91V128H92ZM95 127H96V126H95ZM115 127H116V126H115ZM120 127H121V126H120ZM130 127H131V126H130ZM132 127H133V126H132ZM173 127H172V128H173ZM183 127H184V125H183ZM214 127H215V126H214ZM221 127H222V126H221ZM225 127H224V128H225ZM227 127H228V126H227ZM250 127H251V126H249V128H250ZM258 127H259V126H258ZM258 127H257V128H258ZM9 128H10V127H9ZM9 128H8V130H9ZM36 128H37V127H36ZM36 128L34 129V131H33L32 128H31V129H32L33 132H35V131H37ZM68 128H69V129H68ZM68 128H66V129H68L67 131L65 130L66 133L70 130V127H68ZM72 128H73V126H72ZM82 128H83V127H82ZM87 128H88V127H87ZM101 128H100V129H101ZM117 128H119V127H117ZM122 128H123V127H122ZM148 128H149V126H148ZM167 128H168V127H167ZM167 128H166V126H164V127H163V130L161 129V130H162L161 133H163L164 131L166 132ZM172 128H171V129H172ZM211 128H213V127H211ZM244 128H245V127H244ZM246 128H247L248 131H249L248 126H247ZM246 128H245V129H246ZM252 128H253V127H252ZM252 128H251V129H252ZM255 128H256V127H255ZM10 129H11V128H10ZM18 129H19V128L15 129V130H18ZM24 129H25V128H24ZM24 129H22V130L24 131ZM55 129H56V128H55ZM61 129H64V128H61ZM61 129H59V130H61ZM75 129H76V128H75ZM79 129H80V127H79ZM79 129H78V131H79ZM114 129L116 130V128H114ZM129 129H130V128H129ZM129 129H127V130H129ZM138 129H137V130H138ZM143 129H142V130H143ZM173 129H174V128H173ZM175 129H176V128H175ZM192 129H194L193 132L199 134V135H198V136H199V139H197V140H199V143H200V142L202 143V144H200V145H201V149H199V150H200L199 153H198L197 150H195V151H197V154H196V155H191V152H190L191 150H190V148H189V147H190V146H189V145H190V142L193 141V140H192V134H193V132L191 131ZM230 129H231V128H230ZM235 129H236V128H234L233 130H235ZM237 129H238V128H237ZM241 129H243V128H241ZM2 130H3V129H2ZM22 130L19 129V131H22ZM27 130H29V127L27 128ZM43 130H44V128H43ZM47 130H48V128H47ZM56 130H57V129H56ZM73 130H74V128H73ZM81 130H82V129H81ZM94 130H95V129H94ZM102 130H104V129H102ZM112 130H113V129H112ZM121 130H122V129H121ZM132 130H133V129H132ZM134 130H135V129H134ZM134 130L131 131V132H134ZM137 130H135V131H137ZM215 130H216V129H215ZM220 130H221V128H220ZM223 130H225V129H223ZM223 130H222V131H223ZM226 130H227V129H226ZM239 130H240V129H239ZM239 130H237V131H239ZM243 130H244V129H243ZM262 130H263V129H262ZM32 131H31L30 133H32ZM45 131H46V130H45ZM54 131H55V130H53V133H55ZM61 131H62V130H61ZM71 131H72V130H71ZM75 131H76V130H75ZM75 131H73V132H75ZM84 131H85V130H84ZM84 131H83V132H84ZM99 131H101V130H99ZM122 131H123V130H122ZM122 131H119V132H122ZM124 131H125V130H124ZM124 131L121 133L122 135H118V136L115 135V134H116V133H115L114 135L117 136V137H115V136H113V135L111 136V137H115V139L117 138L116 143H115V145L113 146V151H114L115 153H122V154H125V153L128 154V153H132V152H136V153H137L138 150H137V148L134 146V145L136 144V146H138V145H139V146H140V145L144 146V148H146L148 151L151 149L149 152L146 151V153H148V155H146V154L143 153V155H146V156H144V158L148 157V158L150 159V161L152 160V162H153V161H156V160L158 159V157H160V156H158V155L161 154V153H162V150H164V149H163L162 145H161V146H158V145H157V147H162V148H158V149H157L156 147H154V145H155V139H156V136L158 135V138H159V136H160L161 134H160V135H159V134H155L154 129H153L152 127H151L150 130H148L147 133H143V132H145V131H142V132H141V130H140V132H136V133L134 132V133H131V134H127V135H126ZM129 131H130V130H129ZM169 131H170V130H169ZM169 131H168V132H169ZM208 131H209V130H208ZM213 131H214V130H213ZM216 131H217V130H216ZM230 131H231V130H230ZM237 131H236V132H237ZM246 131H247V130H246ZM3 132H4V130H3ZM5 132H6V131H5ZM8 132H9V131H8ZM14 132H16V131H14ZM49 132H50V131H49ZM63 132H64V130H63ZM63 132H62V133H63ZM65 132L63 133V136H66V135H68V134H71L70 132H69L68 134H65ZM86 132H87V130H86ZM109 132H110V131H109ZM165 132H164V134H165ZM168 132H166V134H167ZM172 132H173V130H172ZM172 132H170V133H172ZM177 132H178V131H177ZM203 132L205 133V135H201V134H203ZM211 132H212V131H211ZM217 132H218V131H217ZM217 132H216V135H217ZM253 132L255 133V131H252V133H253ZM257 132H258V131H256V133H257ZM21 133L24 134V132H21ZM35 133H36V132H35ZM35 133H33V134H35ZM38 133H39V131H37V134H38ZM44 133H45V132H44ZM50 133H52V132H50ZM56 133H57V132H56ZM80 133H81V132H80ZM92 133H96V132H92ZM102 133H103V132H102ZM106 133H108V132H105V135H107ZM117 133H118V130H117ZM123 133H124V134H123ZM221 133H223V132H221ZM224 133H225V132H224ZM228 133H229V129H228ZM228 133H227V134H228ZM231 133H232V132H231ZM231 133H230V134H231ZM1 134H4V133H1ZM7 134H8V133H7ZM7 134H6V135H7ZM15 134H16V133H15ZM15 134H14V135H15ZM26 134H28V133H26ZM41 134H42V133H41ZM45 134H47V133H45ZM64 134H65V135H64ZM72 134H73V133H72ZM75 134H76V133H75ZM78 134H79V133H78ZM87 134H88V132H87ZM87 134H85V135H87ZM103 134H104V133H103ZM112 134H113V133H112ZM119 134H120V133H119ZM174 134H175V133H174ZM213 134L215 135V131H214ZM213 134L211 133L212 136H213ZM227 134H226V135H227ZM235 134H236V133H235ZM248 134H249V133H248ZM260 134H261V133H260ZM6 135L4 134V136H6ZM12 135H13V134H12ZM21 135H22V134H21ZM29 135H30V134H29ZM29 135H28V136H29ZM50 135H51L50 137L52 138V134H50ZM57 135H58V138H59V132L57 133ZM83 135H84V133H83ZM85 135H84V136H85ZM97 135H98V133H97ZM100 135H101V134H100ZM105 135H104V136H105ZM109 135H111V134H109ZM170 135H171V134H170ZM179 135H178V136H179ZM193 135H195V134H193ZM211 135H210V136H211ZM220 135H221V134H218L217 136H220ZM238 135H239V134H238ZM238 135H236V137H237ZM242 135H243V133H242ZM242 135H241V136H242ZM252 135H253V134H252ZM252 135H251V136H252ZM7 136H8V135H7ZM7 136H6V137H7ZM18 136H20V135H18ZM18 136H17V138H18ZM42 136H43V135H42ZM53 136H54V134H53ZM61 136H62V135H61V132H60V138H61ZM63 136H62V137H63ZM71 136H72V135H71ZM74 136H75V135H74ZM74 136H72V140L74 139ZM81 136H82V134L80 135L79 140H81ZM101 136H102V135H101ZM161 136H162V135H161ZM161 136H160V137H161ZM164 136H166V135H164ZM164 136H163V137H164ZM167 136H168V135H167ZM195 136H196V135H195ZM195 136H194V137H195ZM201 136H202V137H201ZM223 136H224V135H222V137H223ZM228 136H229V135H228ZM232 136H234V138H235V135H232ZM251 136H249V138H251ZM256 136H257V135H256ZM22 137H23V136H22ZM29 137H30V136H29ZM46 137H47V136H46ZM50 137H49V135H48L47 139L49 138V140L46 141L47 143L50 141V139H51ZM54 137H55V136H54ZM66 137H67V136H66ZM82 137H83V136H82ZM107 137H108V136H107ZM107 137H106V138H107ZM109 137H110V136H109ZM109 137H108V138H109ZM163 137H161V138L163 139ZM176 137H177V136H176ZM207 137H208V136H206V138H207ZM213 137H214V136H213ZM213 137H212V138H213ZM229 137H230V136H229ZM244 137H245V136H244ZM244 137H243V138H244ZM252 137H255V136H252ZM263 137H264V135H263ZM263 137H261V138H263ZM2 138H3V137H2ZM9 138H10V137H9ZM13 138H14V137H13ZM23 138H24V137H23ZM23 138H22V139H23ZM25 138H26V136H25ZM27 138H28V137H27ZM33 138H35V135H34ZM38 138H42V137H40V135H38ZM43 138H44V137H43ZM58 138H56V140H57ZM60 138L57 140V144H58V142L60 141ZM76 138H77V137H76ZM85 138H86V136H85ZM173 138L175 139L174 136H173ZM225 138H227V137H223L222 139H225ZM230 138H231V137H230ZM247 138H248V137H247ZM249 138H248V139H249ZM256 138H257V137H256ZM259 138H260V136L258 137V139H259ZM20 139H21V138H20ZM20 139H18V140H20ZM28 139H29V138H28ZM28 139H25V140H28ZM47 139H46V140H47ZM52 139H53V138H52ZM63 139H64V137L62 138V140H63ZM68 139H70V137L67 138V141H68ZM91 139H92V138H90V140H91ZM100 139H101V138H100ZM102 139H103V138H102ZM109 139H110V138H109ZM159 139H160V138H159ZM179 139H180V138H179ZM194 139H195V138H194ZM218 139H221V138H218ZM232 139H233V138H232ZM240 139H242V138H240ZM245 139H246V137H245ZM2 140H3V139H2ZM7 140H8V139H7ZM9 140H10V139H9ZM14 140H16V137H15ZM29 140H31V139H29ZM36 140H37V136H36ZM41 140H42V139H41ZM54 140H55V139H54ZM54 140H53V142H51V144L55 142ZM88 140H89V139H88ZM113 140H114V139H113ZM176 140H178V139L176 138ZM191 140H192V141H191ZM210 140H213V139H210ZM214 140H215V139H214ZM225 140L227 141L228 139H225ZM234 140H236V141L238 140V141H239L238 138H237V139H234ZM250 140L255 141L256 139L254 140V138H253V139H250ZM259 140H260V139H259ZM31 141H33V140H31ZM39 141H40V139H39ZM39 141L36 142V143H39ZM64 141H65V139H64ZM64 141H63V142H64ZM73 141H74V140H73ZM75 141H76V140H75ZM98 141H99V140H98ZM102 141H103V140H102ZM107 141H108V140H107ZM107 141H106V142H107ZM222 141H224V140H222ZM229 141H231V140H229ZM240 141H241V140H240ZM244 141H245V140H243V142H244ZM246 141H247V140H246ZM256 141H257V140H256ZM4 142H6V141H4ZM8 142H9V141H8ZM18 142H19V141H18ZM40 142H41V141H40ZM86 142H87V141H86ZM106 142H105V145L108 144V143L106 144ZM164 142H165V141H164ZM177 142H178V141H177ZM195 142H196V139H195ZM207 142H208V141H207ZM209 142H211V141H209ZM248 142L251 143L252 141H249V140H248L247 143H248ZM258 142H259V141H258ZM263 142H264V141H263ZM6 143H7V142H6ZM14 143H16V142H14ZM14 143H13V141H12V144L14 145L13 148H10V147L8 146V147L11 149V150L9 149L10 152H11L13 149H16V148H14V147H16ZM34 143H35V139H34V142H33V146L35 147ZM41 143H42V142H41ZM41 143H39L38 145H41ZM44 143H45V141H44ZM47 143H46V144H47ZM55 143H56V142H55ZM55 143H54V144H55ZM64 143H65V142H64ZM69 143H70V140H69ZM72 143H73V142H72ZM74 143H75V142H74ZM82 143H83V142H82ZM89 143H91V142H89ZM101 143H102V142H101ZM110 143H112V139L110 140ZM160 143H161V141H160ZM160 143H159V144H160ZM162 143H163V142H162ZM169 143H170V142H169ZM175 143H176V141H175ZM185 143H186V144H185ZM193 143H194V142H193ZM213 143H214V142H213ZM213 143H212V145H213ZM219 143H220V142H219ZM221 143H222V142H221ZM224 143L226 144L227 142H224ZM237 143H238V142H237ZM239 143H240V142H239ZM245 143H246V142H245ZM253 143H254V146L258 144V143L255 144L256 142H253ZM253 143H252V144H253ZM8 144H9V143H8ZM12 144H11V145H12ZM16 144H17V143H16ZM25 144H27V143H25ZM48 144H50V143H48ZM54 144H53L51 147H53V146L56 147L57 144H56V145H54ZM66 144H68V143L66 142ZM66 144H65V145H66ZM80 144H81V143H80ZM80 144H78V145H80ZM99 144H100V141H99ZM102 144H103V143H102ZM102 144H101V145H102ZM131 144H133L134 147H132ZM156 144H157V142H156ZM165 144H167V141H166ZM165 144H164L163 146H165ZM173 144H174V143H173ZM177 144H178V143H177ZM177 144H176V145H177ZM179 144H180V143H179ZM207 144H208V143H207ZM215 144H216V142H215ZM222 144H223V143H222ZM233 144H234V143H233ZM252 144H250V145H252ZM4 145H5V144H4ZM17 145H18V144H17ZM19 145H20V144H19ZM29 145L31 146V143H30ZM29 145H28V147H29ZM42 145H43V143H42ZM42 145H41V146H42ZM59 145H60V144H59ZM59 145H58V147H59ZM68 145L71 146L70 144H68ZM68 145H67V146H68ZM168 145H169V144H168ZM174 145H175V144H174ZM174 145H173V147H174ZM180 145H181V144H180ZM180 145H177V146H180ZM198 145H199V144H198ZM212 145H211V146H212ZM226 145H227V144H226ZM231 145H232V144H231ZM234 145H236V143H235ZM240 145H241V144H240ZM250 145H249L248 147H250ZM25 146H27V145H25ZM33 146H31V147H33ZM36 146H37V144H36ZM60 146H62V145H60ZM67 146H66V147H67ZM72 146H73V145H72ZM75 146H76V145H75ZM80 146H81V145H80ZM87 146H88V144H87ZM87 146H86V147H87ZM91 146H92V143H91ZM96 146H97V145H96ZM102 146H104V144H103ZM108 146H110V145H108ZM108 146H107V148L109 149ZM181 146H182V145H181ZM222 146H223V145H222ZM227 146H228V145H227ZM236 146H237V145H236ZM243 146H244V145H243ZM254 146H252V148H253ZM34 147H33V148H34ZM37 147H38V146H37ZM39 147H40V146H39ZM45 147H46V146H45ZM48 147H49V145H48ZM82 147H83V146H82ZM98 147H100V149L102 148L101 146H98ZM104 147H105V146H104ZM140 147H141V146H140ZM166 147H167V145H166ZM168 147H169V146H168ZM193 147H194V146H192V148H193ZM195 147L197 148L198 146H196V144H195ZM199 147H200V146H199ZM208 147H209V146H208ZM216 147H217V146H216ZM225 147H226V146H225ZM225 147H224V148H225ZM238 147H239V146H238ZM238 147H237V148H238ZM240 147H241V146H240ZM240 147H239V148H240ZM259 147H260V146H259ZM261 147H263L262 144H261ZM3 148H4V147H3ZM5 148H7V145H6ZM17 148H18V147H17ZM22 148H23V147H22ZM33 148H31V149H33ZM43 148H44V146H43ZM56 148H57V147H56ZM60 148H61V147H60ZM70 148H71V147H70ZM75 148H76V147H74V149H75ZM79 148H80V147H79ZM93 148L95 149V147H93ZM96 148H97V147H96ZM138 148H139V147H138ZM141 148H142V147H141ZM164 148H165V147H164ZM175 148H176V147H175ZM192 148H191V149H192ZM212 148L215 149V145H214V147H212ZM219 148H220V147H219ZM219 148H216V149H219ZM221 148H222V147H221ZM246 148H247V147H246ZM255 148H256V146H255ZM263 148H264V147H263ZM7 149H8V148H7ZM7 149H6V151H7ZM18 149H19V148H18ZM37 149H38V148H37ZM47 149H48V148H47ZM49 149H50V148H49ZM64 149H66V148H64ZM64 149H63V151H64ZM94 149H93V150H94ZM104 149H105V148H104ZM104 149H103V151H106V150H104ZM139 149H140V148H139ZM166 149H167V148H166ZM171 149H172V148H171ZM181 149H182V148H181ZM194 149H195V148H194ZM194 149H193V150H194ZM233 149H234V148H233ZM253 149H254V148H253ZM0 150H1V149H0ZM35 150H36V148H35ZM38 150H40V148H39ZM43 150H44V149H43ZM43 150H42V151H43ZM50 150H54V148H53V149H50ZM79 150H80V149H79ZM87 150H88V149H87ZM97 150H98V148H97ZM144 150H145V149H143V151H144ZM167 150H168V149H167ZM173 150H174V149H173ZM178 150H179V149H178ZM210 150H211V149H210ZM221 150L224 151V149H221ZM225 150H227V148H225ZM237 150H238V149H237ZM243 150H244V149H243ZM247 150L250 151L251 149H246L245 151H247ZM257 150H258V148H257ZM257 150H256V151H257ZM261 150H262V149H261ZM1 151H3V149H2ZM1 151H0V152H1ZM19 151H20V150H19ZM23 151H24V150L22 149V152H23ZM32 151H33V150H32ZM36 151H37V150H36ZM55 151H56V150H55ZM55 151H54V152H55ZM63 151H62V152H63ZM65 151H66V150H65ZM89 151H90V149H89ZM98 151H99V150H98ZM100 151H101V150H100ZM169 151H170V150H169ZM169 151H168V152H169ZM171 151H172V150H171ZM213 151H214V150H213ZM213 151H212V153H214ZM215 151H216V150H215ZM218 151H219V150H218ZM218 151H216V152H218ZM232 151H233V150H232ZM238 151H241V150H238ZM238 151H237L236 154L239 153ZM251 151H253V150H251ZM7 152H9V151H7ZM7 152H6V153H7ZM12 152H14V151H12ZM27 152H28V151H27ZM27 152H25V153H27ZM38 152H39V151H38ZM38 152H37V153H38ZM48 152H49V151H48ZM48 152H47V155L49 154ZM50 152H51V151H50ZM52 152H53V151H52ZM58 152L61 153L60 150H58ZM67 152H69V151L67 150ZM76 152H77V150H76ZM83 152H84V149H83ZM90 152H92V151H90ZM94 152H95V150H94ZM107 152H109V151H107ZM114 152H113V153H114ZM140 152H142V150H141ZM176 152H177V149H176ZM180 152H181V151H180ZM193 152H194V151H193ZM193 152H192V153H193ZM227 152H228V151H227ZM235 152H236V150H235ZM263 152H264V151H263ZM6 153H5V154H6ZM25 153H23V154H25ZM33 153H34V151H33ZM37 153H35V155H36ZM40 153H41V152H40ZM63 153H64V152H63ZM69 153H70V152H69ZM96 153H97V152H96ZM98 153H99L98 155L101 156V154H102L103 152H102L101 154H100V152H98ZM115 153H114V154H115ZM164 153H166V151H165ZM171 153H172V152H171ZM182 153H181V154H182ZM194 153H195V152H194ZM194 153H193V154H194ZM210 153H211V152H210ZM230 153H232V152H230ZM240 153H241V152H240ZM240 153H239V154H240ZM258 153H259V152H258ZM258 153H257V154H258ZM2 154H4V153H2ZM7 154H8V153H7ZM13 154H15V153H13ZM38 154H39V153H38ZM66 154H68V153H66ZM80 154H81V153H80ZM87 154H90V153H87ZM93 154H94V153H91V155H93ZM122 154H121V155H122ZM133 154L135 155V153H133ZM133 154H131V155H133ZM138 154H139V153H138ZM167 154H168V153H167ZM174 154H175V153H174ZM177 154H178V153H177ZM183 154H182V155H183ZM216 154H217V153H216ZM218 154H219V153H218ZM220 154H221V152H220ZM227 154H229V153H227ZM243 154H248V156H250L249 153H247V152H246V153L244 152ZM250 154H253V153L250 152ZM254 154H255V152H254ZM254 154L252 155L253 158H254L255 156H260V155H257V154L254 156ZM261 154H262V153H261ZM16 155H17V154H16ZM16 155H15V156H16ZM26 155H27V154H25V157H26ZM31 155H34V154H32V153L30 152V156H29V157H31ZM35 155H34V156H35ZM45 155H46V154H45ZM45 155H44V156H45ZM47 155H46V156H47ZM51 155H53V154L51 153ZM85 155H86V154H85ZM91 155H90V156H91ZM95 155H96V154H95ZM106 155H108V154H106ZM118 155H119V154H118ZM129 155H130V154H129ZM134 155H133V156H134ZM136 155H137V154H136ZM141 155H142V154H141ZM141 155H140V156H141ZM170 155H172V154H170ZM175 155H176V154H175ZM175 155H174V156H175ZM178 155H179V154H178ZM208 155L210 156V154H208ZM214 155H215V153H214ZM223 155H224V154H223ZM233 155H234V152H233L230 156L232 157ZM240 155H242V153H241ZM1 156H2V155H1ZM7 156H8V155H7ZM10 156H12V153H11ZM18 156H19V155H18ZM37 156H39V155H36V157H35L34 159H36ZM40 156H41V155H40ZM42 156H43V155H42ZM44 156H43V157H44ZM54 156H56V155H54ZM58 156H60V155H57V157H58ZM63 156L66 157L67 155H63ZM88 156H89V155H88ZM96 156H97V155H96ZM104 156H105V155H104ZM104 156H103V157H104ZM109 156H110V155H109ZM140 156H137V157H140ZM157 156H158V157H157ZM167 156H168V155H167ZM167 156H166V157H167ZM172 156H173V155H172ZM172 156H171V157H172ZM209 156H208V157H209ZM215 156H216V155H215ZM221 156H222V155H221ZM225 156H227V155H225ZM225 156L223 157L224 160L227 159ZM236 156H237V155H236ZM236 156H235V158H236ZM244 156H245V155H244ZM248 156H247V157H248ZM252 156H251V157H252ZM27 157H28V155H27ZM43 157H40V158H42V160H43V159H44ZM50 157H51V156H50ZM61 157H62V156H61ZM67 157H68V156H67ZM93 157H94V156H93ZM115 157H116V156H115ZM118 157H119V156H118ZM123 157H124V155H123ZM129 157H130V156H129ZM177 157H179V156H177ZM180 157H182V156H180ZM208 157H206V158L208 159ZM210 157H211V156H210ZM231 157H229V160H230ZM239 157H240V156H239ZM247 157H246V158H247ZM251 157H250V158H251ZM0 158H2V157H0ZM6 158H7V157H6ZM6 158H5V159H6ZM9 158H10V157H9ZM12 158H13V156H12ZM19 158H20V157H18V159H19ZM32 158H33V156H32ZM59 158H60V157H59ZM62 158H63V157H62ZM81 158H83V157H81ZM90 158H91V157H90ZM90 158H89V160H90ZM97 158H98V157H97ZM97 158H96V160H97ZM101 158H102V157H100V160L103 159V158H102V159H101ZM112 158H113V157H112ZM125 158L127 159L128 156L125 155ZM144 158H143V159H144ZM148 158H147V159H148ZM160 158H161V157H160ZM174 158H175V157H174ZM214 158H215V157H214ZM214 158H213V159H214ZM221 158H222V157H221ZM237 158H238V157H237ZM240 158H241V157H240ZM248 158H249V157H248ZM255 158H256V157H255ZM255 158H254V159H255ZM260 158H261V157H259V158H257V159L260 160ZM262 158H263V154H262ZM2 159H3V158H2ZM5 159L3 160V162L6 161V160L9 161V159H6V160H5ZM10 159H11V158H10ZM14 159H17V158H13L11 161H13ZM18 159H17V160H18ZM27 159H28V158H27ZM45 159H46V158H45ZM57 159H58V158H57ZM68 159H69V158H68ZM83 159L85 160L86 158L84 157ZM121 159L124 160V158H121ZM134 159H135V157H134ZM136 159H137V158H136ZM161 159H162V158H161ZM161 159H160V160H161ZM171 159H173V157L170 158L169 161H171ZM177 159H178V158H176V160H177ZM218 159H219V157H218ZM232 159L234 160V157H233ZM243 159H244V157H243ZM251 159H252V158H251ZM251 159H250V160H251ZM17 160H16L15 162H17ZM20 160H21V159H20ZM23 160H25V159H23ZM30 160H32V159H30ZM39 160H40V159H39ZM42 160H40V161H42ZM49 160H50V159H48L47 161H49ZM58 160H61V159H58ZM58 160H57V161H58ZM66 160H67V158H66ZM84 160H83V161H84ZM89 160H88V161H89ZM93 160H94V158H93ZM98 160H99V159H98ZM100 160H99V162H100ZM109 160H110V159H109ZM130 160H131V157H130ZM130 160H129V161H130ZM140 160H142V159H140ZM164 160H165V159H164ZM173 160H174V159H173ZM211 160H212V159H211ZM238 160H240V159L238 158ZM248 160H249V159H248ZM248 160H247V161H248ZM250 160H249V162H250ZM255 160H256V159H255ZM255 160H254V161H255ZM263 160H264V158H263ZM263 160L261 159V162H262ZM34 161H35V160H33V162H34ZM40 161H39V162H40ZM44 161H45V160H44ZM44 161H43V162H44ZM47 161H46V162H47ZM91 161H92V160H91ZM102 161H105V160H102ZM111 161H112V159H111ZM111 161H108V162L110 163ZM127 161H128V160H127ZM127 161H126V162H127ZM143 161H144V160H143ZM146 161H147V160H146ZM158 161H159V160H158ZM158 161H157V162H158ZM162 161H163V160H162ZM180 161H181V160H180ZM240 161H241V160H240ZM252 161H253V160H252ZM256 161H257V160H256ZM3 162H2V163H3ZM6 162H7V161H6ZM15 162H13V163H15ZM20 162H21V161H20ZM33 162H32V164H33ZM36 162H37V161H36ZM39 162H38V163H39ZM50 162H52V161H50ZM50 162H48V163H50ZM60 162H61V161H60ZM108 162H107V165L109 164ZM114 162H115V161H114ZM114 162H113V164H115ZM122 162H123V161H121L120 163H122ZM126 162H124V163H126ZM136 162H137V161H135V162H133V163L130 162V164H131V163H132V164L135 163V165H136ZM139 162H140V161H139ZM208 162H210V159H209ZM223 162H224V161H223ZM232 162H233V161H232ZM232 162H230V163H232ZM21 163H22V162H21ZM21 163H20V164H21ZM28 163H29V162H28ZM38 163H37V164H38ZM48 163H47V165H48ZM100 163H102V162H100ZM111 163H112V162H111ZM111 163H110V164H111ZM124 163H123V165H125ZM140 163H141V165H142V162H140ZM149 163H150V167L148 166V164H147V166H148L149 168H151V165H152V164H151V162H149ZM153 163H154V162H153ZM158 163H159V165H161L160 162H158ZM162 163H163V162H162ZM164 163H166V162H164ZM169 163H172V162H169ZM173 163H174V162H173ZM176 163H177V162H176ZM181 163H182V162H181ZM214 163H215V162H214ZM221 163H222V162H221ZM234 163H235V162H233V166H234ZM243 163H244V161H243ZM246 163L249 164L248 162H246ZM257 163H258V162H257ZM259 163H260V162H259ZM259 163H258V165H259ZM263 163H264V161H263ZM11 164H12V163H11ZM22 164H23V163H22ZM44 164H45V163H44ZM55 164H57V163H55ZM88 164H89V163H88ZM94 164H95V163H94ZM113 164H112V165H113ZM127 164H129V163H127ZM137 164H138V163H137ZM155 164H156V163H155ZM167 164H168V163H167ZM178 164H180V162H179ZM178 164H177V166H178ZM204 164H206V166H205ZM208 164H209V165H208ZM217 164H219V162H218V163L216 162V165H217ZM227 164H228V163H227ZM237 164H241V163H237V162H236V165H237ZM244 164H245V163H244ZM247 164H246V165H247ZM252 164H253V163H252ZM2 165H3V164H2ZM4 165H5V164H4ZM4 165H3V166H4ZM12 165H13V164H12ZM12 165H11V167L14 168ZM15 165H16V164H15ZM23 165H24V164H23ZM29 165H30V164H29ZM34 165H35V163H34ZM38 165H39V164H38ZM60 165H61V164H60ZM60 165H59V166H60ZM80 165H81V167H83L82 165H84V164L82 163V164H80ZM85 165H86V164H85ZM101 165H102V166H101ZM121 165H122V164H121ZM139 165H140V164H139ZM143 165H144V164H143ZM143 165H142V166H139V167H143ZM159 165H158V166H159ZM170 165H171V164H170ZM182 165H183V164H182ZM182 165H179V166H182ZM213 165H214V164H212L211 166H213ZM224 165H225V164H224ZM230 165H231V164H230ZM5 166H6V165H5ZM7 166H8V165H7ZM7 166H6V167H7ZM20 166H21V165H20ZM26 166H27V164H26ZM26 166H25V168H26ZM44 166H46V165H43V166L41 165V167H44ZM51 166H52V165H51ZM59 166H58V167H59ZM90 166H91V164H90ZM90 166H89V168L92 170V168H91ZM113 166H114V165H113ZM115 166H116V164H115ZM118 166H119V165H118ZM171 166H172V165H171ZM228 166H229V165H228ZM238 166H239V165H238ZM238 166H237V167H238ZM240 166H241V165H240ZM247 166H249V165H247ZM259 166L261 167V164H260ZM262 166H263V164H262ZM6 167H5V169L8 170ZM38 167H40V166H38ZM41 167H40V168H41ZM60 167H61V166H60ZM81 167H80V168H81ZM87 167H88V166H87ZM108 167H109V166L106 167V166H104L103 164H99V165H98V162H97V164H95L94 167H93V169L95 168L94 170L96 171V173H94L95 175L93 174V175H94V178L96 179V181H98V183H96L95 185H93V189H95V190L98 189L99 191H98V190H97V191H98V192H101V189H102V188H106L107 186H109V188L111 189V192L109 193L108 191H105V193L108 192V193H109L108 195L111 196V197L109 196L111 199H107L108 202H106V204H107L108 208H107V206L105 207V210L103 211V215H102V216L95 215V217H91L90 221L92 220V221H91L92 223H93V221L97 222L98 225L100 226V229H101V230L104 229L103 231H107V228L111 227V224L114 223V224L116 225V229H115V232H114V236H115L116 239H117V241L114 243V246H115L114 249H116V254L118 255V257H117V259H116L117 261H114V264H135V263H137V262H136V261L134 262V257H135V259H139V257L142 255V253H143L144 255H145V254H153V253L155 252L154 250L157 249V248L159 247V245H157V244H160V243H159V241H160V240H159L160 233H159V231L156 229L157 227L154 228V229H156V230L152 231V233H151V231L149 232L148 229H147L148 225H149L150 222H151V221L149 220L150 217H151L153 214L156 215V213H157L159 216H160L161 214H163V216H166V215H167V217H168L169 215H171V212H166L165 214H164V212H163V213H158V211L156 210V208H158V207H157L156 205L159 204L158 202L160 201V198H161L162 196H161L160 198L158 197L159 200L157 199L158 201H156V203H154L153 205H149V204H148V205H147L148 208H147L146 210L143 209V210H144V213H145V215H144V220H145V222L143 223V222H142V218L139 217V218H138V221H139V222H138V224H139L138 229H137V230H134V231H131L130 229H128L127 225H125L126 222L124 223V221H126V220L123 219V217H120V216H122L120 213H119L120 216H119V214H118V210H119V212H121V211H120V208L124 209L122 206L125 207L124 204H123L122 206H121V204L119 205V199H123V198H124V194H122V197H123V198H121L120 196H118L119 194H118V193H115L116 189L112 191V187H110V183H109L107 180H105L103 177L101 178V176L103 175V172H104L103 169L106 170V171H109V173H110L109 175L111 176V174H112L111 177H114V175H115V174L113 175L114 172L112 171L113 173H111V171H110V170H112V169H111L112 166H111V168H110V167L108 168ZM122 167H123V166H122ZM133 167H134V166H133ZM135 167H136V166H135ZM135 167H134V168H135ZM154 167H155V166H154ZM165 167H166V166H165ZM216 167H217V166H216ZM222 167H223V166H222ZM235 167H236V166H235ZM245 167H246V166H245ZM251 167H252V166H251ZM22 168H23V167H22ZM33 168H34V167H33ZM50 168H52V167H50ZM53 168H54V167H53ZM75 168H76V167H75ZM77 168H78V167H77ZM101 168H102V169H101ZM124 168H125V167H124ZM124 168H123V169H124ZM128 168H129V167H128ZM136 168H137V167H136ZM136 168H135V169H136ZM172 168H173V166H172ZM225 168H227V167H225ZM229 168H232V169H233V167H229ZM242 168H243V167H242ZM247 168H248V167H247ZM247 168H245V169H247ZM253 168H254V167H253ZM2 169H3V168H2ZM14 169H15V168H14ZM26 169H27V168H26ZM35 169H36V168H35ZM38 169H39V168H38ZM58 169H59V168H58ZM73 169H74V167H73ZM84 169H85V168H84ZM84 169H83V170H84ZM90 169H89V170H90ZM100 169H101L102 171H101ZM108 169H110V170H108ZM115 169H116V168H115ZM115 169H114V170H115ZM118 169H119V168H118ZM138 169L140 170V169H144V168H138ZM146 169H147V168H146ZM157 169H158V170H157L158 172H157L156 170H155V171H156L160 176L163 175L164 172L166 173V170L164 169V166H163V165H162L161 168H160V166H159V168H157ZM193 169H194V170H193ZM218 169H219V168H218ZM227 169H228V168H227ZM232 169H231V173H232ZM256 169H257V168H256ZM19 170H21V169H19ZM24 170H25V169L22 170L23 173H24ZM41 170H42V169H41ZM45 170H46V169H45ZM45 170H44V171H45ZM86 170H87V169H86ZM119 170H120V169H119ZM128 170H129V169H128ZM128 170H127V171H128ZM169 170H170V169H169ZM173 170H175V169H173ZM182 170H181V171H182ZM195 170H196L197 172L200 173L199 175H196V177H195V175H194V173H193V171H195ZM210 170H213V168L210 167ZM215 170L217 171V169H215ZM222 170H223V168H222ZM224 170H225V169H224ZM239 170H240V169H239ZM257 170H258V169H257ZM1 171H2V170H1ZM12 171H13V170L11 169V173H12ZM17 171H18V170H17ZM35 171H36V170H35ZM42 171H43V170H42ZM47 171H50V170H46V173H48ZM52 171H54V170H52ZM55 171H56V169H55ZM81 171H82V170H81ZM100 171H101V172H100ZM106 171H105V173H107V174L105 175V177L108 176V172H106ZM116 171H117V170H116ZM122 171H123V170H122ZM124 171L126 172V169H124ZM129 171H132V170L130 169ZM133 171H134V169H133ZM133 171H132V173H133ZM146 171H147V170H146ZM155 171H154V172H155ZM181 171H180V172H181ZM216 171H215V173H216ZM226 171H227V170H226ZM228 171H229V169H228ZM228 171H227V172H228ZM241 171H242V170H241ZM260 171H261V170H260ZM4 172H5V171H4ZM4 172L2 171L3 174H4ZM14 172H15V171H14ZM19 172H20V171H19ZM37 172H38V171H37ZM40 172H41V171H40ZM70 172H71V171H70ZM72 172H75V169H74V171H72ZM92 172H94V171H92ZM92 172H91V173H92ZM117 172L120 173V171H117ZM136 172H137V171H136ZM150 172H151V171H150ZM156 172H155V173H156ZM197 172H196V174H197ZM209 172H210V171H209ZM213 172H214V170H213ZM213 172H212V173H213ZM217 172H218V171H217ZM237 172H239V171H237ZM9 173H10V172H9ZM9 173L7 174L8 177L10 176ZM23 173H22V174H23ZM46 173H45V174H46ZM50 173H51V172H50ZM55 173H56V172H55ZM57 173H58V172H57ZM57 173H56V174H57ZM79 173H80V171H79ZM91 173H90V175H91ZM101 173H102V174H101ZM127 173H128V172H127ZM132 173H131V174H132ZM142 173H143V171H142ZM144 173H145V172H144ZM148 173H149V169H148ZM152 173H153V172H152ZM152 173H151V174H152ZM155 173H154V176H155ZM167 173H168V171H167ZM167 173H166V174H167ZM169 173H170V171H169ZM173 173H174V172H173ZM218 173H219V172H218ZM233 173H234V172H233ZM233 173H232V175H233ZM235 173H236V172H235ZM235 173H234V174H235ZM242 173H243V171H242ZM257 173H258V172H257ZM13 174H14V173H13ZM13 174H12V175H13ZM16 174H17V173H16ZM25 174H26V173H25ZM25 174H24V175H25ZM31 174H32V173H31ZM37 174H38V173H37ZM39 174H41V173H39ZM60 174H61V173H60ZM77 174H78V172H77ZM83 174H84V173H82V176H83ZM116 174H117V173H116ZM120 174H122V173H120ZM124 174H125V173H124ZM124 174H122L123 177H124ZM128 174H129V173H128ZM137 174H138V173H137ZM158 174H157V175H158ZM177 174H178V176H179V173H177ZM205 174H206V173H205ZM244 174H245V171H244ZM260 174H261V173H260ZM5 175H6V173H5ZM17 175H18V174H17ZM19 175H21V173H20ZM61 175H62V174H61ZM61 175H60V176H61ZM74 175H75V174H74ZM125 175H126V174H125ZM147 175H148V174H147ZM152 175H153V174H152ZM169 175L171 176V173H170ZM175 175H176V174H175ZM175 175L172 174V177H175ZM180 175H181V173H180ZM211 175H213V174H211ZM214 175H215V174H214ZM214 175H213V176H214ZM225 175H226V173H225ZM236 175H237V174H236ZM236 175H235V176L233 175V176H234V177H237ZM240 175H241V174H240ZM253 175H254V172H253ZM22 176H23V175H22ZM22 176H21V177H22ZM35 176H36V175H35ZM37 176H38V175H37ZM39 176H40V175H39ZM45 176H46V175H45ZM49 176H50V175H49ZM54 176H55V174H54ZM82 176H81V177H82ZM119 176H120V175H119ZM143 176H144V175H143ZM160 176H158V177L161 179ZM167 176H168V175H167ZM191 176H192V177H191ZM202 176H203V175H202ZM215 176H216V175H215ZM215 176H214V177H215ZM233 176H232V177H233ZM247 176H248V175H247ZM259 176H261V175H259ZM2 177H3V176H2ZM11 177H12V176H11ZM13 177L16 178L15 176H13ZM13 177H12V178H13ZM31 177H32V176H31ZM47 177H48V174H47ZM47 177H46V178H47ZM58 177H59V176H58ZM62 177H63V176H62ZM67 177H68V176H67ZM67 177H64V178H67ZM70 177H71V179H72L73 176L70 175ZM81 177L79 176L80 179H81ZM87 177H88V176H87ZM89 177H90V176H89ZM117 177H118V175H117ZM127 177H128V176H127ZM144 177H145V176H144ZM163 177H164V175H163ZM205 177H206V176H205ZM207 177H208V175H207ZM226 177H227V176H226ZM229 177L231 178V176H229ZM241 177L243 178L244 176L241 175ZM252 177H253V176H252ZM254 177H255L256 179L258 178V177H256V176H254ZM0 178H1V174H0ZM12 178H11V179H12ZM23 178H25V177H23ZM29 178H30V177H29ZM29 178H28V179H29ZM32 178H33V177H32ZM36 178H37V177H35V179H36ZM40 178H41V177H40ZM52 178H53V177H50L51 181H52ZM64 178H63V179H64ZM75 178H76V177H75ZM82 178H83V177H82ZM109 178H110V177H109ZM119 178L121 179V177H119ZM125 178H126V176H125ZM129 178H131V177H129ZM159 178H158V183L160 182V181H159ZM181 178H182V176H181ZM203 178H204V177H203ZM203 178H201V180H202ZM210 178H211V176H210ZM212 178H213V177H212ZM230 178H229V179H230ZM237 178H238V177H237ZM247 178H248V177H247ZM255 178H254V179H255ZM3 179H6V180H7V178H5V177H4ZM20 179H22V178H20ZM28 179H27V180H28ZM61 179H62V178H61ZM61 179H60V180H61ZM73 179H74V178H73ZM116 179H118V178H116ZM146 179H147V178H146ZM164 179H165V177H164ZM171 179H172V178H171ZM176 179H177V176H176V178H174V180H176ZM220 179H221V178H220ZM220 179H218V180H220ZM233 179H234V178H233ZM238 179H239V178H238ZM238 179H237V180H238ZM244 179H245V178H244ZM244 179H243V180H244ZM6 180H5V183L7 184ZM38 180H39V178H38ZM41 180H42V178H41ZM77 180H78V179H77ZM93 180H94V179H93ZM122 180H123V179H122ZM132 180H133V177H132ZM137 180H138V179H137ZM140 180H142V179H140ZM148 180H149V179H148ZM169 180H170V179H169ZM172 180H173V179H172ZM172 180H171V181H172ZM206 180H208V178H207ZM211 180L213 181V179H211ZM214 180H215V179H214ZM216 180H217V179H216ZM230 180H231V179H230ZM235 180H236V179H235ZM257 180H258V179H257ZM260 180H261V179H259L258 181H260ZM262 180H263V179H262ZM8 181H9V179H8ZM22 181H23V179H22ZM22 181H21V182H22ZM32 181H33V179H32ZM39 181H40V180H39ZM75 181H76V180H75ZM78 181H79V180H78ZM91 181H92V180H91ZM94 181H95V180H94ZM109 181H110V179H109ZM116 181L118 182V180H116ZM119 181H120V180H119ZM134 181H135V180H134ZM154 181H155V180H154ZM163 181H165V180H163ZM166 181H168V180H167V177H166ZM171 181L169 182V184L171 183ZM176 181H177V180H176ZM184 181H183V182H184ZM193 181H194V180H193ZM208 181H209V180H208ZM212 181H211V182H212ZM231 181H232V180H231ZM238 181H239V180H238ZM238 181H237V183H240V182H241V181H240V182H238ZM248 181H249V180H248ZM254 181H255V180H253V182H254ZM3 182H4V181H3ZM11 182L13 183V180H12ZM14 182H15V180H14ZM17 182H18V181H17ZM17 182H16V183H17ZM19 182H20V181H19ZM52 182H53V181H52ZM54 182H55V181H54ZM54 182H53V183H54ZM57 182H58V181H57ZM110 182L112 183V181H110ZM140 182H141V181H140ZM177 182H178V184H177ZM177 182H175L174 184H177V186H178L180 182H179V181H177ZM202 182L205 183V181H202ZM209 182H210V181H209ZM245 182H246V181H245ZM253 182H252V183H253ZM28 183H29V181H28ZM42 183H43V182H42ZM49 183H50V182H49ZM53 183H52V184H53ZM58 183H60V182H58ZM58 183H57V184H58ZM67 183H68V182H67ZM70 183H71V182H70ZM113 183H114V182H113ZM138 183H139V182H138ZM154 183H155V182H154ZM154 183H153V184H154ZM158 183H157V184H158ZM200 183H201V182H200ZM213 183H214V181H213L211 184L213 185ZM219 183H221V182H219ZM230 183H231V182H230ZM252 183H251V185H252ZM259 183H260V182H259ZM261 183H263V182H261ZM3 184H4V183H3ZM9 184H10V183H9ZM13 184H14V183H13ZM18 184H19V183H18ZM40 184H41V183H40ZM54 184L56 185V182H55ZM54 184H53V185H54ZM65 184H66V183H65ZM74 184H75V183H74ZM92 184H93V183H92ZM114 184H115V183H114ZM124 184H125V183H124ZM141 184H142V183H141ZM141 184H140V185H141ZM143 184H144V183H143ZM143 184H142V185H143ZM147 184H148V183H147ZM147 184H146V185H147ZM149 184H151V183H149ZM155 184H156V183H155ZM160 184H161V183H160ZM160 184H159V185H160ZM214 184H216V183H214ZM224 184H225V183H224ZM228 184H229V183H228ZM228 184H225V185H228ZM231 184H233V183H231ZM247 184H248V183H247ZM253 184H254V183H253ZM27 185H28V184H27ZM27 185H26V186H27ZM31 185H32V183H31ZM34 185H35V183H34ZM45 185H46V184H45ZM68 185H69V184H68ZM112 185H113V184H112ZM162 185H163V184H162ZM172 185H173V184H172ZM190 185H191V184H190ZM202 185H203V183L201 184V187H202ZM205 185H206V184H205ZM209 185H210V184H209ZM217 185H218V183H217ZM225 185H224V186H225ZM235 185H236V183L234 184V188H235ZM237 185H238V184H237ZM240 185H241V184H240ZM249 185H250V184H249ZM254 185H255V184H254ZM261 185H262V184H261ZM0 186H1V185H0ZM10 186H12V185H10ZM15 186H16V185H15ZM28 186H29V185H28ZM43 186H44V184L42 185V187H43ZM46 186H47V185H46ZM56 186H57V185H56ZM70 186H71V185H70ZM138 186H139V185H138ZM147 186H148V185H147ZM150 186H151V185H150ZM152 186H153V185H152ZM177 186H176V187H177ZM179 186H180V185H179ZM183 186H184V185H183ZM183 186H182V187H183ZM218 186H219V185H218ZM218 186H216V187L218 188ZM18 187H19V186H18ZM22 187H24V186H22ZM29 187H30V186H29ZM32 187L35 188V186H32ZM49 187H50V186H49ZM58 187H59V186H58ZM58 187H57V188H58ZM61 187H62V186H61ZM71 187H72V189L74 188L73 186H71ZM114 187H115V186H114ZM122 187H123V186H122ZM157 187H159V186H157ZM163 187H164V185H163ZM176 187H175V188H176ZM206 187H208V186H206ZM206 187H205V188H206ZM216 187L213 186L214 189H215ZM238 187H239V186H238ZM261 187H262V186H261ZM0 188H1V187H0ZM8 188H9V187H8ZM13 188H14V186H13ZM15 188H16V187H15ZM15 188H14V189H15ZM25 188H27V187H25ZM57 188L54 187V190H56ZM87 188H88V187H87ZM139 188H140V187H139ZM144 188H145V184H144ZM153 188H154V187H152V189H153ZM169 188H170V186H169ZM172 188H173V187H171V189H172ZM175 188H174V190H175ZM178 188H180V187H178ZM183 188H184V187H183ZM183 188H182L183 191L180 189L182 192H184L185 190H187V189L184 190ZM188 188L190 189V187H188ZM202 188L204 189V187H202ZM209 188L211 189L210 186H209ZM20 189H21V188H20ZM29 189H30V188H29ZM32 189H33V188H32ZM89 189H91V188H89ZM110 189H109V190H110ZM141 189H142V188H141ZM141 189H140V190H141ZM145 189H146V191H149V192L152 190L151 188H150L151 190H147V187H146ZM148 189H149V188H148ZM155 189H156V185H155L154 190H155ZM157 189H158V188H157ZM163 189H164V188H163ZM163 189L161 188V189H159V190L161 191V190H163ZM198 189H201V188L199 187ZM210 189H209V191H210ZM214 189H213V190H214ZM236 189H237V188H236ZM236 189H235V190H236ZM256 189H257V188H256ZM263 189H264V187H263ZM33 190H34V189H33ZM35 190L38 191L39 189H35ZM35 190H34V192H35ZM60 190H61V189H59V191H60ZM64 190H65V189H64ZM66 190H68V187H66ZM70 190H71V189H70ZM70 190H69V192H70ZM104 190H106V189H104ZM104 190H103V191H104ZM107 190H108V189H107ZM130 190H131V189H130ZM154 190H153V191H154ZM165 190H166V189H165ZM205 190H206V189H205ZM230 190H231V189H230ZM241 190H242V189H241ZM22 191H23V190H22ZM24 191H25V190H24ZM37 191H36V192H37ZM43 191L46 192L45 190H43ZM51 191H52V190H51ZM51 191H50V192H51ZM59 191H58V194H57V195H56V192H55V195H56V196L59 195ZM61 191H62V190H61ZM72 191H74V189H73ZM87 191H88V190H87ZM97 191H96V192H97ZM103 191H102V195H104V194H103ZM123 191H124V190H123ZM131 191H132V190H131ZM138 191H139V190H138ZM156 191H157V190H156ZM160 191H159V192H160ZM169 191H170V190H169ZM169 191H168V192H169ZM188 191H189V190H188ZM194 191H195V190H194ZM198 191H199V190H198ZM206 191H207V190H206ZM231 191H232V190H231ZM236 191H237V190H236ZM260 191H261V190H260ZM2 192H3V191H2ZM2 192H0V193H2ZM14 192H15V191H14ZM47 192H48V191H47ZM69 192H67V193H69ZM92 192H94V191H92ZM96 192H95V193H96ZM116 192H117V191H116ZM136 192H137V190L134 191L135 195H137ZM139 192H140V191H139ZM141 192H142V190H141ZM159 192L157 191L156 194H158ZM163 192H164V190H163ZM173 192H175V191H172V193H173ZM179 192H180V191H179ZM207 192H208V191H207ZM211 192H213V191H211ZM229 192H230V191H229ZM233 192H234V190H233ZM233 192H232V193H233ZM257 192H258V191H257ZM7 193H8V192H7ZM15 193H16V192H15ZM15 193H12V194H15ZM26 193H27V192H26ZM41 193H42V192H41ZM41 193H40V194H41ZM48 193H49V192H48ZM51 193H52V192H51ZM51 193H50V194H51ZM62 193H63V192H62ZM62 193H61V194H62ZM88 193H89V192H88ZM90 193H91V190H90ZM95 193H92V195H88V194H87L88 197H87L85 200H84L82 197H81V198H77V197H76L77 199L75 198V199H76V200H75V203H73L74 206H73V207H70V208H72V209H71L70 211H68L67 213H65L64 215H62L63 217H60V219H59L58 221L56 220L55 223H54L53 225H51L50 220H49L48 218H44L43 220H45V221H44L43 223H40V224H42L41 227H40V229L37 230L36 226H32V227H34L33 230L36 228V231L33 232L32 235H30L29 237H27V238H25V239H23V238H22V239L17 238V237H19L18 235H19L20 230H21V229H20V230H18V229H19V228H24V227H22V226H23V225L25 226V225H27V224H25L23 221H22V222L24 223L23 225H19L20 223H18L19 226H18V225H17V226H18L19 228L17 227L18 229H16V230H18L19 233L16 232V233H17V237H15V238L12 237L13 240H10V241L8 240V241H6V244H1V248H2V250H3L4 253H3V254L1 253V255H2V261H1V259H0V261H1L0 264H29L30 260H32V263H33V261L35 260L34 262H36V264H72V262H71L72 260H74V263H77V258L75 259V258H72V257L78 255L77 253H78L79 250H82V249L84 250L85 247L87 248V242L89 241L88 239H90V238H89L88 234H87L85 237H84V236H83V237H80V236L77 237V235H75V234H77V232L75 231V232H76V233H75L74 230H75L76 228L80 229V228H79L80 225H79L78 227H75L73 223H76L75 225H78L77 223L80 222L81 225H82L83 222H86V221H83V220H82L83 218H81L82 214H81V210L79 211V207H80L82 204L85 205V203L87 202V203H86V206H87V207H85V209L88 210V214L91 213V212H92L91 210H93V209H92V208H91V209L89 208V207H91V206H90V204H89L88 202H94V201H93L94 199L97 198V200H98V198H100V196H102L101 193H96V194H95ZM120 193H121V192H120ZM122 193H123V192H122ZM124 193H125V192H124ZM132 193H133V192H132ZM147 193H148V192H147ZM151 193H153V192H151ZM160 193H161V192H160ZM165 193H166V192H165ZM165 193H164V194H165ZM184 193H185V192H184ZM188 193H189V192H188ZM208 193H209V192H208ZM208 193H207V194H208ZM219 193H220V192H219ZM263 193H264V191H263ZM16 194H17V193H16ZM29 194H30V193H29ZM29 194H28V195H29ZM31 194L34 195V193H31ZM31 194H30V195H31ZM36 194H37V193H36ZM46 194H47V193H46ZM50 194H49L48 196H50ZM65 194H66V193H65ZM70 194H71V193H70ZM117 194H118V195H117ZM138 194H139V193H138ZM140 194H141V193H140ZM143 194H145V193H143ZM154 194H155V193H154ZM156 194H155V195H156ZM161 194H162V193H161ZM164 194H163V196H164ZM173 194H175V193H173ZM185 194H186V193H185ZM190 194H191V193H190ZM190 194H189V195H190ZM209 194H210V193H209ZM209 194H208V196H209ZM213 194H214V193H213ZM213 194H212V196H215V195H216V193H215L214 195H213ZM233 194H234V193H233ZM261 194H262V192H261ZM8 195H9V194H8ZM33 195H32V196H33ZM41 195H42V194H41ZM51 195H52V194H51ZM71 195H72V194H71ZM78 195H79V194H78ZM82 195H83V194H82ZM105 195H106V194H105ZM130 195H131V194H130ZM132 195H133V194H132ZM145 195H146V194H145ZM150 195H152V194H150ZM167 195H168V194H167ZM167 195H166V196H167ZM198 195H199V193H198ZM204 195H205V194H204ZM210 195H211V194H210ZM217 195H219L218 192H217ZM228 195H229V194H228ZM231 195H232V194H231ZM248 195H249V194H248ZM250 195H251V194H250ZM1 196H2V195H1ZM1 196H0V197H1ZM4 196H7V195L4 194ZM9 196H10V195H9ZM52 196H54V195H52ZM83 196H85V195H83ZM133 196H134V195H133ZM140 196H141V195H140ZM148 196H149V195H148ZM159 196H160V195H159ZM172 196H173V195H172ZM193 196H195V194H194ZM223 196H224V195H222V198H223ZM234 196H235V194H234ZM234 196H233V198H234ZM236 196H237V195H236ZM258 196H260V195H258ZM12 197H13V195H12ZM22 197H23V196H21V198H22ZM60 197H62V196H60ZM63 197H64V196H63ZM70 197H71V196H70ZM103 197H105V196H102L101 198L103 199ZM125 197H126V196H125ZM131 197H132V196H131ZM134 197H136V196H134ZM134 197H133V198H134ZM138 197H139V196H138ZM138 197L136 198V201H137ZM143 197H144V196H143ZM155 197H157V196H155ZM169 197H170V195H169ZM181 197H182V196H181ZM189 197H190V196H189ZM189 197H188V196H185L183 201L187 203V202L189 201ZM196 197H197V196H196ZM196 197H195V198H196ZM204 197H205V196H204ZM206 197H207V196H206ZM210 197H211V196H210ZM217 197H218V196H217ZM249 197H250V196H249ZM8 198H9V197H8ZM15 198H16V200H17V196H15ZM25 198H26V197H25ZM48 198H50V197H48ZM48 198H47V199H48ZM140 198H141V197H140ZM147 198H148V197H147ZM150 198H151V196L149 197V199H150ZM208 198H209V197H208ZM233 198H232V199H233ZM253 198H254V197H253ZM257 198H258V197H257ZM6 199H7V198H6ZM10 199H11V198H10ZM18 199H19V198H18ZM22 199H23V198H22ZM38 199H39V196H38ZM42 199H43V198H42ZM71 199H72V198H71ZM102 199H101V200H102ZM104 199H106V198H104ZM104 199H103V200H104ZM171 199H172V198H171ZM171 199H170V201L172 202ZM173 199H176V196H175V198L173 197ZM177 199H178V198H177ZM180 199H181V198H180ZM196 199H197V198H196ZM199 199H200V198H199ZM209 199L211 200L212 198H209ZM209 199H208V202L205 201V200H207V199H205L203 202L210 203ZM214 199H215V198H214ZM220 199H221V198H220ZM230 199H231V198H230ZM232 199H231V200H232ZM249 199H250V198H249ZM255 199H256V198H255ZM0 200H1V199H0ZM8 200H9V199H8ZM28 200L30 201V197H29ZM36 200H37V198H36ZM69 200H70V199H69ZM83 200H84V201H83ZM91 200H92V201H91ZM99 200H100V199H99ZM123 200H124V199H123ZM125 200H127V199H125ZM131 200H132V199H131ZM141 200H143V201L145 202V199L141 198ZM141 200L139 199V203H141V202H140ZM154 200H155V199H154ZM166 200H167V199H166ZM191 200H192V199H191ZM193 200H195V199L193 198ZM218 200H219V199H218ZM227 200H228V199H227ZM235 200H237V199L235 198ZM256 200H257V199H256ZM256 200H255L254 203L251 202V206L248 207V206H249V205H248L247 208H246L245 211H244V214H249L248 217H246V216H245V217H244V216L241 217V215L238 213V211L233 210V209H231L230 207H229V209H227L228 207H226L225 210L227 209L226 211H227L229 214H232L233 217H231V219H229V220H228V218H227L226 220H228V221H226V220H220V219H217V220L215 221V219H214L215 216H214L213 214H214L215 212H217V211H214V213L211 212V213H213V214H212V217H213V218L210 217V216H209V217H210L211 219H213V220L215 221V223H216V233H215V232H214V233L218 236V238H219V237H227V239H228V240L226 239V240L228 241V247H227V248L224 250V252H223V254L225 253V256L222 254V256H224V257L221 258V259L223 260V263L221 262L222 264H264V199H263V197H261V199H259V200H257V201H256ZM20 201H21V200H20ZM23 201H24V200H23ZM33 201H34V200H33ZM37 201H38V200H37ZM46 201H47V200H46ZM48 201H50V200L48 199ZM104 201H105V200H104ZM128 201H129V200H128ZM134 201H135V200H134ZM143 201H142V202H143ZM146 201H147V199H146ZM148 201H149V200H148ZM148 201H147V202H148ZM150 201H151V199H150ZM173 201H174V200H173ZM175 201H177V200H175ZM175 201H174V202H175ZM197 201H198V200H197ZM214 201H217V200L215 199ZM241 201H242V200H240L239 203H241ZM8 202H9V201H8ZM8 202H7V203H8ZM17 202H18V201H17ZM39 202H40V201H39ZM44 202H45V199H44ZM72 202H73V201H72ZM95 202H96V201H95ZM100 202H101V201H100ZM129 202H130V201H129ZM154 202H155V201H154ZM162 202H163V201H162ZM171 202H170V203H171ZM174 202H173V203H174ZM177 202H179V200H178ZM190 202H191V203H190V205H191V204H193L192 202H194V201H190ZM195 202H196V201H195ZM195 202H194V203H195ZM217 202H219V201H217ZM221 202H222V201H220V203H221ZM224 202H225V201H224ZM232 202H233V201H232ZM15 203H16V202H15ZM29 203H30V202H29ZM31 203H32V202H31ZM35 203H36V202H35ZM102 203H103V202H102ZM102 203H101V204H102ZM121 203H123V202H121ZM125 203H126V202H125ZM130 203H131V202H130ZM132 203H133V202H132ZM135 203H136V202H135ZM137 203H138V202H137ZM148 203H149V202H148ZM152 203H153V202H152ZM160 203H161V202H160ZM163 203H164V202H163ZM165 203H166V201H165ZM167 203H168V202H167ZM170 203H169V205H173V203H172V204H170ZM201 203H202V201H201ZM236 203H237V202H236ZM242 203H243V202H242ZM252 203H253V204H252ZM21 204H22V203H21ZM25 204H26V203H25ZM32 204H33V203H32ZM32 204H31V205H32ZM40 204H41V203H40ZM40 204H39V206H40ZM48 204H49V202H48ZM50 204H52V202H51ZM78 204H79V205H78ZM87 204H89V207H88ZM97 204H100V203L97 202ZM101 204H100V205H101ZM104 204H105V202H104ZM104 204H102V205H104ZM106 204H105V205H106ZM142 204H143V203H142ZM145 204H146V203H145ZM175 204H176V203H175ZM198 204H199V203H198ZM204 204H205V203H204ZM204 204H203V205H204ZM212 204H213V203L208 204V206H205V205H206V204H205V205H204L205 207H202V208H206V210H208L207 207H208V208L211 207V210H212V206L214 207V206L216 205L215 202H214V205H212ZM218 204H219V203H217V205H218ZM223 204H224V203H223ZM223 204H222V205H223ZM230 204H231V203H230ZM233 204H234V203H233ZM16 205H17V204H16ZM26 205H27V204H26ZM36 205H37V204H36ZM36 205H34V207H35ZM76 205H77V206H76ZM91 205H92V204H91ZM100 205H98V207H97L96 205H95V206L99 209V206H100ZM130 205H131V204H130ZM143 205H144V204H143ZM161 205H162V204H161ZM164 205H165V204H163V206H164ZM199 205L201 206V204H199ZM23 206H24V205H23ZM27 206H28V205H27ZM45 206H46V205H45ZM48 206H50V205H48ZM75 206H76V207H75ZM93 206H94V205H93ZM127 206H128V205H127ZM131 206H132V205H131ZM136 206H137V205H136ZM139 206H140V204H139ZM139 206H138V207H139ZM144 206H145V205H144ZM163 206H162V207H163ZM175 206L177 207V205H175ZM175 206H173V208H174ZM184 206H185V205H184ZM187 206H189V205L187 204ZM187 206H185V209H187V208H186ZM192 206H194V208H195V206L197 207V202H196V205H192ZM192 206H191V207H192ZM218 206H219V205H218ZM223 206H224V205H223ZM231 206H232V205H231ZM234 206H236V204H235ZM2 207H3V206H2ZM2 207H0V209H2ZM8 207H9V206H8ZM10 207H11V206H10ZM10 207H9V208H10ZM15 207H16V206H15ZM24 207H26V206H24ZM74 207H75V208H74ZM81 207H82V206H81ZM81 207H80V208H81ZM100 207H103V206H100ZM134 207H135V206H134ZM142 207H143V206H142ZM170 207H171V206H170ZM170 207H168V208H170ZM191 207H190V208H191ZM242 207H243V206H242ZM3 208H4V207H3ZM6 208H7V207H6ZM9 208H7V209H9ZM16 208H18V207H16ZM20 208H21V207H20ZM32 208H33V207H32ZM39 208H40V207H39ZM39 208H38V209H39ZM68 208H69V207H68ZM68 208H67V209H68ZM73 208H74V209H73ZM82 208L84 209V207H82ZM82 208H81V209H82ZM97 208H96V209H97ZM103 208H104V207H103ZM106 208H107L109 211H112L111 213H113V211H115V210H117V211H115V212L112 214V216L109 215V216H111V217H108V216L106 217V214H107V209H106ZM135 208H136V207H135ZM163 208H165V207H163ZM173 208H172V209H173ZM190 208H189V209H190ZM194 208H191V209H194ZM214 208H215V207H214ZM216 208H218V207H216ZM24 209H25V208H24ZM35 209H36V208H35ZM35 209H33V210H35ZM85 209H84V210H85ZM96 209L94 208V210H93V211H94V214L96 213V212H95ZM98 209H97V210H98ZM122 209H121V210H122ZM139 209H140V207H139ZM172 209H171V210H172ZM174 209L176 210V208H174ZM174 209H173V210H174ZM178 209H179V208H178ZM185 209H183V210H185ZM189 209H188V212L191 211V214H192V210H189ZM199 209H200V208H199ZM199 209H198V210H199ZM209 209H210V208H209ZM237 209H238V208H237ZM2 210H3V209H2ZM14 210H15V209H14ZM25 210H26V209H25ZM27 210H28V209H27ZM48 210H49V209H48ZM97 210H96V211H97ZM102 210H103V209H102ZM102 210H101V211H102ZM126 210H127V209H126ZM134 210H138V209H134ZM143 210L141 209V211H143ZM158 210H159V209H158ZM167 210H168V209H167ZM179 210H180V209H179ZM183 210H182V211H183ZM195 210H196V209H195ZM195 210H194V211H195ZM215 210H216V209H215ZM9 211H10V210H9ZM9 211H8V213H9ZM11 211H13V210H11ZM21 211H23V210H21ZM45 211H46V209H45ZM159 211H160V210H159ZM161 211H164V210H161ZM161 211H160V212H161ZM180 211H181V210H180ZM180 211H179V212H180ZM186 211H187V210H185V212H186ZM199 211H200V210H199ZM199 211H198V212H199ZM208 211H209V210H208ZM226 211H225V212H226ZM242 211H243V210H242ZM242 211H241V212H242ZM24 212H25V211H24ZM24 212H23V213H24ZM28 212L31 213V211H28ZM34 212H35V211H34ZM39 212H40V211H39ZM41 212H42V211H41ZM73 212H74V213H73ZM97 212H98V211H97ZM123 212H124V211H123ZM127 212H128V210H127ZM138 212H139V210H138ZM173 212H174V211H173ZM183 212H184V211H183ZM185 212H184V214H185ZM188 212H187V213H188ZM218 212H219V211H218ZM220 212H221V211H220ZM3 213H4V212H3ZM14 213H15V212H14ZM25 213H26V212H25ZM36 213H38V212H36ZM36 213H35V214H36ZM44 213H45V212H44ZM44 213H43V214H44ZM71 213H73V214H71ZM86 213H87V212H86ZM92 213H93V212H92ZM99 213H100V211H99ZM101 213H102V212H101ZM108 213L110 214V212H108ZM129 213H130V212H129ZM134 213H135V212H134ZM193 213H194V212H193ZM196 213H197V211H196ZM201 213H202V212H201ZM201 213H200V215H201ZM0 214H1V212H0ZM10 214H11V213H10ZM27 214H28V213H27ZM45 214H46V213H45ZM84 214H85V213L83 212V215H84ZM94 214H93V215L91 214V216H94ZM96 214H97V213H96ZM126 214H127V213H126ZM137 214H138V213H137ZM173 214H174V213H173ZM203 214H204V213H203ZM215 214H216V217H217V213H215ZM219 214H220V213H219ZM3 215H4V214H3ZM11 215H12V214H11ZM19 215H20V214H19ZM30 215H31V214H30ZM33 215H34V214H33ZM38 215H39V214H38ZM41 215H42V214H41ZM41 215H40V216H41ZM51 215H52V213H51ZM85 215H86V214H85ZM89 215H90V214H89ZM100 215H101V214H100ZM139 215H141V214L139 213ZM155 215H154V217H155ZM158 215H157V216H158ZM185 215H187V214H185ZM227 215H228V214H227ZM1 216H2V214H1ZM5 216H6V214H5ZM9 216H10V215H9ZM9 216H8V218H9ZM13 216H14V215H13ZM13 216H12V217H13ZM24 216H25V215H24ZM28 216H29V215H28ZM31 216H32V215H31ZM31 216H29V217H30V220H31ZM35 216H36V215H35ZM46 216H47V215H46ZM56 216H57V213L55 212V214H53V218H56ZM87 216H88V215H86V217H87ZM96 216H97V217H96ZM123 216H124V215H123ZM171 216H172V215H171ZM171 216H170V217H171ZM175 216H176V214H175ZM179 216L183 217L184 215L182 216V213H181V215H179ZM188 216H189V215H188ZM196 216H197V215H196ZM196 216H195V218H196ZM198 216H199V215H198ZM207 216H208V215H207ZM207 216H206V217H207ZM223 216H224V215H223ZM2 217H3V216H2ZM2 217H1V218H2ZM10 217H11V216H10ZM17 217H18V218H17ZM29 217H28V218H29ZM32 217H33V216H32ZM36 217H37V216H36ZM36 217H35V218H36ZM89 217H90V216H89ZM89 217H88V218H89ZM161 217H162V216H161ZM173 217H174V216H173ZM173 217H172V218H173ZM176 217H177V216H176ZM181 217H180V218H181ZM186 217H187V216H186ZM190 217H191V216H190ZM192 217H193V216H192ZM199 217H200V216H199ZM201 217H203V216H201ZM201 217H200V218H201ZM206 217H205V214H204V218H206ZM220 217H222V215H221ZM224 217H225V216H224ZM227 217H228V216H227ZM20 218H21V217H20ZM23 218H24V217H23ZM35 218H34V219H35ZM40 218H41V217H40ZM42 218H43V217H42ZM124 218H125V217H124ZM155 218H156V217H155ZM184 218H185V217H184ZM210 218H209V219H210ZM4 219H5V218H4ZM4 219H3V220H4ZM16 219L18 220V219H19V216L16 215L15 220H16ZM26 219H27V218H26ZM34 219H33V221H35ZM37 219H38V218H37ZM84 219H85V217H84ZM129 219H130V218H129ZM157 219H159V218H157ZM160 219H162V218H160ZM163 219H165V218H163ZM168 219H169V218H168ZM170 219H171V218H170ZM186 219H188V218H186ZM186 219H185V220H186ZM190 219H191V218H190ZM192 219H193V218H192ZM207 219H208V218H207ZM209 219H208V220H209ZM211 219H210V220H211ZM7 220H8V219H7ZM19 220H20V219H19ZM19 220H18V221H19ZM21 220H22V218H21ZM23 220L25 221V219H23ZM86 220H87V219H86ZM151 220H152V218H151ZM153 220H154V218H153ZM182 220H183V219H182ZM185 220H184V221H185ZM200 220H201V219H200ZM200 220H198V221L200 222ZM202 220H203V219H202ZM1 221H2V220H1ZM5 221H6V220H5ZM10 221H11V220H10ZM10 221L8 220V221H6V222H9V223H10ZM26 221H27V220H26ZM33 221H32V222H33ZM37 221H38V220H37ZM37 221H36V223H38ZM40 221L42 222V220H40ZM90 221L88 220V222H90ZM165 221H166V220H165ZM165 221H164V222H165ZM168 221H169V220H168ZM171 221H172V222L175 221V218H174V220H171ZM178 221H179V223H180V219H179ZM186 221H187V220H186ZM192 221H193V220H192ZM194 221H195V220H194ZM214 221H213V223H214ZM11 222L14 223L15 221L13 222V219H12ZM16 222H17V221H16ZM20 222H21V221H20ZM88 222H87V223H88ZM130 222H131V220H130ZM130 222H129V223H130ZM136 222H137V220H136ZM153 222H154V221H153ZM161 222H162V221H161ZM172 222H171V223H172ZM176 222H177V221H176ZM187 222H188V221H187ZM0 223H1V222H0ZM2 223H4V222H2ZM12 223H11V226H12ZM29 223H30V222H29V220H28V224H29ZM134 223H135V222H134ZM156 223H158V222H156ZM173 223H174V222H173ZM179 223H177V224H178V226H179V228H180ZM181 223H183V221H182ZM185 223H186V222H185ZM185 223H184V224H185ZM190 223H191V222H190ZM200 223H201V222H200ZM203 223H204V220H203ZM209 223H210V222H209ZM209 223H207V225H208ZM215 223H214V224H215ZM4 224H5V223H4ZM7 224H8V223H6V225H7ZM16 224H17V223H15V226H16ZM31 224H32V223H31ZM31 224H30V225H31ZM33 224H35V222H33ZM33 224H32V225H33ZM67 224H72V225H73L74 230H72L73 228H72V229L70 228V229H71L75 234L72 233V232H71L70 234H67V235L64 234L63 236H59V234H58V235H57L58 237H55V240H54V241L51 240V238H52L51 236L54 234L53 232H56V231L59 230L63 225L65 226V225H67ZM83 224H84V223H83ZM126 224H127V223H126ZM154 224H155V223H154ZM154 224H153V225H154ZM162 224H163V223H162ZM166 224H167V223H166ZM174 224H176V223H174ZM174 224H172L171 226H174ZM187 224H189V223H187ZM187 224H185V225H187ZM193 224H194V223H193ZM193 224H192V225H193ZM201 224H202V223H201ZM13 225H14V224H13ZM86 225H87V224H86ZM86 225H85V226H86ZM88 225H89V224H88ZM88 225H87V226H88ZM159 225H160V224H159ZM169 225H170V223H169ZM197 225H198V224H197ZM203 225H204V224H203ZM210 225H212V222H211ZM4 226H5V225H4ZM8 226H9V225H8ZM11 226H10V227H11ZM20 226H21V227H20ZM38 226H39V225H38ZM67 226H68V225H67ZM82 226H83V225H82ZM85 226H84V227H85ZM90 226H91V225H90ZM154 226H158V225L155 224ZM165 226H166V225H165ZM181 226L183 227V224H181ZM199 226H200V225H199ZM2 227H3V226H2ZM10 227H9V228H10ZM29 227H30V226H29ZM69 227H70V226H69ZM113 227H114V226H113ZM175 227H176V226H175ZM185 227H186V226H185ZM185 227H184V228H185ZM188 227H189V226H188ZM195 227H196V225H195ZM200 227H202V226H200ZM205 227H206V225H205ZM208 227H209V226H208ZM212 227H213V226H211L210 228H212ZM3 228H5V227H3ZM12 228H13V232H15L16 230H15L14 226H13ZM25 228H26V226H25ZM25 228H24V229H25ZM62 228H63V227H62ZM64 228H65L64 230H66V227H64ZM148 228H149V227H148ZM151 228H152V227H151ZM170 228H171V227L168 228V226H167V230L170 229ZM172 228H173V227H172ZM189 228H191V227H189ZM197 228H198V227H197ZM202 228H203V227H202ZM7 229H8V227H7ZM7 229H6V230H7ZM31 229H32V228H31ZM31 229H30V230H31ZM89 229H91V227H90V228H89V227L87 228V230H86L87 233L89 232V231H88ZM100 229H99V230H100ZM110 229H112V228H109V231H110ZM159 229H160V227H159ZM200 229H201V228H200ZM6 230L0 228V232H1L2 234H6V233H7L8 236H16L13 232H10L11 229H9V232H7L8 230H7V231H6ZM14 230H15V231H14ZM64 230H63V231H64ZM67 230H68V228H67ZM160 230H161V229H160ZM170 230H171V229H170ZM191 230L193 231V228H192ZM195 230H196V228H195ZM204 230L206 231V229H204ZM207 230H208V228H207ZM212 230H213V229H212ZM212 230H210V231H212ZM11 231H12V230H11ZM22 231H23V230H22ZM28 231H29V230H28ZM31 231H32V230H31ZM84 231H85V230H83V232H84ZM86 231H85V232H86ZM175 231H176V229H175ZM186 231H187V230H186ZM198 231H199V230H198ZM213 231H214V230H213ZM69 232H70V231H69ZM78 232H79V231H78ZM81 232H82V228H81ZM81 232H80V233H81ZM100 232H102V231H100ZM107 232H108V231H107ZM169 232H170V231H169ZM173 232H174V231H173ZM178 232H179V231H178ZM202 232H203V231H202ZM202 232H201V233H202ZM1 233H0V235H1ZM23 233H24V232H23ZM26 233H27V232H26ZM29 233H31V232H29ZM29 233H28V234H29ZM64 233H65V231H64ZM80 233H79V235H80ZM90 233H91V232H90ZM105 233H106V232H105ZM110 233H111V232H109V236H110ZM161 233H162V232H161ZM164 233H165V231H164ZM180 233H181V231H180ZM195 233H196V232H195ZM201 233H200V234H201ZM91 234H92V233H91ZM103 234H104V233H103ZM126 234H130V236H131L130 238H131L132 241H129V242H128V240H126V239H127V238H125V235H126ZM171 234H172V232H171ZM175 234H176V232H175ZM198 234H199V233H198ZM202 234H203V233H202ZM204 234H205V233H204ZM207 234H210V233L208 232ZM21 235H22V234L20 233V236H21ZM26 235H27V234H26ZM97 235H98V234H97ZM104 235H105V234H104ZM185 235H186V234H185ZM187 235H188V234H187ZM191 235H192V234H191ZM212 235H213V234H212ZM5 236H6V235H5ZM22 236H24V235H22ZM81 236H82V235H81ZM107 236H108V233H107ZM109 236H108V237H109ZM181 236H183V234H182ZM181 236H180V238H182ZM193 236H194V235H193ZM205 236H206V235H205ZM207 236H209V235H207ZM207 236H206V238H207ZM2 237H3V236H2ZM103 237H104V236H103ZM115 237H114V238H115ZM175 237H177V235H175ZM184 237H185V236H184ZM186 237H187V236H186ZM188 237H189V236H188ZM188 237H187V238H188ZM101 238H102V237H101ZM105 238H106V236H105ZM171 238H172V237H171ZM191 238H193V237L191 236ZM208 238H209V237H208ZM208 238H207V240H208ZM210 238H211V235H210ZM218 238H217V239H218ZM53 239H54V238H53ZM103 239H104V238H103ZM106 239H110V238H106ZM112 239H113V238H112ZM182 239H183V238H182ZM182 239H181V241H182ZM194 239H195V237H194ZM194 239H193V240H194ZM196 239H197V238H196ZM203 239H204V238H203ZM215 239H216V238H215ZM100 240H101V239H100ZM114 240H115V239H113L112 241H114ZM174 240H175V238H174ZM184 240L187 241L188 239H184ZM189 240H190V239H189ZM189 240H188L189 244L192 245V243H190ZM207 240H206V241H207ZM209 240H210V239H209ZM220 240H221V239H220ZM224 240H225V239H224ZM224 240H223V241H224ZM109 241H110V240H109ZM109 241H108V244H106V245H109ZM139 241H141L142 243H141V245L139 244V248H138V247H137V244H138V243H135V242H139ZM168 241H169V240H168ZM171 241H173V240H171ZM191 241H192V239H191ZM196 241H198V240H196ZM196 241H195V242H196ZM204 241H205V240H204ZM204 241H203V242H204ZM212 241H213V239H212ZM212 241H211V242H212ZM227 241H226V242H227ZM195 242H194V243H195ZM211 242H210V243H211ZM217 242H218V240H217ZM2 243H4V242H2ZM95 243H96V242H95ZM104 243H105V242H104ZM131 243H135V246L133 247L132 252H130V253L128 254V250H127V249L130 247V244H131ZM162 243H163V242H162ZM175 243H176V242H175ZM177 243H178V242H177ZM218 243H219V242H218ZM220 243H221V242H220ZM220 243H219V244H220ZM88 244H89V243H88ZM178 244H180V243H178ZM178 244H176V245L178 246ZM196 244H197V243H196ZM205 244H206V242H205ZM219 244H216V245H217V246H216L217 248L219 247V246H218ZM224 244H225V243H224ZM224 244H223V245H224ZM2 245H3V246L6 245V246H4L5 248L2 247ZM184 245H185V243H184ZM184 245H183V246H184ZM187 245H188V244H187ZM191 245H188V246H191ZM198 245H199V244H198ZM207 245H209V242H207ZM207 245H206V246H207ZM211 245H212V244H210L209 246H211ZM213 245H215V243H214ZM213 245H212V246H213ZM181 246H182V245H181ZM193 246H194V245H193ZM193 246L190 247V248H193ZM203 246H204V245H203ZM209 246H208V247H209ZM80 247H82V249H81ZM88 247H89V246H88ZM90 247H91V246H90ZM105 247H106V246H105ZM169 247H171V242H170V246H168V248H169ZM216 247H215V248H216ZM223 247H225V246H223ZM79 248H80V249H79ZM161 248H162V247H161ZM174 248H176L175 245H174ZM184 248H187V246H184L183 249H184ZM194 248H195V247H194ZM196 248H197V247H196ZM199 248H200V247H199ZM204 248H205V247H204ZM209 248H210V247H209ZM211 248H213V247H211ZM215 248H214V249H215ZM217 248H216V249H217ZM219 248H220V247H219ZM163 249H164V248H163ZM181 249H182V247H181ZM205 249H207V248H205ZM214 249H211V250L214 251ZM85 250H86V249H85ZM87 250H89V249H87ZM104 250H105V249H104ZM157 250H158V249H157ZM174 250H175V249H174ZM185 250H186V249H185ZM198 250H199V249H198ZM198 250H197V251H198ZM211 250H209V251H211ZM217 250H218V249H217ZM221 250H223V248H222ZM162 251H163V250H162ZM162 251H161V252H162ZM167 251H168V250H167ZM167 251H166V253H167ZM169 251H170V250H169ZM169 251H168V252H169ZM171 251H172V250H171ZM171 251H170V252H171ZM0 252H2V251H0ZM89 252H90V251H89ZM159 252H160V251H159ZM159 252H158V253H159ZM164 252H165V250H164ZM172 252H173V251H172ZM178 252H179V251H178ZM183 252H184V251H183ZM183 252H182V253H183ZM200 252H201V251H200ZM203 252H204V251H203ZM214 252H217V251H214ZM82 253H83V252H82ZM85 253H86V252H85ZM85 253H84V254H85ZM184 253H185V252H184ZM184 253H183V254H184ZM198 253H199V251H198ZM210 253H211V252H210ZM210 253H209L208 255H209L210 257H212V256H211L212 254H210ZM84 254H83V255H84ZM88 254H89V253H88ZM96 254H97V253H96ZM162 254H164V253L162 252ZM175 254H176V253H175ZM204 254H205V253H204ZM214 254H215V253H214ZM83 255H82V256H83ZM106 255H107V254H106ZM160 255H161V254H160ZM186 255H187V254H186ZM186 255L183 256V257H185V259H186ZM197 255H198V254H197ZM216 255H217V254H216ZM226 255H227V256H226ZM86 256H87V255H86ZM89 256H90V255H89ZM148 256H149V255H148ZM155 256H156V255H155ZM157 256H158V255H157ZM167 256H169V255H167ZM180 256H181V255H180ZM188 256H189V255H188ZM204 256H205V255H204ZM204 256H202V257H204ZM209 256H208V258H209ZM217 256H219V255H217ZM220 256H221V255H220ZM0 257H1V256H0ZM76 257H77V256H76ZM83 257H84V256H83ZM87 257H88V256H87ZM106 257H107V256H106ZM150 257H152V255H151ZM160 257H161V256H160ZM160 257H159V258H160ZM163 257H164V256H163ZM189 257H190V256H189ZM205 257H207V256H205ZM226 257H228V258H226ZM85 258H86V257H85ZM85 258H84V259H85ZM94 258H95V257H94ZM141 258H142V257H141ZM146 258H147V257H145V259H146ZM153 258H154V257H153ZM167 258H168V257H167ZM167 258H166L165 261L168 260ZM169 258H170V256H169ZM212 258H213V257H212ZM217 258H218V257H217ZM78 259H80V258H78ZM106 259H107V258H106ZM142 259H143V258H142ZM145 259H144V260H145ZM149 259H150V258H149ZM151 259H152V258H151ZM181 259H182V258H181ZM185 259H184V260H185ZM214 259H215V257L213 258V260H214ZM80 260H81V259H80ZM85 260H86V259H85ZM144 260H143V261H144ZM182 260H183V259H182ZM196 260H197V259H196ZM203 260H204V258H203ZM203 260H202V261H203ZM208 260H209V259H208ZM210 260H211V259H210ZM213 260H211V261H213ZM219 260H220V258H219ZM219 260H218V261H219ZM222 260H221V261H222ZM227 260H228V261H227ZM95 261H96V260H95ZM104 261H105V260H104ZM106 261H107V260H106ZM143 261H142V262H143ZM148 261H149V260H148ZM154 261H155V260H154ZM157 261H158V259H157ZM216 261H217V260H216ZM218 261H217V263H219ZM83 262H84V261H82V264H84ZM85 262H86V261H85ZM87 262H88V261H87ZM115 262H116V263H115ZM142 262H141V263H142ZM152 262H153V261H152ZM159 262H162V263H163L164 260H163V261H159ZM159 262H158V263H159ZM180 262H181V261H180ZM180 262H179V264H180ZM186 262H187V261H186ZM32 263H31V264H32ZM74 263H73V264H74ZM154 263H155V262H154ZM167 263H169V262H167ZM194 263H196V262H194ZM204 263L206 264V263H207V260H205ZM212 263H213V262H212ZM215 263H216V262H215ZM221 263H220V264H221ZM103 264H104V263H103ZM139 264H140V263H139ZM145 264H147V262H146ZM148 264H149V263H148ZM150 264H153V263H150ZM160 264H161V263H160ZM165 264H166V262H165ZM182 264H183V263H182ZM201 264H203V263H201ZM207 264H208V263H207ZM210 264H211V263H210ZM213 264H214V263H213Z\"/></svg>","mask_w":264,"mask_h":264}]
</instances>
